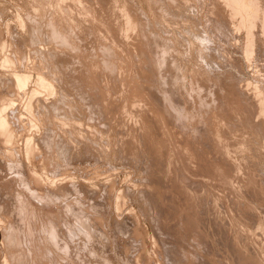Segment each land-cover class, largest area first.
Returning a JSON list of instances; mask_svg holds the SVG:
<instances>
[{
  "label": "rangeland",
  "instance_id": "obj_1",
  "mask_svg": "<svg viewBox=\"0 0 264 264\" xmlns=\"http://www.w3.org/2000/svg\"><path fill=\"white\" fill-rule=\"evenodd\" d=\"M15 1H17V4H16V6H15ZM21 1V2H20ZM36 1V2H35ZM48 1V2H47ZM47 1H45V0H31V2H30V0H7V2L10 4V6L8 5V7H7V5H5V4H8L7 2H6V0H5V2H4V0H1L0 2H1V6H0V12L2 11V9L3 10H5L4 12L2 11L1 13H3V15L5 16V17H3V15L1 16L0 15V20L1 21H3V23L0 21V31L2 32L3 31V33H2V35H0V39H1V43H0V54H1V50H2V54L0 55V68H2V69H0V71H1V75H0V89H2L1 91H0V97H1V95H2V97L0 98V104H1V102H4V101H7L8 99L7 98H13V96L12 95H10V94H13V90L11 91V89L9 88L10 86H9V84H10V81H9V79L7 78L8 76H9V78H10V74L11 73H14V72H17L19 69H22V70H19L18 71V73H26V74H29L31 77H30V80H29V82H28V84H27V87L25 86L24 87V89L25 90H29V86H31V84H32V87L30 88L31 90H32V88H34L35 86H36V88L37 87H41V88H43L44 87V89H41V90H39V91H37V92H35V93H33V96L34 97H32L31 95H32V93H26V94H24L25 92H22L21 94H22V96H20L19 98H18V101H19V103L21 104V105H18L19 103H18V101H17V99H15V101L17 102V104H16V102H15V105H16V108H15V105H14V110H15V118H18V122L20 123L19 124V128L17 129V128H15V125H13L14 123H12V120H11V118H10V116H8L7 117V119L9 120V118H10V122L8 121V125H7V127H5L4 129H6V128H8V126H10V130L12 131V138L10 137V139H14L13 141L12 140H9V139H0V141L2 142L1 144H0V147L1 148H3V147H5V149H1V150H3V153H5L4 155H2L1 154V151H0V163H3L4 162V159H5V163H3V164H0V171L2 170V172L0 173V181L4 184V187H3V184L0 182V202L1 201H3L2 203H0V212L1 211H3V210H5V211H3L2 213L3 214H1L0 215V222H2L1 223V225H6V227H14L15 226V221H17L18 220V218L16 219V215L18 216V209H17V207H24V205H28L29 203H31L32 205H30L31 207L32 206H34L35 207V205H37L38 206V210L35 208H33L32 207V209H34L35 210V213L36 214H30L32 211L34 212V210H32L31 212H30V206H28V207H30V208H27V210H29L28 212H29V214H27L29 217H26L25 216V218H24V220H23V223H22V226L23 227H25V229H24V231H26L27 229L28 230H30L31 232H33V233H35L36 235H38L39 233H40V235H42V236H44L45 234H49V233H47V232H44V231H42L43 230V228L44 229H48L47 228V226L49 227V223H48V221L50 220V219H52V218H60V217H65L66 219H68L69 220V222H72L71 221V219L72 220H77V216L79 215V218H80V215L81 214H83L82 212H79V211H83V210H85L86 208L89 210V211H91V212H89V214L90 213H92L94 210V212H93V214H95V216L93 215V214H90V217L89 216H87L86 218H84L85 217V214L86 215H89L87 212V210H85V211H83L84 212V214L81 216L82 217V219H88V220H85V221H83L82 219V221L83 222H85V223H87V227L89 226V227H91V225L90 224H94V222L97 224H94L91 228H88L89 230L91 229L92 231H90V233H92V236H91V239L90 240H92L94 243H91L92 241H90L89 242V244H90V246L92 247L93 246V244H94V248H93V251H94V254H95V252H96V254H95V257L93 258L92 256H94V255H92V256H90V255H88V254H86L85 256L86 257H84V256H80V258H81V262L82 261H85V259H87L89 256H90V261H92V262H94L93 264H97V262L96 261H98V263L99 264H106V262L107 263H111V264H124L125 263V261H126V264L128 263H130V262H133V263H131V264H145V262H147L148 261V263L147 264H151V263H153V264H156V263H158V264H193V263H196V264H199V262H200V264H228L229 262H227V261H230V263L229 264H240L241 262H243L244 264H246V262H249V260H250V257L251 258H253L254 259V261H253V263L255 264V261L257 262V264L259 263V264H263L264 263V229H263V227H264V205H263V203L262 202H264V196H263V192H264V157H262V156H264L263 154H264V152H263V150H264V129H262V128H264V127H262V126H264L263 124V122H264V106H263V104H264V0H251L252 1V3H253V5H254V3H256L255 5H257V6H255V7H258V8H255V9H257L259 12V14L258 15H256L255 16V14L253 15V17H251V19L250 18H247L246 16H245V14L243 13V12H240L239 13V11L236 9V7H235V5H233L234 3H232V1L231 2H229L228 0H105V1H103V0H100V1H102L103 3L105 2V4H104V6H105V8H107L105 11H104V7L102 6V2H100L99 0L97 1V0H47ZM55 1V2H54ZM70 1V3H68ZM71 1H73V2H71ZM83 1V2H82ZM91 1V2H90ZM94 1H95V4H94ZM11 2V3H10ZM15 2V3H14ZM32 2H34V3H32ZM46 2V3H45ZM53 2H54V4H53ZM62 2V3H61ZM78 2H80V3H78ZM82 2V3H81ZM97 2V3H96ZM106 2H108V3H106ZM4 3V5L2 6V4ZM13 3V4H12ZM20 3H23L22 5L20 4ZM55 3H56V5H58V6H56L55 5ZM75 5V7L73 6V4ZM75 3H77V6H76V4ZM84 3V4H83ZM89 3H91V4H89V6H87ZM101 3V5H100V9L102 8V10H100L99 9V4ZM154 3V4H153ZM36 4H38V5H36ZM47 4V5H46ZM48 4H49V7H48ZM68 4V5H67ZM11 5H14L15 6V8H14V6H11ZM26 5L27 6V8H29V10L30 11H27V10H24L25 8H26V6L24 7V6ZM41 5V6H40ZM79 5L81 6V7H79ZM85 5V6H84ZM18 6V7H17ZM30 6V7H29ZM33 6V7H32ZM54 6V7H53ZM60 6V7H59ZM64 6H66V8L64 7ZM67 6H68V8H67ZM69 6H71V7H69ZM87 6V7H86ZM90 6H92V8L90 7ZM96 6V7H95ZM102 6V7H101ZM155 6V8H153ZM234 6V7H233ZM37 7V8H36ZM42 9H41V8ZM44 7V8H43ZM45 7H47V8H45ZM58 8V10H57V8ZM84 7V8H83ZM98 7V8H97ZM10 9V11L12 10V12H10L9 11V9ZM18 8H20L19 10L20 11H18ZM26 8V9H27ZM33 9V11H32V9ZM80 8H82V9H80ZM89 8H90V10H89ZM235 8V9H234ZM260 8V9H259ZM13 9H15V11L13 10ZM47 9H49V10H47ZM67 10V12H66V10ZM80 9V10H79ZM92 9V10H91ZM95 10V13H94V10ZM110 9V10H109ZM132 11H134V12H132ZM7 10V11H6ZM43 10V11H42ZM46 10H47V12H46ZM52 12H51V11ZM75 10H76V12H75ZM99 10H100V12H99ZM110 12H109V11ZM13 11H14V13H13ZM27 11V12H26ZM40 11V12H39ZM56 11V12H55ZM61 11V12H60ZM73 11V12H72ZM82 11H84V12H82ZM88 11H90V12H88ZM238 13H237V12ZM8 12V13H7ZM10 12V13H9ZM21 12L24 14V15H26V17L24 16V15H22L21 14ZM29 12V13H28ZM30 12H32V13H30ZM37 12L38 13V16H40L39 14H41V16L40 17H38L37 16V21H36V23H38V24H36V23H34L35 22V20H36V18L34 17L33 18V15L32 14H35V13ZM49 12V13H48ZM51 12V13H50ZM54 12V13H53ZM58 12V13H57ZM63 12V13H62ZM69 12V13H68ZM101 12H103V13H101ZM128 12V13H127ZM136 12V13H135ZM137 12H139V14L137 13ZM6 13H7V15L8 16H6ZM16 13H18L17 15H16ZM36 13V14H37ZM61 13V15L63 16V18H65V19H63L65 22H73V23H71V24H73L74 25V27H75V25L77 24H79V26L77 27L76 26V29H75V33L77 34L78 32H79V35L77 34L76 36V38H75V33L72 35V39H74L73 40V46L71 45V46H69V45H66V46H61V45H58V44H55L54 42H53V40H51V34H52V25H51V18L50 17H52V15H53V18H55L58 14H60ZM76 13V14H75ZM98 13H99V15H98ZM105 13H107V14H105ZM127 13V14H126ZM243 13V14H242ZM257 13V12H256ZM15 14V15H14ZM27 14H29L28 16H27ZM42 14H43V16H42ZM45 14V15H44ZM50 14V15H49ZM57 14V15H56ZM88 14H90V17H89V19H87L88 17H85V15L86 16H89ZM92 14L94 15V16H92ZM95 14H97L96 16H95ZM100 14L102 15V17L100 16ZM129 14V15H128ZM141 14V15H140ZM11 15V16H10ZM13 15V16H12ZM30 15H32L31 17H29ZM46 15H48V16H46ZM68 15V16H67ZM73 15H76V16H83L82 18L80 17V19L78 18V17H74ZM103 15L105 16V17H103ZM138 16V18H137V16ZM143 15V16H142ZM241 15H243V17L241 16ZM45 16V17H44ZM50 16V17H49ZM100 16V17H99ZM131 16V17H130ZM132 16H134V17H132ZM139 16H140V18L142 19V20H144V21H142V20H140V18H139ZM244 16H245V18H244ZM255 16V17H254ZM262 16V17H261ZM18 17H20V18H18ZM24 17V18H23ZM41 17H43V18H45V21H44V19L43 18H41ZM66 17H69V18H66ZM74 19H73V18ZM91 17H93V18H91ZM97 17V18H96ZM106 17H108V18H106ZM127 17V18H126ZM130 17V18H129ZM257 17V19H255ZM10 18V19H9ZM25 18H26V21H24L25 20ZM31 20H30V19ZM34 20H33V19ZM40 18V20H38ZM49 18H50V20H49ZM72 18V19H71ZM79 20H78V19ZM91 18V19H90ZM98 18H103V20H104V22H103V20L101 21V19H99L98 20ZM104 18H106L107 20H105ZM254 18V19H253ZM263 18V19H262ZM8 21H7V20ZM14 19H16V20H14ZM24 19V20H23ZM30 20V23L29 24H31L32 23V20L34 21L33 23H34V25H35V27H34V25H33V23L29 26L28 25V21ZM41 19H42V21H41ZM67 19V20H66ZM77 19V20H76ZM84 20V22H85V24L84 25H82L84 22L83 21H81V20ZM131 20V21H129V23H127V21L128 20ZM137 19H138V21H137ZM243 19V20H242ZM246 20V22H245V20ZM248 19L249 20H252V22H248ZM6 20V21H5ZM47 20H49L50 22H48ZM70 20V21H69ZM97 20V21H96ZM110 22H109V21ZM111 20H112V24H113V26H115L114 24H116V27L117 28H114L113 29V26H112V24H111ZM127 20V21H126ZM256 20V21H255ZM14 21V23H15V21L17 22V26H16V24L15 25H12V22ZM80 21V22H79ZM91 21V22H90ZM105 21H107V22H105ZM120 21H122V22H120ZM137 21V22H136ZM140 21H142V23L140 22ZM255 21V22H254ZM27 23L26 25H24L25 23ZM43 25H41L40 23ZM42 22H44V23H42ZM90 24H89V23ZM93 22H94V24H95V26H93L94 24H93ZM95 22H97V25H96V23ZM101 24H100V23ZM114 22V23H113ZM118 22L120 23V24H118ZM139 22H140V25H139ZM143 22H145V23H143ZM244 22V23H243ZM7 23V24H6ZM13 23V24H14ZM18 23H19V25H18ZM20 23H21V25H20ZM45 23H46V25L49 23L50 24V27H48L49 26V24L47 25V27H46V25H45ZM82 23V24H81ZM87 23V24H86ZM92 23V24H91ZM106 23V24H105ZM11 24V25H10ZM89 24V25H88ZM98 24H99V27H101V25L102 26H104L103 28H104V30H103V28H99L98 27ZM117 24H118V26H117ZM127 24H130V25H127ZM135 24V25H134ZM143 24V25H142ZM3 25H4V28H3ZM38 25L39 26H41L42 27V29L40 28V27H38ZM92 25V26H91ZM105 25L108 27V25H110V26H112V29L110 28V26H109V28H108V31L109 32H106L107 31V28L105 27ZM124 25H127L126 27L124 26ZM145 25H147V26H145ZM7 26V27H6ZM14 26L16 27V30H19V32L17 33V32H15L16 30L14 29ZM19 26V27H18ZM37 26V27H36ZM45 26V27H44ZM82 26V27H81ZM85 26H88L89 28H90V30L88 31L87 29H88V27H87V29H84V28H86ZM91 26V27H90ZM123 26V27H122ZM144 26V27H143ZM10 27H11V29H10ZM12 27H13V29H12ZM18 27V28H17ZM27 27V28H26ZM31 29H33L32 31H30V28ZM43 27H44V29H43ZM92 27H94V28H92ZM121 27V28H120ZM125 27V28H124ZM141 27V28H140ZM147 28V30H146V28ZM3 28V29H2ZM8 28V29H7ZM22 28V29H21ZM29 28V31L27 30ZM38 28V29H37ZM39 28H40V31H39ZM45 28H46V31H43V30H45ZM77 28H80L79 29V31H78V29ZM84 29V30H82V29ZM97 28L99 29L98 30V32H97ZM144 28V29H143ZM2 29V30H1ZM21 29V30H20ZM35 29V30H34ZM50 31V35H49V32H48V30ZM105 29H106V31H105ZM120 31V33H119V36L117 35L118 33H117V31L118 30ZM124 29H125V31H124ZM5 30H6V32H5ZM13 32H11V31ZM23 30V31H22ZM37 30V31H36ZM41 30H42V32H41ZM81 30V31H80ZM85 30H87V32L89 33H87ZM117 30V31H116ZM129 30V31H128ZM141 30V31H140ZM77 31V32H76ZM84 31V33H85V36L86 35H90V39L89 40H86V38L88 39L89 38V36H87L86 38H84V36L82 35L83 33H80V32H83ZM92 31V32H91ZM113 31V32H112ZM118 31V32H119ZM133 31V33H131V32ZM145 31V32H144ZM147 31V32H146ZM8 32V33H7ZM11 32V33H10ZM15 32V33H14ZM26 32V33H25ZM28 32H32L31 33V35L28 33ZM35 32V33H34ZM40 33L41 34V37L39 36V35H37L36 33ZM95 32V33H94ZM107 34H110V37H109V35H107ZM112 32V33H111ZM115 32V33H114ZM137 32H139V33H137ZM6 33H7V35H6ZM35 35H34V34ZM44 33H46V34H44ZM91 33V34H90ZM103 33H104V35H103ZM117 33V34H116ZM251 33V34H250ZM10 34V35H9ZM29 34V35H28ZM33 34V35H32ZM45 36H44V35ZM113 34V35H112ZM114 34H116V35H114ZM131 34V35H130ZM5 35V36H4ZM9 35V36H8ZM21 35L23 36V37H21ZM42 35H43V37H42ZM47 35H48V38H47ZM81 35V37H79ZM94 35H96L95 37H92V36H94ZM100 35V36H99ZM130 35V36H129ZM137 35H139L138 37H137ZM1 36H4V38H5V40H4V38L2 37L1 38ZM32 37V38H29V37ZM35 36H36V38H35ZM37 36H39V37H37ZM104 36V37H103ZM117 36V37H116ZM125 36H126V39H125ZM128 36V37H127ZM131 36H132V38H134V40L131 38ZM134 36V37H133ZM11 37V38H10ZM12 37H15L14 39L15 40H13V38ZM17 37V38H16ZM21 37V39H28L27 41L29 42H27V41H23V40H21V39H19ZM27 37V38H26ZM80 39H79V38ZM92 37V38H91ZM96 37H98V38H96ZM101 37V38H100ZM103 37V38H102ZM116 37V38H115ZM119 37H122V38H120L121 39V41H120V39H119V41L120 42H118V39L117 38H119ZM141 37V38H140ZM143 37V38H142ZM9 38H10V40H9ZM35 38V39H34ZM43 38V39H42ZM46 38L48 39V40H46ZM78 38V39H77ZM84 38V39H83ZM7 39V40H6ZM13 40V42H15L16 41V39H17V41H18V43H17V41L13 44V42H12V40ZM34 39V40H33ZM40 39V40H39ZM91 39H92V41H91ZM98 39V40H97ZM100 39H101V42H100ZM107 39V40H106ZM112 39V41H110ZM117 39V40H116ZM122 39H124V40H122ZM140 39V40H139ZM249 39H250V41H251V44L248 46V41H249ZM20 40V41H19ZM33 40V41H32ZM39 40V41H38ZM102 40H103V42H102ZM105 40V41H104ZM108 40L110 41L109 43H111L112 42V44H114V45H118L120 48H121V50L125 53V54H129L130 55V57H133V59L132 60H134L135 59V61H133L132 63L134 64L136 61V63L134 64V66L133 65H131L132 63H129V69H132V71H137L138 70V72H140V79H141V82H142V84L144 85V88H143V92H142V94H140V95H135V94H133L134 92H133V90H131L132 89V84H130V82L129 81H127L126 79V77H124V76H122L123 74H122V71H123V66H122V62H121V59H118L117 57H114V58H112V60H115V62H117V63H115L114 61V63H115V67H116V69L114 70V73L115 74H112L111 75V73L109 72V70L107 71L106 69H103V66H101V64H100V56L102 55L101 54V51H103V47H104V44L103 43H105V42H108ZM139 40V41H138ZM8 41V42H7ZM23 41V42H22ZM30 41H32V42H30ZM42 41H43V44H42ZM79 41V42H78ZM81 41V42H80ZM85 41H86V43H85ZM91 41V42H90ZM93 41H95V44L93 43ZM99 41L100 43L99 44H96L97 42ZM123 41H124V44H123ZM127 41V42H126ZM132 41V42H131ZM250 41H249V43H250ZM37 42H39V44L37 43ZM77 42V43H76ZM88 42V43H87ZM6 43V44H5ZM7 43H8V45H7ZM19 45L20 43H21V45H28V48H30V49H27V47L25 48V46H18L17 44ZM30 43H37V44H31L30 45ZM79 43V44H78ZM83 45H82V44ZM92 44L91 46H90V44ZM136 43H138V45H136ZM10 44V45H9ZM12 44V45H11ZM76 44V45H75ZM88 46H87V45ZM94 44V45H93ZM101 44V45H100ZM129 44V45H128ZM132 44V46H130ZM15 45V46H14ZM17 45V46H16ZM80 45V46H79ZM81 45H82V48H86L85 50H83L82 48H81ZM100 46V48L102 49V50H100V53H99V49L100 48H98L97 46ZM103 45V46H102ZM128 45V46H127ZM5 46V47H4ZM8 46V47H7ZM32 46H33V48L34 47H36V49H38V51H39V53H37V50H36V54H35V50H34V53H33V49L31 50V48H32ZM37 46H39V48H37ZM40 46H42L43 48H40ZM49 46V47H48ZM62 48H61V47ZM78 46L80 47V48H78ZM85 46V47H84ZM94 47L93 48V50H96V53H93V50H92V48H89V47ZM102 46V47H101ZM123 46V47H122ZM124 46H126L125 48H124ZM136 46H138L137 47V49L140 47V46H143L144 48H142V50H143V52H141V54L139 53V55L140 56H138V53L136 52L137 51V49H134V47H136ZM7 47V48H6ZM11 47V49H9ZM18 47H19V49H18ZM75 47V48H74ZM76 47H77V49H76ZM129 47H131V48H129ZM18 49V51H19V54L21 53V55L23 54V56H25V58L24 59H21V58H23L21 55H19L18 54V51L16 50V49ZM22 50H21V49ZM58 49V50H56V49ZM66 48V49H65ZM73 48L74 49H76L75 51H73ZM126 48H129L128 50L126 49ZM6 49V50H5ZM41 49L44 51L45 49H48V50H46L47 51V53H46V51H44V53H45V56H44V54H41ZM51 49H52V51H53V55H54V57H53V55H52V51H51ZM54 49V50H53ZM60 49H61V51L63 50H65V53H61V51H60ZM82 49V50H81ZM132 49H134V50H132ZM4 50H5V53L6 54H4ZM10 51V53H11V56L10 55H7V54H10L9 53V51ZM15 50V51H14ZM26 50V51H25ZM29 50V51H28ZM31 50V51H30ZM50 50V51H49ZM69 50V51H68ZM71 50V51H70ZM88 50V51H87ZM128 51V53H127V51ZM72 51H73V53H72ZM90 51H91V53H90ZM131 51H132V53H131ZM133 51H134V53H133ZM31 53V54H30ZM33 53V54H32ZM50 53V54H49ZM56 53V54H55ZM58 53V54H57ZM71 53H72V55H71ZM93 53V54H92ZM144 55H143V54ZM146 53V54H145ZM18 54V55H17ZM38 54V55H37ZM42 55V56H44V59H43V57L42 58H40V56L39 55ZM81 54V55H80ZM84 54V55H83ZM90 54H91V56H90ZM135 54V56H133ZM137 54V55H136ZM16 55H17V58H19V60L16 58ZM33 55V56H32ZM37 55V56H36ZM51 55H52V58H51ZM59 55H61V57L59 56ZM63 55V56H62ZM68 55H70V56H68ZM86 55V56H85ZM141 55H142V57H141ZM46 56H48V58L46 57ZM56 56H59V58H63L62 60L61 59H59V60H61V61H59L58 60V57H56ZM67 56L69 57L68 58V60L70 59V57L71 56H73L71 59V61H68V62H66V59L64 60V58H67ZM78 56V57H77ZM90 56V57H89ZM97 56V57H96ZM136 56H138V57H136ZM145 56H147L146 58L148 59H146L145 58ZM32 58V59H30V58ZM35 57H38V58H35ZM49 57H50V59H49ZM75 57V58H74ZM135 57V58H134ZM150 57V58H149ZM14 58H16V59H14ZM28 60H27V59ZM57 60H56V59ZM86 58V59H85ZM92 58V59H91ZM137 58V59H136ZM142 58H143V60H145L144 62H143V60H142ZM4 59L6 60L5 62H4ZM23 61V62H25V64L21 61V60ZM26 59V60H25ZM34 59H35V61H34ZM46 59H48V60H50V61H48L47 60V62H46ZM75 59V60H74ZM76 59H77V61H76ZM81 59H83V60H81ZM89 60V63H88V60ZM116 59H118V60H116ZM140 59H141V61H140ZM17 62H16V61ZM33 60V61H32ZM40 60H41V62H40ZM42 60L46 63V65L44 64V62L42 63ZM52 60H53V62H52ZM56 60V61H55ZM80 62H79V61ZM86 60H87V63H86ZM150 60V61H149ZM152 60V61H151ZM157 60V61H156ZM31 61V62H30ZM72 61H75L78 65H79V63L80 64H83V65H81L82 67L83 66H85V70L88 72H86L88 75H87V77H86V75H83V74H86L85 73V70H82L81 69V67H77L78 65H76V63L74 62V65H73V62ZM94 61V62H93ZM147 61H149V62H147ZM20 64H19V63ZM26 62H27V64H26ZM33 62H35L34 64H33ZM39 62V63H38ZM66 62V64H64ZM70 62V63H69ZM72 62V63H71ZM83 62H85L86 63V65H85V63H83ZM143 62V63H142ZM30 63V64H29ZM68 63V64H67ZM90 63H92V64H90ZM142 63V64H141ZM146 63H148V64H146ZM16 64H18V65H16ZM29 64V65H28ZM40 64H42V65H40ZM49 64H50V66H49ZM53 64H56L57 65V67H58V64H59V67H58V69H56L57 67H56V65H54L53 66ZM71 66H70V65ZM90 64V65H89ZM117 64V65H116ZM138 64V65H137ZM151 64V65H150ZM21 65V66H20ZM35 67H34V66ZM39 65H40V67H39ZM46 67H48L49 69L51 68V70H49V69H46L45 68V66ZM67 67H66V66ZM88 65V66H87ZM96 65V66H95ZM99 65V66H98ZM138 67H137V66ZM143 65V66H142ZM146 65V67H144ZM150 65V66H149ZM10 66V67H9ZM20 66V67H19ZM23 66V67H22ZM24 66H25V69H27V70H25L24 69ZM34 67V68H32V67ZM41 66H43L42 68L43 69H45L46 70V72H47V70H48V74L47 73H45V70H44V72H43V74H42V72L41 71H43V69L41 68ZM52 66V67H51ZM62 66H64V69L62 68ZM71 67V69H70V67ZM80 66V65H79ZM89 66H91L90 67V69H89ZM96 68V69H94V67ZM118 66V67H117ZM140 66H141V68H140ZM147 66H149L150 68H148ZM12 67V68H11ZM18 67V68H17ZM31 67V68H30ZM61 67V68H60ZM98 67V68H97ZM135 67V68H134ZM144 69H143V68ZM7 68H10V69H7ZM77 68V69H76ZM137 68V69H136ZM148 68V69H147ZM16 69H18L17 71H15ZM34 70V71H32V70ZM60 69V70H59ZM63 69V70H62ZM67 69H69V72H68V70ZM76 70L78 73L79 72H81L82 73V75H83V77L81 76V74L79 73V75H76L75 74V72L76 71H72V70ZM80 69L82 70V71H80ZM94 69V70H93ZM102 69V70H101ZM140 69H142L143 71L141 72V70ZM146 69V70H145ZM8 70V71H7ZM12 70H14V71H12ZM32 71V72H30V71ZM39 70V71H38ZM66 70H67V74L66 73H64V72H66ZM105 70H106V72H105ZM117 70L119 71V72H117ZM149 70V71H148ZM151 70V71H150ZM39 72V73H37V72ZM54 71V72H53ZM60 71H62L61 72V75H60ZM90 71H91V73H90ZM101 71H104V72H101ZM116 71V72H115ZM6 72V74L5 75H8L9 74V72H10V74L7 76V77H5L3 74ZM56 72H57V74H59V75H56V76H54V74H56ZM72 72H74V74L76 75V76H78V77H82V80L80 79L79 80V78L78 77H75L74 75H71V74H73ZM98 72V73H97ZM179 72V73H178ZM8 73V74H7ZM54 73V74H53ZM102 73V74H101ZM109 73H110V75H109ZM117 73H118V75H117ZM144 73V76L143 75H141V74H143ZM176 73L178 74V76L176 75ZM47 74V75H46ZM51 74V75H50ZM52 74H53V76H52ZM66 74V75H65ZM69 74V75H68ZM90 74H92V75H90ZM96 74V75H95ZM99 74V75H98ZM100 74H101V77H100ZM150 75V76H148V75ZM40 75H42L43 77H44V79H45V83H44V85H42L41 86V83H39V82H41L40 80H39V78L41 77ZM107 75V76H106ZM113 75H117V76H119L118 77V80H117V76H116V79H115V76H113ZM146 75V76H145ZM5 77V79H8V81L6 82H3L5 79H2V77ZM51 76V77H50ZM62 76V77H61ZM63 76H65V78H66V76H67V78L66 79H68V78H70V79H68V80H70V81H68V80H66L65 79V81H67V82H69V83H72V81L74 80L75 82H76V80L74 79V78H77L78 80V82L79 83H83V82H85V83H83V85H81V84H79V83H75V84H79V85H75L74 83H72L71 85H68L67 86V84H69V83H65V81H63L65 84H66V86H64V84L63 83H61L62 82V78H64ZM69 76H72V77H69ZM89 76V77H88ZM104 76V77H103ZM113 76V77H112ZM177 76V77H176ZM54 77H56L57 79H54ZM60 77V78H59ZM91 77V78H90ZM103 77V78H102ZM144 77V78H143ZM146 77V78H145ZM256 77H258V78H256ZM38 78V79H37ZM47 78V79H46ZM72 78H73V80H72ZM86 78H87V80H86ZM97 78L99 79V80H97ZM105 78V79H104ZM107 78V79H106ZM111 78V79H110ZM125 79V81H127V82H125L123 79ZM148 78V79H147ZM48 79H50V80H48ZM52 79H53V81H52ZM59 79H60V81H59ZM62 79V80H61ZM92 79V80H91ZM113 79V80H112ZM122 79V80H121ZM149 79H150V81H149ZM151 79H153L152 81H151ZM169 79V80H168ZM175 80V85H174V80ZM256 79V80H255ZM3 80V81H2ZM34 80V81H33ZM89 80V81H88ZM102 80V81H101ZM104 80V81H103ZM111 80H112V82H111ZM114 80L115 81H117V82H120V83H117V82H114ZM144 80V81H143ZM146 80V81H145ZM250 80H252V81H250ZM38 81V82H37ZM47 81V82H46ZM51 81V82H50ZM81 81V82H80ZM87 81V82H86ZM95 81H97L98 82V84L99 85H97V86H99V91H97V93L95 92V90H94V88L93 87H95V85H94V83H95ZM107 82V84H106V82ZM154 81H155V83H154ZM247 81V82H246ZM249 81V82H248ZM3 82V83H2ZM51 84H50V83ZM92 82V83H91ZM149 82H151V86H153V87H151L152 88V91H151V88H150V85H148L149 84ZM169 82V83H168ZM251 82H252V84H251ZM9 83V84H8ZM33 83H34V86H33ZM48 83V84H47ZM53 83H55L54 85H53ZM116 83V84H115ZM124 83V84H123ZM172 83V84H171ZM191 83H194V84H196V85H194V84H191ZM248 83V84H247ZM5 85L6 86V84L8 85V88L6 89V87H4V86H2V85ZM30 84V85H29ZM40 84V85H39ZM50 84V85H49ZM73 84H74V86H73ZM102 84V85H101ZM104 84V85H103ZM115 84V85H114ZM118 84H120L121 85V87H120V85H118ZM154 84V85H153ZM177 84V85H176ZM243 84V85H242ZM246 84V85H245ZM29 85V86H28ZM37 85H39V86H37ZM47 85V86H46ZM55 85H57L56 87H55ZM92 85H94L92 88V91H94L95 93H93L92 91H91V86ZM118 86V89H117V86ZM158 85V86H157ZM192 85V86H191ZM247 85H249V86H247ZM257 85H258V87H257ZM51 86H52V88H51ZM64 86V87H63ZM70 86V87H69ZM72 86V87H71ZM80 87V89L79 88H76V87ZM82 86V87H81ZM102 86V87H101ZM103 86H105V88L103 87ZM108 87V89H107V87ZM114 86V87H113ZM116 86V87H115ZM147 86V87H146ZM149 86V87H148ZM162 86V87H161ZM169 86H172L171 88H169ZM193 86H195L194 88H193ZM198 86V87H197ZM246 86V87H245ZM2 87H4V89L2 88ZM47 87V88H46ZM66 87V88H65ZM85 87V88H84ZM89 87V88H88ZM120 87V88H119ZM163 87H166V88H168V89H171V91H172V95L174 94H176V96H174V98H176L175 100L176 101H179L180 99V101H179V103H181V104H183L184 105V112H187V114H189V112H191V115H193L194 114V112H193V110L195 111V113L197 114H194L192 117H190L189 118V115H187V118H185V120L186 121H184V123H185V125H183L182 123H179L177 120L175 121V123H173L172 124V122H174V120H171L170 121V118H169V116L167 115V114H165V113H163V115L161 114L162 112L160 111V109H158V107L156 108L155 106L159 103H157V101H160L159 99H161V96L163 95ZM173 87L175 88V89H173ZM250 87V88H249ZM253 87H255V88H253ZM256 87H257V89H256ZM46 88V89H45ZM63 88H65V89H63ZM70 88V89H69ZM75 89V90H72V89ZM85 90H84V89ZM88 88V89H87ZM101 88H103V90L101 89ZM155 88H157V89H159V92H160V90H161V92L160 93H162V94H160V95H158V97H153V96H157L156 95V93L158 92V90H155ZM162 88V89H161ZM191 88V89H190ZM242 88H244V90L242 89ZM252 88V89H251ZM260 88V89H259ZM6 89V92H5V94H3L4 92H2L3 90H5ZM57 89H59V90H57ZM61 89V90H60ZM66 89H68V90H66ZM77 89H79V90H77ZM117 90V92L115 91V90ZM200 89V92L201 93H199V90ZM247 89V90H246ZM38 90V89H37ZM42 90H44L45 92H43ZM48 90V91H47ZM64 90V91H63ZM70 90H72V91H70ZM84 91V92H82V91ZM90 90V91H89ZM112 90H114V91H112ZM119 90H121V92L119 91ZM146 90H148V91H146ZM179 90V91H178ZM195 91L194 93L196 94V96H194L193 97V95H195V94H193L192 93V91ZM251 90V91H250ZM8 91H10V92H12V93H10L9 94V96H8ZM66 93L68 96H66V95H64V93ZM74 91H76V92H74ZM78 91V92H77ZM88 93H87V92ZM112 91V92H111ZM147 93H146V92ZM154 91H157V92H154ZM175 91H177V92H175ZM199 93V95H198V93ZM254 91V92H253ZM260 91V93L258 94V92ZM1 92H2V94H1ZM70 92V94H68ZM72 92H74V93H72ZM90 92V93H89ZM114 92V93H113ZM175 92V93H174ZM180 92H182V93H180ZM189 92V94H191L192 96L191 97H189L190 95H188L187 93ZM246 92H248V93H246ZM6 93H7V95H6ZM42 93L44 94V93H46V94H44V95H42ZM55 93H57V94H55ZM78 93V95L80 96H76L75 97V95ZM91 93H93V94H96V95H94L93 96V94H91ZM112 93V94H111ZM154 93V94H153ZM186 93V94H185ZM30 94V95H29ZM39 94H40V97H43L42 99H43V101H42V99L40 98V97H38L39 96ZM64 95V97L66 96V97H68V100L66 99V97H65V101L64 100H62L64 97H63V95ZM73 94H75V95H73ZM83 94V95H82ZM87 94H89L88 95V97H87ZM111 94V95H110ZM120 94V95H119ZM148 94V95H147ZM153 94V95H152ZM178 94V95H177ZM182 94V95H181ZM184 94V95H183ZM29 97H28V96ZM42 95V96H41ZM46 95V99H44L45 96ZM55 97H54V96ZM71 95L72 96H74V97H71ZM81 95H82V97H83V99H84V101L86 100V98H87V100L84 102L85 103V105L83 104L82 105V101H83V99H82V97H81ZM91 95V96H90ZM101 95V96H100ZM107 95V96H106ZM119 95V96H118ZM122 95H124V96H122ZM129 95V96H128ZM133 95V96H132ZM143 95V96H142ZM147 95V96H146ZM149 95H151L153 98H156V100L155 99H153V98H150L151 96H149ZM187 95V96H186ZM202 97H201V96ZM251 95H253V96H251ZM256 95V96H255ZM24 96V97H23ZM35 96H36V99H35ZM61 96L63 97V98H61ZM70 96V97H69ZM86 96V97H85ZM96 96H97V98H96ZM111 96V97H110ZM179 96H181L183 99L184 98H186V99H184V102H183V100H182V98H180ZM186 96V97H185ZM198 96H200L201 98H199ZM251 96V97H250ZM259 96V97H258ZM26 97H27V99H26ZM50 99H49V98ZM60 97V98H59ZM95 98L94 100H93V98ZM99 97V98H98ZM106 97V98H105ZM122 97V98H121ZM145 97H147V98H145ZM188 97V98H187ZM195 97H196V99H195ZM258 97V98H257ZM262 97V98H261ZM3 98H4V100H3ZM21 98H22V100H21ZM23 98H24V100H23ZM49 100H48V99ZM70 98V99H69ZM72 98H74V100L72 99ZM75 98H78L77 100H75ZM108 98V99H107ZM111 98V99H110ZM123 98H125V99H123ZM132 98V99H131ZM139 98V99H138ZM159 98V99H158ZM179 98V100H177ZM255 98V99H254ZM259 98H261V99H259ZM25 99H26V102H25ZM29 99V100H28ZM41 99V100H40ZM52 99V100H51ZM57 99H59V100H61L60 102H59V100H57ZM82 99V101H80ZM119 99V100H118ZM135 99V100H134ZM190 99H192V100H190ZM203 99H205L206 100V102H204L203 100L201 101V100ZM257 99V100H256ZM40 100V101H39ZM55 100V101H54ZM90 100V101H89ZM98 100H101L102 101V103L100 102V101H98ZM104 100V101H103ZM145 100V101H144ZM147 100V101H146ZM186 100H187V102H186ZM251 100H255V102H253V101H251ZM24 101V102H23ZM48 101H49V103L50 102H52L53 103V105H54V103H55V105L56 104H59V103H61V104H59V106H51L50 104H49V106H48ZM54 101V102H53ZM67 102V103H70V104H67V103H64V102ZM70 101V102H69ZM76 103H75V102ZM78 101H80L79 103H81V104H77L78 103ZM89 101V102H88ZM92 101H93V103H92ZM108 101H110V102H108ZM153 101V102H152ZM154 101H156V102H154ZM249 101H251L250 102V104H249ZM42 102H43V104H42ZM45 102H47V103H45ZM57 102V103H56ZM72 102H74V103H72ZM96 102H98L97 104H95ZM116 102V103H115ZM124 102V103H123ZM161 102V101H160ZM183 102V103H182ZM193 103V105H192V103ZM199 102V103H198ZM202 102V103H201ZM258 102V103H257ZM29 103V104H28ZM89 103H92V105L91 106H89V105H87V109L85 108L86 107V104H89ZM104 103H105V105H104ZM143 103H144V105H143ZM149 103V104H148ZM156 103V104H155ZM190 103H191V105H190ZM203 103H205V104H207V103H209V105L211 106L212 104L211 103H213V107L211 106L210 107V110H214L215 111V107H216V113L214 112V115H213V113L212 112H209L210 110H209V105H204ZM252 103H253V105H252ZM255 103H256V105H255ZM23 104H24V106H23ZM26 104V105H25ZM45 105V106H48L49 107V109H48V107H43V106H41V105ZM73 105V106H71V108H68V106L70 107V105ZM75 104H76V106H75ZM94 104V105H93ZM153 104H154V106H153ZM249 104V105H248ZM28 105V106H27ZM36 105H37V109L38 110H40V111H38L37 109H35V107H36ZM64 105H66V106H64ZM78 105H82L81 107L82 108H84L86 111H88V109L89 108H93V106L94 107H96V109L95 110H93V109H89V111L90 112H86L85 110H81L82 108L81 107H79ZM100 105H103L105 108H106V111H105V108L103 107L102 109H101V107H100ZM112 105V106H111ZM151 105V106H150ZM188 107H187V106ZM199 105H204V106H202L203 107V109L204 108H206L205 110V112H200V111H202V110H199V108H200V106ZM215 105V106H214ZM258 105H260V106H258ZM261 105H262V107H261ZM41 108H40V107ZM84 106V107H83ZM98 106H99V108H100V111L102 112V111H104V112H100L102 115H103V113H104V116L105 117H103L101 114H99L98 115V112L97 111H99V108H98ZM129 106V107H128ZM132 106V107H131ZM144 106V107H143ZM147 106V107H146ZM153 106V107H152ZM192 106H194L193 108H192ZM250 106L252 107V108H250ZM25 107V108H24ZM54 108V111L56 112V113H58L59 111H61L62 112V114H61V112L60 113H58V114H56V115H54L55 114V112L53 111V108ZM60 107H62V108H60ZM66 107V108H65ZM73 107V108H72ZM78 107V108H77ZM114 107V108H113ZM155 107V108H154ZM185 107L187 108L186 109V111H185ZM190 107V108H189ZM201 107V108H202ZM254 107V108H253ZM255 107H256V110H257V112H256V110H255ZM259 107V108H258ZM21 108V109H20ZM26 108H28V109H26ZM31 108V109H30ZM58 108V109H57ZM75 108H77V110H80V111H73L72 109H75ZM80 108V109H79ZM110 108V109H109ZM127 108H128V110H127ZM133 108H134V110H133ZM140 109V111L138 112V110ZM144 108H146V110L148 111V112H146V111H144L143 112V110H144ZM151 108V109H150ZM200 108V109H201ZM246 108L248 109V110H246ZM20 109V110H19ZM48 110V111H45L44 112V110ZM50 109H52V112H54L53 114L51 113V110ZM62 109V110H61ZM63 109H65V110H63ZM67 109H70V111H68ZM122 109V110H121ZM149 109V110H148ZM156 109H158L159 110V112H157V110ZM254 111H253V110ZM22 110L25 112H22ZM27 110V111H26ZM38 111V114L40 115V114H42V111H43V115H40L41 117H42V119L40 120L39 118H37V116L38 117H40L39 115H37V112H36V114H35V111ZM42 110V111H41ZM57 110H58V112H57ZM110 110H112L113 111V113H111V111ZM130 110H131V113H130ZM135 110H137V111H135ZM142 110V111H141ZM188 110V111H187ZM190 110V111H189ZM250 110H251V113H250V115H249V112H250ZM259 110H261V111H259ZM20 111V113H18ZM31 113L32 112V114H30L29 112ZM49 111H50V113L52 114V116H51V114L49 113ZM63 111H68V112H63ZM81 111H83V113L81 112ZM108 111V112H107ZM6 112H8V113H10V111H6ZM17 112V113H16ZM40 112V113H39ZM69 112H71L70 114H69ZM76 113V114H72V113ZM78 112V113H77ZM81 112V113H80ZM85 112V113H84ZM94 112H97L95 115L93 114ZM111 114H110V113ZM115 112V113H114ZM142 113V114H144L143 115V117H141L140 115H139V113ZM152 112V113H151ZM206 112H208V113H211V114H207V115H209L210 117H209V119H208V121L207 120H205V119H207L208 117H207V115L205 114ZM246 112H248V114L246 113ZM23 114V116H22V114ZM45 113H47V114H45ZM48 113H49V115H48ZM66 113H68L67 114V116L69 117V116H71L72 117V119H71V117H69V118H65V116H64V114H66ZM86 113H87V115H89V116H87L86 115ZM107 113H109L110 115H113V116H108L107 118H106V115H107ZM136 113V114H135ZM200 113V114H199ZM202 113V114H201ZM203 113L205 114L204 115V117H207V118H203L202 116H203ZM246 113V114H245ZM256 113V114H255ZM258 113H260V114H258ZM25 114V115H24ZM27 114V115H26ZM45 114V115H44ZM60 114V115H59ZM78 114H81V118L78 116ZM83 114H84V116H83ZM91 114V115H90ZM106 114V115H105ZM131 114V115H130ZM149 114H152V115H149ZM199 114V115H198ZM251 114H253V115H251ZM8 115V114H7ZM20 117H19V116ZM28 115H32L31 117L30 116H28ZM48 115V116H47ZM59 115V116H58ZM73 115V116H72ZM75 115H77L78 117H76ZM94 115V116H93ZM123 115V116H122ZM131 117H130V116ZM148 115V116H147ZM190 115V116H191ZM200 115H202L201 117H200ZM212 115V116H211ZM216 115V116H215ZM247 115H248V117H247ZM28 116V117H27ZM34 116V118H37V119H33L32 117ZM63 116V117H62ZM66 116V117H67ZM87 118H86V117ZM99 116V117H98ZM100 116H102V117H100ZM144 116H145V118L147 119V117H148V119H147V121L150 119L151 120V118H149V117H151V116H153L152 117V120H153V124L152 123H150L149 121L148 122H146V119H143L144 118ZM147 116V117H146ZM156 116V117H155ZM160 116V117H159ZM197 116V117H196ZM215 116V117H214ZM250 116H251V118H250ZM252 116H254V117H252ZM259 116V117H258ZM26 117V118H25ZM40 117V118H41ZM50 117V118H49ZM52 117H53V119H52ZM64 118V119H62V118ZM84 117H85V119H87V120H84ZM93 117V118H92ZM123 117V118H122ZM130 117V118H129ZM198 119L199 118V120H200V122H202V121H207L206 123L208 124V123H210V124H208V127H207V124H204V122L203 123H200L199 122V124H201V125H199L198 123H197V120H196V118ZM28 118H31L30 120L28 119ZM46 118V119H45ZM77 118H80V119H77ZM91 118V119H90ZM100 118V119H99ZM106 118V119H105ZM122 118V119H121ZM125 118H126V120H127V118H129V120H127L128 122H129V125H133V127H131V126H129V125H127L128 124V122L127 121H125ZM139 118V119H138ZM140 118L142 119V120H145V121H142V120H140ZM157 118V120H156V122H155V119ZM161 118V119H160ZM166 118V119H165ZM195 118V120L193 121V119ZM210 118H212V119H210ZM216 118V119H215ZM254 118V119H253ZM259 118V119H258ZM30 121V122H28V120ZM48 119V120H47ZM58 119V120H57ZM66 119V120H65ZM69 119V120H68ZM75 119V120H74ZM88 119H90V120H88ZM96 119H98V125H97V120ZM104 119V120H103ZM117 119V120H116ZM123 119H124V121H123ZM160 119V120H159ZM189 119V120H188ZM190 119H192L191 121H190ZM203 119V120H202ZM213 119H214V121H213ZM249 119L251 120V121H249ZM256 119H257V122H258V120L260 121V119L263 121H260V122H262L263 124H261L260 125V123H256ZM21 120V121H20ZM40 120V121H39ZM43 120H45V121H49V124H44L43 123ZM84 120V121H83ZM95 120H96V122H95ZM142 121L141 123L143 124H141L140 123V121ZM162 120V121H161ZM28 122V123H26V122ZM37 121H39V122H37ZM41 121H42V123H41ZM50 121H52V123L50 122ZM60 121V122H59ZM67 121H69V124H67ZM71 121V122H70ZM81 121V122H80ZM88 121H92V122H88ZM99 121L100 122H102V125H104L106 128H104V126H102L101 125V123H99ZM189 123H188V122ZM195 121H196V123H195ZM210 121V122H209ZM255 121V122H254ZM33 124H32V123ZM47 122H45V123H47ZM56 122H58V123H60V124H57ZM75 122H76V124H75ZM107 122V123H106ZM108 122H110L109 124H108ZM146 122V123H145ZM156 124H155V123ZM161 122H162V124H161ZM167 122V123H166ZM178 122V123H177ZM187 122V123H186ZM191 122V123H190ZM195 123L194 125L192 124V123ZM30 123V124H29ZM84 123V124H83ZM92 123V124H91ZM95 123V124H94ZM106 123V124H105ZM117 123H119L118 125H117ZM10 124V125H9ZM27 124V125H26ZM38 124V125H37ZM52 126H51V125ZM54 124V125H53ZM81 124H83V125H81ZM87 124H90V125H87ZM126 126H125V125ZM141 124V125H140ZM144 124H145V126H144ZM147 124H148V127H150V128H147ZM152 124L153 125V127L152 126H150V125ZM160 124V125H159ZM174 124H175V127H174ZM180 124V125H179ZM182 124V125H181ZM192 124V125H191ZM202 124H204L203 126H202ZM216 124V125H215ZM218 124V125H217ZM257 124V125H256ZM24 125H26V126H24ZM29 125V126H28ZM30 125H32V126H30ZM41 125V126H40ZM47 125H49V126H47V127H50L49 128V130H48V128L46 127ZM57 125H59L60 127H57ZM76 127H75V126ZM78 125V126H77ZM79 125L81 126V127H79ZM93 125V126H92ZM109 125V126H108ZM125 126L124 127V129L126 130V127H127V129H128V127H131V128H129L128 129V131H126L127 133H125V135H123V131H121V130H123V126ZM156 125H157V127H156ZM165 126V127H163V129H165L166 128V130H163L162 129V126ZM172 125V126H171ZM188 125V126H187ZM199 125V126H198ZM210 125V126H209ZM254 125H256L255 127H254ZM13 127V129H11L12 127ZM22 126V127H21ZM36 126V127H35ZM42 126H44V127H46L45 129H44V127H42ZM62 126V127H61ZM67 126H69L68 128H67ZM99 128H98V127ZM122 126V127H121ZM134 126H135V128L136 127H138V130H140L139 132H138V130L137 129H133L134 128ZM141 126V127H140ZM167 126V127H166ZM170 126V127H169ZM178 126V127H177ZM181 126V127H180ZM185 126V127H184ZM189 126H191V127H189ZM193 126V127H192ZM205 126V127H204ZM213 126H215V128L213 127ZM218 126H219V129H217L218 128ZM259 126V127H258ZM26 127V128H25ZM33 128V129H30V128ZM42 127V128H41ZM72 127H73V130H72ZM84 128V131L82 130L83 128ZM105 129L103 132L101 131V129L103 130V128ZM161 127V128H160ZM168 127L170 128V129H168ZM173 127V128H172ZM188 127V128H187ZM196 127H199V129L198 128H196ZM202 127H204V128H202ZM207 127V128H206ZM209 127H211V128H209ZM222 127V128H221ZM260 127H261V130H258V129H260ZM14 128H15V130H14ZM22 128V129H21ZM25 128V129H24ZM29 128V129H28ZM35 128H39L40 130H36ZM57 130V134H55L56 133V130ZM59 129V131H58V129ZM69 128H71V130L72 131H70V129ZM87 128V129H86ZM119 128H120V131H119ZM140 128V129H139ZM145 128V129H144ZM155 128V129H154ZM178 128H179V130H178ZM181 128H182V130H181ZM183 128H184V130H183ZM189 128H194V132L195 133H199V131H200V133L202 134V132H204L205 134H206V131H207V129H208V131L207 132H210L209 134H211V135H205L204 133V135L202 134V136L205 138V140L201 137V136H199V135H201L200 133L197 135V134H193L194 132H193V129H189ZM232 129L231 130V132H230V129ZM43 129V130H42ZM52 129V130H51ZM64 129V130H63ZM68 131H67V130ZM81 130V131H79V130ZM148 129H149V133L147 132L148 131ZM157 130L156 132L154 131V130ZM199 131H198V130ZM203 129L205 130V131H203ZM216 129V130H215ZM229 129V130H228ZM254 129H256L255 131L256 132H258V131H262V132H258V133H255V131H254ZM17 130V131H16ZM19 130H21V131H19ZM26 132H25V131ZM32 130V131H31ZM55 132H54V131ZM77 130L81 133H79V132H77ZM100 131V133H99V131L96 133V131ZM124 130V131H125ZM133 130V131H132ZM136 130H137V132L139 133V138L137 137L138 136V134H137V132H136ZM143 130V131H142ZM145 130H147V131H145ZM160 130V131H159ZM163 130V132L165 131V132H167L168 134L170 133V135L169 136H166V135H168V134H166L165 135V132L164 133H161V131ZM170 130V131H169ZM180 130H181V132H180ZM192 130V131H191ZM196 130H197V132H196ZM221 130H223L224 132L226 131V130H228V132L225 134L223 131V134L226 136H223V134H222V132H221ZM39 131V132H38ZM41 131V132H40ZM43 131H44V133H45V135H42V134H44L43 133ZM48 131V132H47ZM51 131H53L54 133H51ZM62 132V138H61V132ZM69 131H70V133H69ZM74 131V132H73ZM130 131V132H129ZM133 133H132V132ZM142 131V132H141ZM153 132V134L151 133V132ZM171 131H172V133H171ZM179 131V132H178ZM187 131V132H186ZM190 131V132H189ZM213 131V132H212ZM218 133H217V132ZM17 133V135H16V133ZM30 132V133H29ZM71 132H73V133H71ZM122 133V134H120V133ZM140 132L143 134H140ZM149 134V137H148V135L146 134ZM155 132V133H154ZM183 132H184V134H183ZM185 132L186 133H188V134H185ZM193 132V133H192ZM221 132V133H220ZM24 133V134H23ZM28 135H27V134ZM35 133V134H34ZM40 135H39V134ZM51 135H50V134ZM59 133V134H58ZM79 133V134H78ZM93 133L95 134V136L93 135ZM103 133V134H102ZM130 133H131V135L132 136H130ZM134 133H136L137 135L135 136V134ZM181 133H182V135H181ZM213 133V134H212ZM215 133V134H214ZM218 135H217V134ZM229 133H232L231 135L229 134ZM262 133V134H261ZM0 134H1V131H0ZM23 134V135H22ZM29 134H31V136H36L35 138L33 137V139L31 140V136H29ZM46 134H47V136H46ZM50 136H49V135ZM70 134H75L74 135V137H72V136H70ZM97 134V135H96ZM150 134H151V136L152 137H150ZM159 134H160V136H159ZM164 136H163V135ZM172 134V135H171ZM177 134V135H176ZM237 134V135H236ZM261 134V137H259L258 135H260ZM22 135V136H21ZM25 135H27L28 137L26 138V136ZM55 136L57 139L56 140H54L55 139V137H54V139H53V137L51 138V140L53 139V141H51L50 140V137L51 136ZM59 135V136H58ZM77 135H79L78 137H80V138H77ZM121 135H123L122 137H121ZM127 135V136H126ZM135 137H134V136ZM142 135V136H141ZM147 135V136H146ZM153 135H154V137H153ZM155 135H157L156 137H155ZM163 137H165V138H163ZM174 135V136H173ZM183 135H184V137H185V140H184V137H183ZM186 135V136H185ZM195 135H197V138H196V136ZM217 137V139L214 137ZM254 135V136H253ZM1 136V135H0ZM38 136V137H37ZM40 136V137H39ZM42 136L44 137L43 138V140H46V138H49V140H48V142H47V144L45 143V141L43 142V140H42ZM94 139V138H96V139H94V141H93V139L91 138V137ZM125 136V137H124ZM130 136V137H129ZM140 136H141V138H140ZM143 136H145V138L143 137ZM160 137V139H162L163 138V140L162 141H160L159 140V137ZM173 136V138L174 139H176V140H174L173 138V140L171 139L170 140V138ZM206 136V137H205ZM230 136V138H231V141H229V139L230 138H228ZM238 136V137H237ZM241 136V138H244V140L246 141H244L243 139H241V140H243L245 143H244V145H243V141H240V137ZM258 136V137H257ZM16 137V138H15ZM20 137V138H19ZM31 137V138H30ZM60 137V138H59ZM69 138V139H67V138ZM72 139H71V138ZM76 137V139H75V141L77 142H75V141H73V139ZM84 137V138H83ZM88 137H90L89 139H87ZM121 137V138H120ZM124 137V138H123ZM131 138V139H133V140H129L128 138ZM146 137H148V138H146ZM162 137V138H161ZM168 137H170L168 140H167V138ZM187 137V138H186ZM192 137H194V138H192ZM221 137V138H220ZM234 137H236V138H238V140H239V142L241 143V144H239V142H238V140L237 139H235ZM254 137V138H253ZM1 138V137H0ZM22 138V139H21ZM30 138V139H29ZM66 139L67 141H69V142H67L66 140H65V143H67V144H65L64 143V139ZM81 138H82V140H81ZM98 138V139H97ZM122 138H123V140H125V141H123L122 140ZM127 138V139H126ZM135 138V139H134ZM138 138V139H137ZM153 138H156L158 141H156L155 139H153ZM188 138L189 139H192L191 140V142H190V140H188ZM197 139V141H196V139ZM202 140H201V139ZM206 138H208V140L210 141L209 142V144L210 145H213L215 142V139H216V145H213V147L216 149V150H218L219 151V149H218V147H219V145L220 146H224L225 144H226V141L228 142L227 144H229V146L228 145H225V148L224 147H221L222 148V151L224 150L225 152H226V154H225V152H222L221 151V148H220V154H219V152H217L216 150H214L213 149V151L211 152V150L212 149H210V148H212V146H210V145H208V143L206 144V142L204 143V141H207L206 140ZM215 138V139H214ZM232 138H234L233 139V141L235 142V144H234V142L232 143ZM252 138L255 140V144H253V142H254V140H252ZM255 138H257V139H255ZM261 138H262V140H261ZM60 139V140H59ZM84 139V140H83ZM147 141V142H145V140ZM148 139H152V140H148ZM164 139H166V140H164ZM27 140V142H25V141ZM78 140H81L82 142H79ZM85 140H89L88 141V144L86 143V141ZM119 140L121 141L120 142V144H123L122 142H126V140H127V142L128 141H131L133 144H135L136 145V147H135V145H132V146H134L133 148H135L134 150L131 148L132 146L129 144V142H128V145L125 143V145L128 147V146H131V147H128V148H126L124 145V147L121 145V147L119 146L120 144H118L119 143ZM137 140V141H136ZM141 140H143L142 142H141ZM170 140V141H169ZM181 140V141H180ZM188 140V141H187ZM201 140V141H200ZM219 140L221 141V143L219 142ZM237 141V143L238 144H236V141ZM23 141V142H22ZM37 141H40V143H38ZM49 141H51L50 142V144H49ZM71 141V142H70ZM85 141V142H84ZM93 141V142H92ZM136 141V142H135ZM152 141V142H151ZM154 141V142H153ZM165 141V142H164ZM194 141V142H193ZM203 141V142H202ZM259 142V145L257 144L258 142ZM261 141V142H260ZM6 142L8 143V144H6ZM15 142H17V143H15ZM29 142V143H28ZM35 142H37L36 144H33V143H35ZM61 142H63L65 145H67L66 147H67V149H68V146H69V144H71L69 147H70V149H65L66 147H64L65 145L64 144H62ZM75 143L76 145H74V144H72V143ZM78 142H79V144H78ZM86 143V145H83L84 143ZM130 142V143H131ZM138 142H141V144L140 143H138ZM145 142V143H144ZM171 143V145H170V143ZM172 142H173V144H172ZM174 142H176V143H174ZM183 142V143H182ZM195 143V144H193V143ZM202 143V144H206V145H208L207 147H208V149H207V147H205V149H203L204 148V146L202 145V144H199V143ZM217 142H219V144L217 143ZM4 143V145H2ZM14 143V144H13ZM28 145H26V144ZM45 143V144H44ZM81 143H83V144H81ZM90 143H92L91 145H90V147H88V145L90 144ZM138 143V144H137ZM145 145H144V144ZM149 144V146L148 147H150L151 149H153V150H156L157 148V150L156 151H153V153H152V150L150 149V150H148V147H145L146 146V144ZM157 144V146H156V144ZM167 143V146H168V149H166L165 147H166V145L164 146L163 144H166ZM187 143V144H186ZM190 143H191V145H190ZM233 145H232V144ZM250 143V144H249ZM263 143V144H262ZM17 144V146H15ZM31 144H32V146H31ZM39 144V145H38ZM42 146H41V145ZM78 144V145H77ZM161 144V145H160ZM178 144V145H177ZM182 144H184V145H182ZM200 146H199V145ZM249 144V145H248ZM257 145L256 147L254 146V148H251V147H253V145ZM8 145V146H7ZM11 145V146H10ZM21 145V146H20ZM36 145V146H35ZM44 145H48V147H46V146H44ZM50 145V146H49ZM154 145V147H152ZM176 146V147H178V149L176 148V150H178V151H181V152H177L178 153V155H176L175 156V154H177L176 153V151L174 150V149H172L173 147L172 146ZM187 145V146H186ZM205 145V146H206ZM217 145H218V147H217ZM230 145H232V146H230ZM237 145H239V147L237 146ZM241 145V146H240ZM10 146V147H9ZM13 146V147H12ZM20 147V148H17V149H15L16 147ZM26 146V147H25ZM156 146V147H155ZM171 146V147H170ZM195 146H197V147H195ZM228 146V147H227ZM235 148H234V147ZM262 146V147H261ZM11 148L12 147V149H9V148ZM23 147H24V149H23ZM64 149H63V148ZM73 148V150H72V148ZM201 147H203L202 149L205 151L206 149V152H203V150H201L200 148ZM210 147V148H209ZM217 147V148H216ZM228 148V150H225V149H227ZM29 148H30V150H29ZM42 150H41V149ZM46 148H48V149H46ZM50 148H51V150H50ZM123 150H122V149ZM132 150H131V149ZM137 148V149H136ZM156 148V149H155ZM160 148V149H159ZM182 150H181V149ZM194 148H195V150H196V148L198 149V150H194ZM230 148L232 149V148H234L233 150H230ZM258 148V150H256V149ZM259 148H261L262 149V151H261V149L259 150ZM7 149V150H6ZM18 149H19V152H18ZM21 149H23L24 151H25V153L23 152V150L22 151H20ZM26 149H28L29 151H27ZM38 149V150H37ZM86 149V150H85ZM126 149V150H125ZM127 149H128V151H127ZM131 151H130V150ZM161 149L163 150L162 151V154H161ZM164 149H166L165 151H167V153L164 151ZM183 149H184V151H183ZM186 149V150H185ZM188 149H190V150H188ZM252 149H254V150H252ZM38 152H37V151ZM50 150V151H49ZM71 152H70V151ZM94 150V151H93ZM98 150V151H97ZM147 150H148V152H147ZM168 150H169V153H168ZM173 150V151H172ZM18 152V153H16V152ZM49 151V152H48ZM74 151V152H73ZM83 151V152H82ZM144 151L146 152V153H149V155L150 156H152V154H153V156L152 157H149V158H146V157H148V155L147 154H145L144 153ZM159 151H160V154H159ZM210 151V152H209ZM229 151H230V153H229ZM232 151V152H231ZM235 151H237V153L235 152ZM256 151V152H255ZM23 152V153H22ZM27 152H28V154H27ZM36 152V153H35ZM41 152H44V153H41ZM69 152V153H68ZM82 152V153H81ZM137 152V153H136ZM150 152L152 153V154H150ZM155 152V153H154ZM182 152H183V154H182ZM187 154V156H185L186 154ZM198 152V153H197ZM209 152V153H208ZM261 152V153H260ZM263 152V153H262ZM7 153V154H6ZM21 153V154H20ZM66 153V154H65ZM73 153H76V155L78 154V156H76L75 154H73ZM84 153V154H83ZM86 153V154H85ZM95 155H94V154ZM103 153V154H102ZM165 153V154H164ZM175 153V154H174ZM191 153V154H190ZM208 153V154H207ZM212 153V154H211ZM216 153H218L217 155H219V156H217V155H214V154ZM222 153V154H221ZM236 153V154H235ZM9 154V156L10 157H12V158H15V157H17L19 160H20V162H22L23 163V166H22V163H20V166L19 167H23V168H21V170L19 169V167L17 168V171H16V169H13V171L15 172H13L12 170H11V168L7 165V163H6V159L7 158H9L8 160H10V157L9 156H7ZM30 154H31V157H29L30 156ZM68 154V156H66ZM100 155L99 156V158H98V155ZM141 157L142 155V157L140 158V160H139V158H137L138 157V155ZM156 154V155H155ZM158 154V155H157ZM166 154H168V155H170L169 156V158H168V155L166 156ZM174 154V155H173ZM185 154V155H184ZM190 154V155H189ZM199 154V156H196V155H198ZM211 155V156H209V159L210 158H212V159H214L213 161H212V159H208V156L207 155ZM261 154V155H260ZM11 155H13V156H11ZM17 155V156H16ZM22 155V156H21ZM25 155V156H24ZM28 155V156H27ZM33 155V156H32ZM70 155V156H69ZM74 155V156H73ZM103 155H104V157H103ZM166 157L165 159H167V160H164V156ZM180 155V158L179 157H177V156H179ZM184 157V159H182V163L180 162L181 161V158H182V156ZM222 156V159H220L221 158V156ZM224 155H225V157L226 158H223L224 157ZM230 155V156H229ZM3 158H2V157ZM6 156V157H5ZM49 156V157H48ZM97 156V157H96ZM145 156V157H144ZM161 156V157H160ZM205 156V157H204ZM213 156H214V158H213ZM228 156V157H227ZM24 157V158H23ZM27 158V160H26V158ZM29 157V158H28ZM33 157V158H32ZM35 157V158H34ZM51 157V158H50ZM93 157H96V158H98V159H100L99 161H98V159H95V158H93ZM161 159H160V158ZM174 157V158H173ZM175 157H176V159H177V161H176V159H175ZM185 157H189L187 160H186V158ZM231 157H232V159H231ZM234 157V158H233ZM236 157V158H235ZM11 158V159H12ZM20 158H22V159H20ZM31 158V159H30ZM68 158V159H67ZM70 158H72V159H70ZM93 158V159H92ZM143 158V159H142ZM153 158H157L158 160L160 159L161 160V162L162 163H160V160H159V163L157 162V161H155V163H157L156 165L154 164V160L155 159H153ZM171 158V159H170ZM178 158H179V160H178ZM191 158V159H190ZM28 159H29V161H28ZM56 159H57V162H56ZM65 159H67V160H65ZM95 159V160H94ZM163 159V160H162ZM198 159H199V161H198ZM205 159H207L206 161H205ZM215 159H216V161H215ZM220 159V162L218 161V160ZM224 159V160H223ZM232 161V160H234L237 164V166H241L240 167V171L238 172V170H235L236 169V165H235V162L234 163H231V164H233V166L235 167V169L232 167V165H228V167L227 166H224L225 165V163H229L228 161ZM231 159V160H230ZM238 159V160H237ZM2 160V161H1ZM46 160V161H45ZM62 160H64V164H63V161ZM142 160V161H141ZM144 160H146L147 162H149V163H147L146 161H144ZM150 160H152L153 161V164H151V162L152 161H150ZM170 160V161H169ZM183 160H184V162H183ZM193 160V161H192ZM227 161V162H222V161ZM263 160V161H262ZM48 161H51V162H48ZM55 162V165H52V164H54L53 162ZM95 161H97V163L95 162ZM139 161H141L142 162V165L143 164H145L144 162H146V165H148V166H146V168L147 169H144L145 168V166H144V168L143 169H141L142 167L140 166L141 165V162H139ZM169 161V162H168ZM173 161V162H172ZM176 161V162H175ZM179 161V162H178ZM187 161V162H186ZM201 161V162H200ZM204 161V162H203ZM213 162V163H211V162ZM215 161V162H214ZM238 161H239V164H238ZM28 162V163H27ZM60 162V163H59ZM200 162V163H199ZM208 162V163H207ZM216 162H218V163H216ZM26 165H25V164ZM41 165H40V164ZM48 165H47V164ZM163 163H165V165L166 166H168V167H166L165 165H163ZM174 163V164H173ZM175 163H176V165H175ZM180 163H181V165H180ZM187 163H190V164H188L187 165ZM196 163V164H195ZM204 163V164H203ZM224 163V164H223ZM43 164V165H42ZM51 164V165H50ZM59 164H60V166H59ZM62 164V165H61ZM140 164V165H139ZM149 164H151V165H149ZM161 165V167L163 166V168H158L159 167V165ZM185 164V166H191L192 168H189V167H185L186 168V170L185 169H182L183 168V165ZM192 164L194 165V166H192ZM211 164H212V166H211ZM215 164V165H214ZM220 164H222L223 165V167H222V165H219ZM241 164V165H240ZM4 167V168H6V169H4L2 166ZM7 165V166H6ZM28 165V166H27ZM46 165V166H45ZM98 165V166H97ZM174 165H175V167H174ZM202 165V166H201ZM217 165H218V167H217ZM29 166H30V168H29ZM40 166H44L43 168L42 167H40ZM53 166H55L54 168H53ZM151 166H154V167H151ZM164 166H165V169L167 170H165L164 171ZM211 166V167H210ZM243 166L244 167H246V168H243ZM9 168V170H7L8 168ZM26 167H28V168H26ZM46 167H47V169H46ZM153 168V169H149V171L151 170V172H153V173H156L155 175H156V177H155V179H159L158 181L161 183L162 182V180L164 179V178H166V179H164L165 181H169L167 184H164V181L160 184V183H156V182H158V181H156L155 179H154V177H153V175L154 174H152V173H149V171H148V168ZM171 167V168H170ZM203 167H205V168H203ZM219 168L220 167V171H219V169H217V168ZM227 167V168H231L232 167V169H230V170H234L233 171V173L232 172H230V174L232 173V176L233 177H231V178H235L234 179V186H232L233 185V183H232V181H233V179H232V181H231V179H230V183L232 184L231 186H230V190H229V187H227V186H229L228 184H227V182H226V184H227V188L225 187V182H224V179H226V178H224L223 179V177H225L226 175H229V174H227V172L229 173V169H227V170H229V171H225L223 174H221L224 170H225V168ZM2 168V169H1ZM42 168V169H41ZM49 168H51V169H49ZM53 168V169H52ZM91 168V169H90ZM160 169V170H158V169ZM174 168H176L175 170H174ZM179 168V169H178ZM188 168V169H187ZM208 168V169H207ZM209 168H211V169H209ZM215 168V169H214ZM250 170H249V169ZM27 169V170H26ZM28 169H33V170H28ZM108 170V172L106 173V171ZM116 169V170H115ZM161 169H162V175H160V173L159 172H161ZM189 169H192V171L191 170H189ZM198 169V170H197ZM201 169V170H200ZM215 170L214 172H212V173H209V171H213V170ZM223 171H222V170ZM242 169H248L245 173H243V171H242ZM18 170H20L19 172H18ZM22 170H24V171H22ZM46 170V171H45ZM48 170V171H47ZM49 170H51V171H49ZM54 170V171H53ZM58 170V171H57ZM64 170H66V172H64ZM91 170H93V171H91ZM95 170V171H94ZM100 170V171H99ZM109 170H110V173H109ZM117 172V174H119V175H117V174H114V172L115 171ZM127 171V173H126V171ZM128 170H129V173H128ZM145 170V171H144ZM171 170V171H170ZM177 170V171H176ZM178 170H180V171H178ZM196 172H195V171ZM203 170V171H202ZM209 170V171H208ZM31 173H30V172ZM35 171V172H34ZM36 171H37V173H36ZM42 171H44V172H42ZM61 171H63V174L64 173H67V175H68V177H66V176H64L63 174H62V172ZM91 171V172H90ZM103 171V172H102ZM105 171V172H104ZM113 173H112V172ZM164 171V172H163ZM173 171H176L177 172V174H176V172H174L173 173ZM199 171H201V172H199ZM251 171V172H250ZM7 172V173H6ZM11 172V173H10ZM20 172H21V174H20ZM47 172V173H46ZM50 172H51V174H50ZM55 172V173H54ZM88 172V173H87ZM90 172V173H89ZM93 172V173H92ZM100 172H102V173H100ZM139 172V173H138ZM141 172H143V173H141ZM144 172H146V175H145V177L147 176V174H148V176H151V174H152V179L154 180V181H156V182H153V180L152 179H150V177L148 178L149 180H145V177H144ZM170 172V173H169ZM172 172V173H171ZM179 172H181L180 173V175H179ZM216 172H218L217 174H216ZM249 172H250V174H249ZM3 173V174H2ZM6 175H5V174ZM25 173V174H24ZM32 173H34L33 175H32ZM42 173V174H41ZM44 173H45V175H44ZM54 175H53V174ZM103 173H105V174H103ZM166 173H168V174H166ZM184 173H185V175H184ZM189 175H191V176H193V177H191L190 176V178L188 177L187 178V176H188V174ZM226 173V174H225ZM8 174H10V175H8ZM29 174V175H28ZM88 176H87V175ZM91 174H92V176H91ZM94 174H95V176H94ZM109 176H108V175ZM113 174V175H112ZM141 174V175H140ZM142 174H143V176H142ZM166 174V175H165ZM174 174H175V177L176 178H174L173 176H174ZM194 174V175H193ZM197 174V175H196ZM200 174V175H199ZM206 174H212V176H213V178H212V176L211 175H206ZM213 174H215V175H213ZM222 175V176H218V175ZM243 174H244V177H243ZM8 175V176H7ZM32 175V176H31ZM40 175V176H39ZM41 175H43L42 177V179H41ZM46 175H48L47 177H46ZM49 175H50V177H49ZM52 175V176H51ZM58 175H61L60 177L58 176ZM69 175L71 176V177H69ZM73 175V176H72ZM90 175V176H89ZM96 175H98V176H96ZM105 175H107V176H105ZM112 175V176H111ZM171 175H173V176H171ZM176 175H179V176H176ZM203 175H204V177H203ZM207 177H206V176ZM246 175V176H245ZM7 176V177H6ZM18 176V177H17ZM29 176V177H28ZM31 176V177H30ZM56 176H58V179H60V180H58L57 179V177ZM80 176V177H79ZM101 176V177H100ZM113 176H115V179H114V177ZM117 176V177H116ZM163 177L162 179H161V177ZM169 176V177H168ZM184 176H186V180L188 181V182H186L185 181V178H184ZM195 176V177H194ZM210 176V177H209ZM214 176H216V177H214ZM217 176H218V181H220L219 183H217V180L215 179V178H217ZM236 176H237V178H236ZM240 178H239V177ZM3 177V178H2ZM5 177V178H4ZM12 177H14L15 178V180L12 178ZM20 177V178H19ZM35 178V180L37 181V183L39 182L40 183V185L38 186V185H35V183H36V181L35 180H33L34 178ZM64 178V179H62V178ZM66 177V178H65ZM84 177H85V180H86V182H83L80 178H82V179H84ZM87 177V178H86ZM91 177H93V178H95V180L94 179H91ZM99 177V178H98ZM111 177V178H110ZM140 177H142V178H140ZM144 177V178H143ZM157 177H160V178H157ZM171 177V178H170ZM180 177V178H179ZM199 177V178H198ZM206 177V178H205ZM219 177H220V179H219ZM227 177V176H226ZM229 177V176H228ZM3 180H2V179ZM7 178H10V180L12 181V180H14V181H12L11 182V184L9 183L10 182V180L8 179L7 180ZM19 178V179H18ZM23 178V179H22ZM26 178V179H25ZM33 178V179H32ZM47 178H49V179H47ZM56 182V183H52L53 182V180ZM56 178V179H55ZM71 178V179H70ZM72 178H73V180H72ZM104 178V179H103ZM111 179L110 181H109V179ZM126 178V179H125ZM169 178H170V180H169ZM184 178V179H183ZM191 178H195L194 180L196 181L197 179L200 181V182H203L202 184L200 183V184H198L199 182H195L193 179H191ZM197 178V179H196ZM28 179H31V180H28ZM61 179L63 180V182L61 181ZM70 179V180H69ZM76 179V180H75ZM87 179H88V182H87ZM90 179H91V181H90ZM119 181H118V180ZM133 179V180H132ZM143 179H144V181H143ZM146 179H147V177H146ZM174 179V182H172V180ZM178 180V184H180V181L182 182L181 183V185H182V190L180 189V187H179V185H177V180ZM184 180V182H183V180ZM203 179V180H202ZM208 180V182H207V180ZM221 179H223V180H221ZM229 179V178H228ZM7 182L8 181V183H6L5 181ZM21 180V181H20ZM26 180H27V182H26ZM44 180H45V185H41V184H43L44 183ZM47 180H49V181H47ZM68 180L69 181H72V182H70V183H68ZM116 180V181H115ZM126 180V182H123V181H125ZM161 180V181H160ZM175 180H176V182H175ZM194 182H192V181ZM16 181V182H15ZM18 181H20L19 183H18ZM32 183H31V182ZM34 181H35V183H34ZM41 181V182H40ZM47 181V182H46ZM51 181V182H50ZM58 181V182H57ZM79 181V182H78ZM83 182V183H81V182ZM95 181V182H94ZM100 181H102V182H100ZM104 181H106L105 183H104ZM108 181V182H107ZM115 181V182H114ZM145 181H146V183H145ZM148 181H151V182H148ZM211 183H210V182ZM222 181L224 182V183H222ZM225 181H228V183H229V180H225ZM24 182H26V184H24ZM48 182L50 183V184H48ZM59 182H61V183H59ZM65 182H67L70 186H73L72 187V190H71V188H68V187H70V186H66V183ZM74 182V183H73ZM113 182V183H112ZM120 182H122V183H120ZM133 182H134V184H133ZM144 184H143V183ZM152 182L155 184H152ZM212 182H213V184H212ZM5 183H6V185L8 184V186L6 187V185H5ZM29 183V184H28ZM38 183V184H39ZM57 183H59V184H64L65 186H62V187H58V186H60L59 184H57ZM81 183V185H79ZM84 183H86V186L87 185H89V188H90V191L88 190L89 188H87V187H85V186H82V185H84ZM92 183V184H91ZM95 183V184H94ZM112 183V184H111ZM115 183H116V185H115ZM119 183H120V185H119ZM166 183V182H165ZM171 183V184H170ZM188 185H187V184ZM190 183H191V185H192V188H191V185H190ZM2 184V185H1ZM20 184V185H19ZM30 184H32V185H30ZM50 185V187L48 186V185ZM55 185L54 187H55V189L58 187V188H60V190L62 189V188H65L64 189V191H60V190H58V192L60 193H64L65 191H67V188H68V191L70 190L71 192H66V193H64V194H59L58 192V194L56 193V190L55 189H53V190H51L52 188H54V187H52L53 185ZM57 184V185H56ZM67 184V185H68ZM76 184V185H75ZM93 184L95 185L94 186V188H96V189H94L93 188ZM98 184H100V185H102V186H100V187H102V191L100 190L101 188L99 187V186H97ZM103 184H105V186L103 185ZM108 184H110V185H108ZM137 184V185H136ZM141 184H143V185H141ZM152 184V185H151ZM158 184V185H157ZM175 184L178 186H176V188L174 187L175 186ZM183 184H185V185H183ZM193 184H194V186L195 187H193ZM195 184H197V186L198 187H200V188H203L202 190L203 191H201V189H199V188H197L196 187V185ZM218 184H219V186H218ZM221 184V185H220ZM256 184V185H255ZM10 185V186H9ZM24 185V186H23ZM52 185V186H51ZM77 185H79V186H82V187H79V186H77ZM108 185V186H107ZM127 185H130L131 187H126ZM145 185H147V187H144ZM156 186V187H154V186ZM162 185H164V186H162ZM168 186V188L166 187V186ZM190 185V186H189ZM224 185V186H223ZM47 186H48V188H47ZM57 186V187H56ZM90 186H92V189H91V187ZM115 186H116V188H115ZM118 186H120V188L118 187ZM124 186H125V188H126V192H125V189H124ZM132 186H133V188H132ZM150 186H152L151 188L152 189H154L155 190V192H154V190H153V192H152V189L150 188ZM159 186H161V187H159ZM173 186V187H172ZM185 186H187L186 187V189H185ZM189 186V187H188ZM201 186H203V187H201ZM205 186V187H204ZM210 186V187H209ZM221 186V187H220ZM256 186V187H255ZM16 187V188H15ZM21 189H20V188ZM25 187V188H24ZM27 187V188H26ZM28 187H29V189L33 192L34 190L36 191H34L35 193H37V195L33 192H28V194H26L27 192H26V190L28 189ZM35 187V189H33V188ZM41 188V190H43V191H41L40 190V188ZM42 187H44V188H42ZM67 187V188H66ZM85 187V188H84ZM97 187H99L100 189H98ZM111 187V189H109ZM137 187V188H136ZM140 187H141V190H139L140 189ZM142 187H144V189L142 188ZM148 187L150 188V189H148ZM154 187V188H153ZM164 187V188H163ZM171 187H172V190H171ZM232 187V188H231ZM255 187V188H254ZM10 188H11V190H10ZM23 188V189H22ZM81 188H83V189H81ZM86 188H87V190H86ZM106 188V189H105ZM108 188V189H107ZM113 188V189H112ZM119 188V189H118ZM121 188H123L124 190H122ZM132 188L133 190H132V192L130 191V189ZM146 188L148 189V190H146ZM160 188V189H159ZM192 189L193 191L194 190H196V188H197V191H200V192H198V194L199 193H201V194H197V192H193L192 190H189V189ZM194 188V189H193ZM251 188H254L253 190H254V192H255V190H256V188H257V190H256V193H253V190L251 189ZM14 189V190H13ZM15 189H16V191H18V195L16 194V191H15ZM17 189H20V190H17ZM26 189V190H25ZM27 190V191H30V190ZM33 189V190H32ZM37 189H39L40 191L39 192H41V194L40 193H38V191H37ZM78 189H80L81 191H79ZM85 189V190H84ZM134 189H135V191H134ZM166 189V190H165ZM175 189V190H174ZM189 190L190 192V194L188 193V194H183L186 190ZM199 189V190H198ZM209 189V190H208ZM231 189H232V191H231ZM260 189V190H259ZM23 190V191H22ZM25 190V191H24ZM51 190V191H50ZM84 190V191H83ZM101 192V193H99V191ZM105 190V192H103ZM106 190H107V193H106ZM118 190V191H117ZM146 190L147 191V193L149 192V191H151L152 192V194L150 193L149 195L152 197H160L159 199H160V201H158L159 199H155V198H149L148 199V201L146 200V198H148L149 196L147 195V193H145L144 191ZM158 190V191H157ZM167 190H169V191H171V192H167ZM180 190H181V192H180ZM184 190V191H183ZM206 190V191H205ZM229 190V191H228ZM252 190V191H251ZM258 190L260 191V196H257V195H259V192H258ZM49 191V192H48ZM55 193V194H57V195H55L53 192ZM78 192V194L76 193V192ZM91 192V194L89 193V192ZM111 191H113V192H111ZM130 191V192H129ZM139 191H140V194H139ZM160 194V196H159V194L157 193V192ZM159 191H162V193L164 192V196L161 194V192H159ZM173 191H174V193L176 194H174L173 193ZM181 193H179V192ZM208 191V192H207ZM23 192V193H22ZM24 192H25V195H24ZM48 193V194H45V193ZM73 192L76 194H73ZM81 192H85V194H87V195H85L84 193H81ZM87 192V193H86ZM96 192V193H95ZM116 192H117V194H116ZM123 192V193H122ZM135 192V193H134ZM141 192H143V194L146 196L147 195V197L145 198V196L143 195H141ZM177 192V193H176ZM183 192V193H182ZM257 192H258V194H257ZM43 193V194H42ZM81 193V194H80ZM95 194V196L97 195H99L98 197H100V200H98V197L96 198V200H94L95 198L94 197H91V195L92 196H94V194ZM98 193V194H97ZM167 193H170V194H167ZM179 193V194H178ZM185 193H187V191L185 192ZM192 193H193V195H192ZM21 194H23L24 196L22 197V195ZM32 194H34V196L32 195ZM71 194H73V197H74V199H73V197H72V195ZM90 194V195H89ZM104 194V195H103ZM105 194H107V196L105 195ZM110 194H111V196L113 197H111L110 196ZM115 194H116V196H115ZM127 194V195H126ZM140 195V196H137V195ZM156 194H158V195H156ZM171 194H174V196H175V199H173L174 198V196H173V198H169V199H171V200H166V198L168 199V196L169 195H171ZM177 194L180 196V195H184V196H186L185 197V201L182 199L183 198V195H182V197L180 196H177ZM28 195H30V196H28ZM39 195V196H38ZM41 195H42V197H41ZM43 195H44V197H43ZM50 195V196H49ZM66 195H71V196H66ZM79 195V196H78ZM81 195H83V196H81ZM89 195V196H88ZM108 195H109V197H108ZM122 195V196H121ZM125 195V196H124ZM167 195V196H166ZM195 195H197V196H195ZM203 195V196H202ZM207 195V199L204 197V196H206ZM19 196V198L20 199H23V202L25 203V204H22L21 202H20V200H19V198H17ZM21 196V197H20ZM36 196V197H35ZM53 196V197H52ZM76 196H77V198H76ZM101 196H103V197H101ZM106 196V197H105ZM118 196V197H117ZM129 196V197H128ZM135 196V197H134ZM189 196V197H188ZM199 196V197H198ZM202 196V197H201ZM229 196V197H228ZM263 198H262V197ZM16 197V199L18 200V201H16V200H14V198ZM27 197V199H25ZM34 200V199H36V200H34V201H37L38 200V202H34L31 198ZM38 197V198H37ZM41 197V198H40ZM46 197L48 198V197H50V199L52 200V201H50V199L48 198L47 200H46ZM53 199H52V198ZM56 197H58L57 199H56V201H55V198ZM62 197V198H61ZM64 197V198H63ZM79 197V198H78ZM82 197V198H81ZM85 197V198H84ZM88 197V198H87ZM91 199H90V198ZM105 197V198H104ZM108 197V198H107ZM111 197V198H110ZM130 197L131 198H133V199H130ZM165 197V198H164ZM169 197H172V196H169ZM177 197V198H176ZM179 197V198H178ZM197 197V198H196ZM201 197V198H200ZM205 199H204V198ZM222 197V198H221ZM259 199H258V198ZM261 197V198H260ZM12 198H13V200H14V202H15V205L13 204V202L11 201L12 200ZM66 198V199H65ZM70 198H72V200L70 199ZM80 198H81V200H80ZM84 198V199H83ZM94 198V199H93ZM102 198V199H101ZM115 198V199H114ZM122 199V201H123V203L121 202V199ZM127 198V199H126ZM130 200H129V199ZM145 198V199H144ZM189 198H191V199H189ZM198 198H200L201 200H202V202L204 201V200H206V201H204L202 204L201 203H199L200 202V200H199V202H196L197 200H198ZM210 198H211V200H210ZM221 198V199H220ZM223 198H224V200H223ZM225 198H226V200H225ZM227 198H229V199H227ZM231 198V199H230ZM25 199V200H24ZM29 199H31L32 200V202H31V200H29ZM64 200V201H62V200ZM67 199H69V200H67ZM76 199H77V201H78V203L80 202V204H81V207H82V209L80 210L79 209V205L80 204H78V206H77V210H78V212H76L77 210H76V206H74L75 208H72L73 207V205H76ZM87 199V200H86ZM90 199V201H88ZM93 199V200H92ZM104 199V200H103ZM111 201L112 200V202H110L109 200ZM118 199V200H117ZM136 199V200H135ZM140 199H141V201H140ZM152 199V200H151ZM153 199H155L156 201H155V204H152V203H154V200ZM162 199V200H161ZM176 199H177V201H176ZM182 199V200H181ZM188 199H189V201H188ZM192 199H193V202H192ZM194 199L196 200V201H194ZM204 199V200H203ZM253 201H251V200ZM261 199H262V201H261ZM28 202H27V201ZM43 200H45V201H47V202H42ZM59 200V201H58ZM69 202V204L66 202ZM75 200V201H74ZM85 200H86V202L87 203H85V205L87 204L88 206L87 207H85V206H83L84 205V202H85ZM145 200L148 202H145ZM153 201V202H151V201ZM164 200H166L165 202L167 203V204H169V205H165V202L163 203L162 201H164ZM174 200V201H173ZM191 200V201H190ZM224 202H223V201ZM230 200V201H229ZM61 201V202H60ZM96 201H99V204H98V202L96 203ZM144 201V202H143ZM169 201H171V202H169ZM174 202V205H173V202ZM175 201H176V203H175ZM182 201V202H181ZM251 201V203H254V204H252V205H254V206H251V204L249 203ZM19 202V203H18ZM52 202H54L55 204H53ZM70 202H71V205H72V207L70 206ZM72 202H75L74 204L72 203ZM101 202H104L102 205H101ZM109 204H108V203ZM116 202V203H115ZM118 202V203H117ZM159 202V206H160V204L162 203V205H161V207H159L158 209H156L157 208V203ZM177 202H179V204H181V205H179ZM194 202H196L195 204H194ZM221 202H222V205H221ZM227 202V203H226ZM26 203H28V204H26ZM39 203V204H38ZM41 203H43L42 205H40ZM52 203V204H51ZM57 203H61V205L60 206H58L57 205ZM68 205H67V204ZM88 203H90V204H88ZM93 203V204H92ZM94 203H96V205L94 204ZM147 203V204H146ZM149 203H151L152 205V207L150 206V204ZM184 203H186L187 204V206L184 204ZM206 203H208V204H206ZM216 203H218V204H216ZM22 204V205H21ZM34 204V205H33ZM50 205V206H48V205ZM64 204H66L65 206H63ZM105 204V205H104ZM126 205L125 207H124V205ZM139 204V205H138ZM143 204H145V205H143ZM149 204V205H148ZM176 204H178L179 205V207H178V205H176ZM192 204V205H191ZM200 204V206L199 207H201V209L198 207L197 208V206ZM207 205V207L209 206V204H210V206L207 208L206 207V205ZM226 204V205H225ZM55 205V206H54ZM115 205H116V207H115ZM118 205V206H117ZM140 205H142L141 207H140ZM148 205V206H147ZM156 205V206H155ZM170 205H172V206H170ZM195 205H197V206H195ZM212 205V206H211ZM216 205H218V206H220V208L217 206V209H219V210H217L216 209ZM11 206H12V208H11ZM14 206V207H13ZM39 206H42V209H40L41 207H39ZM51 206H53L55 209H61L60 211L62 212H59V210H55V209H53V207L52 208H50ZM58 206V207H57ZM62 206L65 208H63L62 209ZM91 206V207H90ZM93 206V207H92ZM98 206V207H97ZM102 206V207H101ZM113 206V207H112ZM156 207L155 208V210H154V207ZM165 206V207H164ZM167 206V207H166ZM169 206H170V210H169ZM175 206H177V208L175 209ZM186 206V207H185ZM213 206H214V209H215V211L214 212H216V213H214L213 212ZM225 206H227L228 207V209H227V207H225ZM2 207V208H1ZM5 207V208H4ZM45 207H47V208H45ZM50 209H52V210H50L49 211V208ZM60 207V208H59ZM85 209H84V208ZM89 207V208H88ZM102 208L103 210H104V215H103V213H101V211H103L102 209L100 210V209H98V208ZM116 209H115V208ZM118 207V208H117ZM143 207V211L144 212H147V213H144L143 211H142V208ZM145 207V208H144ZM151 207V208H150ZM171 207H173V209L171 208ZM182 207H184V208H186V210L184 209V208H182ZM208 209H206V208ZM211 207V208H210ZM254 207V208H253ZM15 208V209H14ZM45 208V209H44ZM66 208H68V209H66ZM73 210V212L71 211V209ZM107 208V209H106ZM114 208V209H113ZM123 208V209H122ZM133 208V209H132ZM139 208V209H138ZM163 208V209H162ZM196 208H197V210H199V211H197L196 212ZM210 208V209H209ZM241 208V209H240ZM2 209V210H1ZM46 210V211H44V210ZM74 209L76 210V211H74ZM91 209V210H90ZM92 209H93V211H92ZM108 209H110V210H108ZM127 209H129V213H128V211H127ZM132 209V210H131ZM149 209L150 210H152V212L153 211H155V215H152V214H150V212L151 211H149ZM159 209H160V213H159ZM172 209V210H171ZM195 209V210H194ZM205 209V210H204ZM253 209V210H252ZM255 209L257 210L256 212H257V215H256V213H255ZM8 212H7V211ZM37 210V211H36ZM39 210H42V211H39ZM53 210H54V212H55V215L57 214H59L58 215V217L57 216H52L51 217V214L53 215ZM62 210H64V214H63V211ZM96 210H98V211H96ZM107 210V211H106ZM134 210V212H132ZM157 210H158V212H157ZM163 210H165V211H163ZM175 210H176V212H175ZM182 210V211H181ZM184 210L186 211V213L184 212ZM192 210V211H191ZM211 210V211H210ZM224 210H225V212L227 211V212H229V213H225L224 212ZM250 210H252V213L254 212L255 213V215H254V213H253V215H252V213H251V211ZM258 210H260L259 211V214H258ZM11 211V212H10ZM16 211H17V213H16ZM47 211H49V213L48 214H50V212H51V214L48 216V214H47ZM56 211H58L57 213H56ZM65 211L67 212V215L69 216H71V219H69L70 218V216H69V218H68V216L66 215V213H65ZM70 211V212H69ZM87 211V212H86ZM100 211V212H99ZM113 211V212H112ZM122 211V212H121ZM140 212V213H138V212ZM148 211H149V213H148ZM161 211L162 212H164V213H161ZM168 211V212H167ZM171 211H173L172 212V214H171ZM179 211V212H178ZM187 211H188V213H187ZM192 212V213H190V212ZM203 211L204 212H206L205 214L203 213ZM220 211H222V213H220ZM236 211H237V214H236ZM241 211V212H240ZM242 211H243V213H245V215L242 213ZM247 211H248V213H247ZM7 212V214H5V213ZM41 212V213H40ZM46 212V213H45ZM75 212H76V214H75ZM95 212H97V213H95ZM98 212H99V214H98ZM106 212V213H105ZM110 212H112L111 214L114 216V214H115V212H116V216H118V218L116 219V217L114 216H112L111 214H109ZM119 212V213H118ZM124 212H127V215L125 214V215H123L124 214ZM151 212V213H152ZM169 214L168 215V217H164V216H167V214ZM170 212V213H169ZM181 212V213H180ZM194 212V213H193ZM196 212V213H195ZM200 212H202L201 214H200ZM208 212V213H207ZM211 212H212V214L214 213V215L217 217V219H215L216 217H214V215L212 216V214H211ZM238 212H240V213H238ZM13 214V216H12V214ZM73 213V214H72ZM81 213V214H80ZM101 213V214H100ZM159 215V216H161V214H163L161 217H159V216H157V214ZM242 213V215H244L243 217H241L240 215H238V214H241ZM62 214V215H61ZM97 214V215H96ZM106 214H108V215H106ZM122 215V218H119V216L120 215ZM135 216H134V215ZM141 214V215H140ZM147 214H148V216H147ZM153 214H154V212H153ZM166 214V215H165ZM170 214L173 216V218H172V216H170ZM173 214H176L175 216L177 217H174V215ZM198 214V215H197ZM211 214V216H212V218H211V216H209ZM220 214V215H219ZM251 214V216H252V218L250 217L249 219H246V217H248L249 215ZM35 215V216H34ZM102 215V216H101ZM139 215V216H138ZM153 216L152 218L150 217V216ZM185 215H190L189 217H187V219L188 220H191V222L190 223H188V221H186L184 218H186V216ZM200 216V218H198L197 216ZM201 215H203L204 216V218L205 217H207L208 219H201V217H203V216H201ZM206 215V216H205ZM236 215H238L240 218L238 219L237 217L238 216H236ZM247 215V216H246ZM259 215V216H258ZM15 216V217H14ZM31 216V217H30ZM47 216V219L49 218V220L48 221H46L47 219H44L45 217ZM60 216V217H59ZM73 216V217H72ZM94 216V217H93ZM108 216V217H107ZM125 216V217H124ZM128 217V219H127V217ZM169 216L171 217V221H168L169 223H167V221H165V223H167V225L168 226H166V224L164 223V220H162V219H164V218H169ZM183 216H185L184 218H183ZM193 216H196L197 217V219H198V222H200V223H196L198 226H203L202 228L204 229V230H206L207 229V231H204L203 230V232H202V228L200 227H197L196 225H195V223L194 222H196V220L194 221L193 219H191V218H195V217H193ZM209 216V217H208ZM229 216V217H228ZM246 216V217H245ZM261 216V217H260ZM4 217H5V219H4ZM7 217V218H6ZM10 217L12 218V219H14V221H12L11 219H10ZM75 217V218H74ZM93 217V218H92ZM101 217H103V219H101ZM107 217V218H106ZM111 217V218H110ZM121 217V216H120ZM132 217V218H131ZM133 217H134V219H133ZM140 217V218H139ZM142 217V218H141ZM157 217H158V221L157 220H155L154 221V219L156 218L157 219ZM162 217H164V218H162ZM191 217V218H190ZM218 217H220V218H218ZM236 217V218H235ZM255 217V218H254ZM258 219H257V218ZM74 218V219H73ZM89 218H91V220L89 219ZM109 218V219H108ZM112 218L113 219H115V221L113 220V221H111L112 222V225H111V223H109L110 222V220H112ZM159 218H161V221H159L160 219ZM179 218H180V221L178 222V220H179ZM190 218V219H189ZM241 218H243V220L244 219H246V220H244L245 221V224H243V221H241L240 219ZM255 220H254V219ZM94 219V220H93ZM97 219V220H96ZM109 221H107V220ZM119 219H121L122 221H120ZM151 219V220H150ZM153 219V220H152ZM165 219V220H166ZM170 219V218H169ZM175 221H174V220ZM178 219V220H177ZM184 219V220H183ZM201 219V220H200ZM215 221V220H217V221H215L216 222V224L217 225H215V229H214V224H213V220ZM221 219V222L219 221ZM228 220V222H227V220ZM230 219H231V222H230ZM238 219V220H237ZM254 220V222H253V220ZM5 220V221H4ZM9 220V221H8ZM10 220L12 221V222H10ZM89 220L90 221H92L93 223H90L89 222ZM100 220V221H99ZM116 220H118V222L116 221ZM131 220V221H130ZM193 220V221H192ZM203 220H204V222H203ZM223 220V221H222ZM237 220V221H236ZM251 222L250 220H252V222L249 224V222ZM257 220V221H256ZM96 221H98V223L96 222ZM101 221H102V223H101ZM108 223H107V222ZM153 222V224H155V226H158V224L156 225V222L157 223H159V222H161V223H159L160 224V226H162L161 228L159 227H155V229H157L156 230V232H154L155 231V229L153 228L154 227V225L152 224V222ZM174 221V222H173ZM208 221V222H207ZM219 221V222H218ZM225 221H226V223H225ZM247 221V222H246ZM256 221V222H255ZM114 222V223H113ZM115 222H117L116 224L117 225H119V226H117L116 224H115ZM119 222L120 223H123L122 225L121 224H119ZM170 222H172L171 224H170ZM214 222V223H215ZM230 222V223H229ZM239 222H241V223H239ZM88 223H90V224H88ZM108 224V226H109V224H110V226H109V228H111V229H109V231L111 230V232H109V234H108V226H106V225H104V224ZM173 223H175V224H173ZM197 227V228H194L195 226H193V224ZM218 223H219V225L222 227L223 225V227H226V228H223L222 227V229H221V227L219 228V226H218ZM225 223V224H224ZM228 223V224H227ZM248 223V224H247ZM9 224H10V226H9ZM99 224V225H98ZM103 224V225H102ZM165 224V225H164ZM182 224V225H181ZM187 224V226H188V228L187 227H185V225ZM212 224H213V226H212ZM254 224V225H253ZM14 225V226H13ZM175 225V226H174ZM180 225V226H179ZM189 225H191V227L189 228ZM208 225V226H207ZM210 225V226H209ZM226 225V226H225ZM251 225V226H250ZM257 225V226H256ZM258 225H259V227H258ZM101 226V227H100ZM102 226H103V229L102 230H104V233H102L101 231V228H102ZM120 226H123V227H120ZM135 226V227H134ZM179 226V227H178ZM212 226V227H211ZM216 226H217V228H219L218 230H220V231H218L217 230V228H216ZM233 226V227H232ZM253 226V227H252ZM256 226V227H255ZM94 227V228H93ZM97 227V228H96ZM100 227V228H99ZM105 227V228H104ZM119 229H118V228ZM166 227V228H165ZM170 227V228H169ZM175 227L177 228V229H179L180 227V230H178L180 233H178V231H175L176 229H175ZM207 227V228H206ZM209 227V228H208ZM239 227H241V228H239ZM242 227H243V229H242ZM247 227V228H246ZM252 227V228H251ZM64 228H66V227H64ZM121 228H123V230H124V228L126 229V230H128L127 231V233L125 232V234L123 235V233H124V231L122 230L121 231ZM134 228H135V230H134ZM184 228V229H183ZM213 230H212V229ZM231 228H232V230H231ZM237 228V229H236ZM254 228V229H253ZM259 228V229H258ZM99 229V230H98ZM116 229H118L117 231H116ZM129 229H132V232H129L130 230ZM138 229V230H137ZM153 229H154V231H153ZM159 229H161V230H159ZM167 229V231L169 232H167V231H165ZM175 229V230H174ZM190 231V230H192V231H188V230ZM230 229V230H229ZM234 229H236L235 231L237 232H235L234 231ZM241 229L244 231H241ZM246 229V230H245ZM248 229V230H247ZM51 230V229H50ZM88 230V231H89ZM94 230H98V232L100 231L101 232V235H98V234H100V233H98L97 231H94ZM115 230V231H114ZM125 230V231H126ZM134 230V231H133ZM138 231V233L140 232V230H141V232L146 236V238H145V236L143 235L142 236V233L140 232L139 234H137L136 232ZM170 230H171V233L173 232L172 230H174L175 232H173V234H171L170 233ZM181 230H183V231H181ZM185 230V231H184ZM212 230V231H211ZM228 230V231H227ZM257 232H256V231ZM261 230V231H260ZM64 231H65V229H64ZM106 231H107V234L110 236H108L107 234H106ZM113 231V232H112ZM153 231V232H152ZM199 231V232H198ZM215 231V232H214ZM217 231V232H216ZM226 232V233H224V232ZM233 231V233H231V232ZM245 231H246V233H245ZM261 233H260V232ZM16 231L14 230V231H12V233H11V236L14 238V235L15 234H13V233H15ZM20 232V231H19ZM94 232V233H93ZM114 232H116L115 233V236H114ZM129 232V233H128ZM159 232H163V234H164V232H167V233H165V236L161 233H159ZM178 233V235H179V237L181 236V238H177V233ZM183 232V233H182ZM189 234V235H187V233ZM192 232V233H191ZM204 232H206V234L208 235H204L205 233ZM210 232V233H209ZM212 232V233H211ZM214 232V233H213ZM219 232V234H217ZM221 232V233H220ZM230 232V233H229ZM235 232V233H234ZM249 232L251 233V236L249 235ZM259 232V233H258ZM95 233H97L96 234V236L94 235ZM110 233H111V235H112V238H111V235H110ZM113 233V234H112ZM118 233V234H117ZM153 233H155V234H157V233H159L160 234V236L161 237H159V234L158 235H156L158 238H159V240H158V238L155 236V234L153 235ZM174 233H175V237H173V235H174ZM185 234L186 233V235H184V237H183V235L182 234ZM197 233V234H196ZM203 233V234H202ZM224 233V234H223ZM247 234V237L249 238V239H246V242L248 243L250 240V247L251 246H253V244L252 243H255V246H254V248L253 247H251L252 248V251H254V252H252L253 254H251V253H249V251L251 252V249H250V247H248V244H246L245 243V238H246V235L245 234ZM117 234V235H116ZM120 234V235H119ZM121 234H122V236H121ZM135 234V236H133ZM152 234V236L150 237V235ZM167 234V235H166ZM202 235V236H199V235ZM211 234V235H210ZM221 234V235H220ZM238 234H240V235H242V236H240V235H238ZM21 235V234H20ZM72 234H71V232H70V236H71ZM93 235H94V237H96V240H95V238L93 237ZM103 235L105 236V237H103ZM121 236V237H123L124 236V240H122L123 238H120L119 236ZM137 235H139V237L137 236ZM141 235V236H140ZM162 235L164 236V239H165V237L166 236H169V235H171V238L173 237V239H177V240H175L176 242H172L173 241V239H170V237H166V238H169V240L168 239H165L166 241H169V242H166L165 240H163V239H160V238H162ZM193 235V236H192ZM213 235H215V237L213 236ZM217 235V236H216ZM230 235V236H229ZM231 235H234V236H232V238L234 237V239H232L231 238ZM237 235V236H236ZM253 235H255V236H253ZM82 236V235H81ZM113 236L115 237V238H113ZM117 236V237H116ZM129 236H131V237H129ZM138 237V238H135V237ZM198 236V237H197ZM209 236H210V238H209ZM211 236H213V237H211ZM221 236V237H220ZM223 236H226V237H223ZM245 236V238H243ZM250 236V237H249ZM253 236V237H252ZM93 237V238H92ZM98 237H100V238H98ZM101 237H103L104 239H105V241H103L104 239L103 238H101ZM119 237V238H118ZM142 237H144V239H146V242L148 243V242H150V244H149V247H148V244L144 241V239L142 238ZM186 237H188V238H186ZM200 237H202V239H203V237H204V239L205 240H199L198 238H200ZM205 237H207V238H205ZM218 237V238H217ZM228 237H229V241H228ZM235 237L237 238V239H235ZM240 237H242V239H244L243 241H242V239L240 238ZM257 237H259V238H261L262 237V239H259V238H256ZM111 238V239H110ZM127 238V239H126ZM151 238V239H150ZM188 239V240H186V239ZM214 238V239H213ZM217 238V239H216ZM220 238V239H219ZM230 238L232 239V242H231V240H230ZM239 238L241 239V240H239ZM16 239H18V237H16ZM97 239H99V240H97ZM110 239V240H109ZM114 239V241L111 243V241ZM118 239V240H117ZM125 239H126V241H127V243L125 244L124 242H125ZM128 239H130V240H128ZM133 239V240H132ZM137 239V240H136ZM138 239H140V240H138ZM149 239V240H148ZM181 239V240H180ZM208 239V240H207ZM227 239V240H226ZM254 239V241H252ZM256 239V240H255ZM100 240H102V245H101V243H100ZM108 240H109V242H108ZM116 240V241H115ZM151 240V241H150ZM153 240V241H152ZM179 240L181 241V242H179ZM183 240V241H182ZM211 244V247H210V249H209V247H208V245L210 246V244H208V242ZM216 240H218V241H216ZM233 240H235V241H233ZM237 240H239L238 241V244L241 246V248H239L238 247V244H236L237 243ZM261 242L260 244H259V242ZM13 241V240H12ZM81 241H82V239H81ZM96 241H98V242H96ZM124 241V242H123ZM130 242V244H129V242ZM137 241V242H136ZM141 241L143 242V245H142V243H141ZM162 241V242H161ZM164 241V242H163ZM185 241H186V243H185ZM196 241V242H195ZM204 241H206V242H204ZM216 241V242H215ZM242 241V242H241ZM7 241H4L3 243H0L1 245V248H0V250H3L4 248H6V249H4L3 251L5 252L4 254L5 255H3L2 253V251H0V254L1 255H3V256H1L0 257V261H1V263L0 264H4L3 263V261L5 262V264H12V263H10V262H16L17 264H23V263H21V259L19 258V253H20V251H22V249H21V247H24V244H21L22 246L20 247V245H19V249H20V251H19V249H18V243H16V242H13V245H16V247L14 248V246L13 245H11L12 244V242L11 241H9V243H6ZM97 244H96V243ZM114 242H116L117 244H115ZM120 242V243H119ZM145 242V243H144ZM154 242H155V244H154ZM160 242V243H159ZM166 242V243H165ZM183 242V243H182ZM226 242V243H225ZM228 242V243H227ZM11 243V244H10ZM14 243H16V244H14ZM82 243H83V241H82ZM112 245H111V244ZM133 243L135 244V245H133ZM163 243H165L166 245H168V247H171L170 248V250H169V248L165 245V244H163ZM168 243V244H167ZM191 243V244H190ZM194 243V244H193ZM201 243V244H200ZM205 243H206V246H205ZM236 245H235V244ZM3 244V245H2ZM9 244V247L8 246H6V245H8ZM105 246H104V245ZM109 244H110V246H112L111 248L112 249H110V247H109ZM113 244H115V246L113 245ZM132 244V245H131ZM140 244H141V246L142 247H144V248H142V249H144V252H145V250L146 249H148V250H146V253L144 254V252H143V250H141V246H140ZM144 244H147V247L144 245ZM155 246H154V245ZM169 244L170 245H173V246H169ZM174 244H176V245H174ZM179 244H183V245H179ZM184 244H186V246H184ZM202 244H203V246H202ZM228 244H230V245H228ZM243 244H246L247 245V247H245V245H243ZM257 244V245H256ZM262 244V245H261ZM25 245L27 246V244L25 243ZM118 245V246H117ZM127 245V247L129 248H127V247H125ZM131 245V246H130ZM139 245V247H136V246H138ZM158 245V246H157ZM236 246L237 247V249H236V247H232V246ZM259 245V246H258ZM2 246H3V248H2ZM6 246V247H5ZM11 246H13V248L16 250V251H14L13 250V248H12V250H11ZM96 246V247H95ZM98 246V247H97ZM107 246L109 247V248H107ZM136 248H135V247ZM152 246H154V247H157L158 249H159V251H158V249L157 248H154V247H152ZM161 246H162V248L163 249H160L161 248ZM164 246V247H163ZM166 246V247H165ZM179 246V247H178ZM182 246V247H181ZM191 246H193L194 248H195V250L196 249H198V250H196L198 253H200V254H197V252L194 250V248L193 247H191ZM229 246H231V247H229ZM244 246V247H243ZM257 246H258V248H260L259 250H261V253L259 254L258 252H259V250L257 249ZM101 247H103V249L101 248ZM177 247V248H176ZM204 247H205V249H204ZM222 247H223V249H222ZM224 247H226V248H224ZM244 249H243V248ZM256 247V248H255ZM263 247V248H262ZM104 248H105V251H107V253H105V251H104ZM107 248V249H106ZM126 248V249H125ZM152 248V249H151ZM169 250V252H170V254L168 253V251H167V253L165 252L166 250ZM172 248H175L176 250H178V251H176V253L174 252V250L172 249ZM192 248H193V250H192ZM249 250H248V249ZM10 249V250H9ZM113 249H115V251H116V253H115V251L113 250ZM127 249H128V251H127ZM135 249H137V250H135ZM151 249V250H150ZM180 249H181V252L179 253V251H180ZM183 249V250H182ZM231 249V250H230ZM235 250V252H234V250ZM240 249V250H239ZM255 249V250H254ZM111 250H113V251H111ZM129 250H131V251H129ZM135 250V252H133ZM139 250V251H138ZM164 252H163V251ZM173 250V251H172ZM226 252H225V251ZM244 250H245V252L247 253V255H245V252H244ZM11 251V253H8V252H10ZM14 251V252H13ZM111 253H110V252ZM118 251H119V253H118ZM143 253H142V252ZM187 251V252H186ZM194 251V254L192 253L191 254V252H193ZM206 251H207V253H206ZM219 253H221L220 255H221V257L219 256V254H218V252ZM223 251V252H222ZM228 251V252H227ZM233 253H232V252ZM238 251H242L243 253H242V256L240 255V253L238 252ZM16 252H18L17 254H18V256H17V254H15ZM138 252V253H137ZM151 252V253H150ZM171 252H172V254H171ZM210 252H212V253H210ZM99 253V254H98ZM100 253L104 256L105 255V257H103V256H101L100 257ZM104 253V254H103ZM114 255H113V254ZM133 253H136V254H133ZM142 253V254H141ZM202 253H204V254H202ZM209 253V254H208ZM230 253V254H229ZM8 254H9V256H8ZM11 254V255H10ZM13 254V255H12ZM99 256H98V255ZM106 254H109V255H106ZM117 254V255H116ZM128 255V258H127V256H126V258L125 259H123V257H125V255ZM133 254V256H137V254H140L141 255V257H140V255H138L137 257H136V259L138 260H136L135 259V257H133V256H131ZM146 255V257L145 258H143V256L144 255ZM150 254H152V255H150ZM175 254V255H174ZM178 254H180V255H178ZM183 254V256L182 257H184V259H185V261H184V259L182 258H180L181 257V255ZM186 254V255H185ZM197 254V255H196ZM210 254H214L213 256L212 255H210ZM235 254H237V256L238 257H236V256H234ZM251 256H250V255ZM263 254V255H262ZM16 255V256H15ZM120 255V256H119ZM143 255V256H142ZM149 255V256H148ZM168 255L169 256H174L173 257V259H174V261H170L172 258H168ZM210 255V256H209ZM217 255V256H216ZM226 255V256H225ZM259 255V256H258ZM260 255H261V258H260ZM12 256V257H11ZM98 256V257H97ZM106 256H108L107 258L108 259H110V257H111V259L110 260H108L107 258H106ZM130 256V257H129ZM152 256L154 257L153 258V261H152ZM176 256V257H175ZM177 256H179L178 258H177ZM242 257V258H240V257ZM246 256H248V257H246ZM257 256L261 259H259L258 260V258H257ZM9 257V258H8ZM14 257V258H13ZM75 258H76V256H74ZM84 257V258H83ZM103 257V258H102ZM115 257V258H114ZM149 257H151L150 259H149ZM195 257V258H194ZM202 257H204V258H202ZM208 258V260H207V258ZM219 257V258H218ZM223 257V258H222ZM230 257V258H229ZM243 257H246V260H245V262H244V259L245 258H243ZM18 259L19 258V260H20V263L18 262L19 260H15L14 261V259ZM95 258H97V260H95V261H93V259H95ZM101 258H102V260H101ZM120 258H122V261L124 260V263H120V262H122V261H120L121 259ZM140 258H143V259H140ZM199 260H198V259ZM200 258H201V260H200ZM220 258H222V260L220 259ZM226 258H227V260H226ZM228 258H229V260H228ZM240 258V259H239ZM248 258V259H247ZM2 259H4V260H2ZM10 259H12L11 261H9ZM70 259H72V258H70ZM83 259V260H82ZM100 259V260H99ZM131 259V260H130ZM140 259V260H139ZM145 259H147V260H145ZM172 259V260H173ZM181 259V260H180ZM206 259V260H205ZM237 259V260H236ZM253 259H251V261L249 262L250 264H253V263H251L252 262V260ZM7 262H6V261ZM75 261H73L72 260V263H74V262H76V264H77V261L76 260H78L77 258L76 259H74ZM106 260V261H105ZM119 261V263H116V262H118ZM149 260H150V262H149ZM176 260V261H175ZM179 260V261H178ZM204 260V261H203ZM239 260V261H238ZM259 262H258V261ZM262 260H263V262H262ZM79 261V260H78ZM87 261V260H86ZM109 261V262H108ZM111 261V262H110ZM115 261V262H114ZM130 261V262H129ZM136 261V262H135ZM144 261V263H142V262ZM152 261V262H151ZM156 261H158V262H156ZM182 261V262H181ZM183 261H184V263H183ZM197 261V262H196ZM238 261V262H237ZM101 262V263H100ZM104 262V263H103ZM113 262V263H112ZM137 262H139V263H137ZM174 262H176V263H174ZM225 262V263H224ZM248 263V264H249ZM13 264H15V263H13ZM26 264V263H25Z\"/></svg>",
  "mask_w": 264,
  "mask_h": 264
},
{
  "label": "bare ground",
  "instance_id": "obj_2",
  "mask_svg": "<svg viewBox=\"0 0 264 264\" xmlns=\"http://www.w3.org/2000/svg\"><path fill=\"white\" fill-rule=\"evenodd\" d=\"M0 1H1V0H0ZM13 1H14V0H13ZM37 1H38V0H37ZM40 1H41V0H40ZM42 1H43V0H42ZM45 1H47V0H45ZM91 1H92V0H91ZM91 1H90V2H91ZM97 1H98V0H97ZM99 1H100V0H99ZM103 1H105V0H103ZM107 1H108V0H107ZM228 1H229V0H228ZM231 1H232V3H234L233 5H235V7H236V9L239 11V13H240V12H243L247 18H250V19H251V17H253L254 14H255V16L259 14V13H258L259 11H258L257 9H255V8H258V7H255V6H257V5H255L256 3H254V5H255V6H254L251 0H230L229 2H231ZM4 2H5V0H4ZM6 2H7V0H6ZM6 2H5V3H6ZM15 2H16V3H15ZM15 2H14V3H15V6H16L17 1H15ZM20 2H21V1H20ZM30 2H31V0H30ZM35 2H36V1H35ZM47 2H48V1H47ZM54 2H55V1H54ZM54 2H53V4H54ZM71 2H73V1H71ZM82 2H83V1H82ZM82 2H81V3H82ZM92 2H93V1H92ZM100 2H102V1H100ZM7 3H8V2H7ZM10 3H11V2H10ZM32 3H34V2H32ZM45 3H46V2H45ZM61 3H62V2H61ZM68 3H70V1H69ZM73 3H74V2H73ZM73 3H72V4H73ZM78 3H80V2H78ZM96 3H97V2H96ZM106 3H108V2H106ZM12 4H13V3H12ZM20 4L22 5L23 3H20ZM75 4H76V6H77V3H75ZM83 4H84V3H83ZM87 4H88V3H87ZM89 4H91V3H89ZM89 4H88L87 6H89ZM94 4H95V1H94ZM104 4H105V2H104V3L102 2V6L105 8L106 5L104 6ZM153 4H154V3H153ZM3 5H4V3L2 4V6H3ZM5 5H7V7H8V5L10 6L9 3H8V4H5ZM5 5H4V6H5ZM36 5H38V4H36ZM46 5H47V4H46ZM55 5H56V3H55ZM67 5H68V4H67ZM95 5H96V4H95ZM100 5H101V3L99 4V9H100ZM0 6H1V2H0ZM11 6H14V5H11ZM15 6H14V8H15ZM23 6H24V5H23ZM25 6H26V5H25ZM25 6H24V7H25ZM40 6H41V5H40ZM56 6H58V5H56ZM73 6L75 7L74 4H73ZM84 6H85V5H84ZM87 6H86V7H87ZM102 6H101V7H102ZM17 7H18V6H17ZM29 7H30V6H29ZM32 7H33V6H32ZM48 7H49V4H48ZM53 7H54V6H53ZM59 7H60V6H59ZM64 7L66 8V6H64ZM69 7H71V6H69ZM79 7H81V6L79 5ZM90 7L92 8V6H90ZM95 7H96V6H95ZM103 7H102V8H103ZM233 7H234V6H233ZM26 8H27V6H26ZM26 8H25L24 10L30 11L29 8H27V9H26ZM36 8H37V7H36ZM40 8H41V7H40ZM43 8H44V7H43ZM45 8H47V7H45ZM56 8H57V7H56ZM67 8H68V6H67ZM83 8H84V7H83ZM97 8H98V7H97ZM102 8H101L100 10H102ZM153 8H155V6H154ZM8 9H9V8H8ZM19 9H20V8H18V11H20ZM31 9H32V8H31ZM41 9H42V8H41ZM80 9H82V8H80ZM80 9H79V10H80ZM106 9H107V8H105L104 11H105ZM234 9H235V8H234ZM259 9H260V8H259ZM0 10H1V9H0ZM13 10L15 11V9H13ZM47 10H49V9H47ZM47 10H46V12H47ZM57 10H58V8H57ZM65 10H66V9H65ZM82 10H83V9H82ZM89 10H90V8H89ZM91 10H92V9H91ZM93 10H94V9H93ZM100 10H99V12H100ZM109 10H110V9H109ZM109 10H108V11H109ZM130 10H131V9H130ZM2 11L4 12L5 10L2 9ZM2 11H1V12H2ZM6 11H7V10H6ZM9 11H10V9H9ZM14 11H13V13H14ZM27 11H26V12H27ZM32 11H33V9H32ZM42 11H43V10H42ZM50 11H51V10H50ZM131 11H132V10H131ZM1 12H0V13H1ZM10 12H12V10H11ZM10 12H9V13H10ZM39 12H40V11H39ZM51 12H52V11H51ZM51 12H50V13H51ZM55 12H56V11H55ZM60 12H61V11H60ZM66 12H67V10H66ZM72 12H73V11H72ZM75 12H76V10H75ZM82 12H84V11H82ZM88 12H90V11H88ZM109 12H110V11H109ZM132 12H134V11H132ZM236 12H237V11H236ZM256 12H257V13H256ZM7 13H8V12H7ZM7 13H6V16H8ZM28 13H29V12H28ZM30 13H32V12H30ZM34 13H35V12H34ZM36 13H37V12H36ZM36 13H35V14H32V15H33V18H34V17L36 18L35 22L33 21L34 19L32 18V19H33V20H32V23H33V22L36 23V21H37L38 13H37V14H36ZM48 13H49V12H48ZM53 13H54V12H53ZM57 13H58V12H57ZM62 13H63V12H62ZM68 13H69V12H68ZM94 13H95V10H94ZM101 13H103V12H101ZM127 13H128V12H127ZM127 13H126V14H127ZM135 13H136V12H135ZM137 13L139 14V12H137ZM237 13H238V12H237ZM243 13H242V14H243ZM263 13H264V12H263ZM1 14L3 15V13H1ZM1 14H0V15H1ZM17 14H18V13H16V15H17ZM21 14L24 15L25 13L23 14V13L21 12ZM75 14H76V13H75ZM103 14H104V13H103ZM105 14H107V13H105ZM2 15H1V16H2ZM4 15H5V14H4ZM4 15H3V17H5ZM14 15H15V14H14ZM18 15H19V14H18ZM28 15H29V14H27V16H28ZM32 15H30L29 17H31ZM39 15L41 16V14H39ZM44 15H45V14H44ZM49 15H50V14H49ZM53 15H54V14H53ZM53 15H52V17L49 16V17L51 18V20H50V18H49V20L51 21V25H52V28H51L52 31L50 30V31L52 32V34H51L50 31L47 29L48 32H49V35L51 34V35H50V36H51V40H53V42H54L55 44H58V45H61V46H66V45L71 46V45L73 44V40H74V39H72V38H73L72 35L75 33L76 26L78 27L79 24H78V25L76 24L75 27H74V25L71 24V23H73V22H65V21L63 20V19H65V18H63V16L61 15V13L58 14V15L56 14L57 16H56L55 18H53ZM88 15H89V16H86V15H85V17H88L87 19H89V17H90V14H88ZM96 15H97V14H95V16H96ZM98 15H99V13H98ZM128 15H129V14H128ZM140 15H141V14H140ZM10 16H11V15H10ZM12 16H13V15H12ZM24 16L26 17V15H24ZM40 16H38V17H40ZM42 16H43V14H42ZM46 16H48V15H46ZM67 16H68V15H67ZM73 16L75 17L76 15H73ZM92 16H94V15L92 14ZM100 16L102 17L101 14H100ZM100 16H99V17H100ZM105 16H106V15H105ZM105 16L103 15V17H105ZM136 16H137V15H136ZM142 16H143V15H142ZM241 16L243 17V15H241ZM245 16H244V18H245ZM255 16H254V17H255ZM44 17H45V16H44ZM76 17H78V18L80 19L81 16H80V17H79V16H76ZM82 17H83V16H82ZM82 17H81V18H82ZM130 17H131V16H130ZM130 17H129V18H130ZM132 17H134V16H132ZM261 17H262V16H261ZM18 18H20V17H18ZM23 18H24V17H23ZM41 18H43V17H41ZM66 18H69V17H66ZM72 18H73V17H72ZM72 18H71V19H72ZM78 18H77V19H78ZM91 18H93V17H91ZM91 18H90V19H91ZM96 18H97V17H96ZM106 18H108V17H106ZM106 18H104V19L107 20ZM126 18H127V17H126ZM137 18H138V16H137ZM139 18H140V16H139ZM0 19H1V18H0ZM9 19H10V18H9ZM29 19H30V18H29ZM29 19H28V20H29ZM43 19H44V21H45V18H43ZM73 19H74V18H73ZM77 19H76V20H77ZM79 19H78V20H79ZM99 19H101V21L103 20V18H98V20H99ZM253 19H254V18H253ZM255 19H257V17H256ZM262 19H263V18H262ZM6 20H7V19H6ZM6 20H5V21H6ZM14 20H16V19H14ZM23 20H24V19H23ZM30 20H31V19H30ZM30 20L28 21V25H29V26L32 24V23L29 24V23H30ZM38 20H40V18H39ZM49 20H47V21L50 22ZM66 20H67V19H66ZM127 20H128V19H127ZM127 20H126V21H127ZM140 20H142V19L140 18ZM242 20H243V19H242ZM244 20H245V19H244ZM0 21H1V20H0ZM3 21H4V20H3ZM3 21H1V22L3 23ZM7 21H8V20H7ZM16 21H17V20H16ZM16 21H15V23H14V21H13V22L11 21V22H12V25H15V24H16V26H17V22H16ZM24 21H26V18H25ZM41 21H42V19H41ZM69 21H70V20H69ZM81 21L84 22L83 19H82ZM96 21H97V20H96ZM108 21H109V20H108ZM129 21H131V20H128L127 23H129ZM137 21H138V19H137ZM137 21H136V22H137ZM142 21H144V20H142ZM142 21H140V22L142 23ZM255 21H256V20H255ZM255 21H254V22H255ZM26 22H27V21H26ZM45 22H46V21H45ZM79 22H80V21H79ZM90 22H91V21H90ZM103 22H104V20H103ZM105 22H107V21H105ZM109 22H110V21H109ZM120 22H122V21H120ZM140 22H139V25H140ZM245 22H246V20H245ZM248 22H252V20H249V19H248ZM13 23H14V24H13ZM24 23H25V22H24ZM34 23H33V25H34ZM39 23H40V22H39ZM42 23H44V22H42ZM88 23H89V22H88ZM95 23H96V25H97V22H95ZM99 23H100V22H99ZM107 23H108V22H107ZM113 23H114V22H113ZM143 23H145V22H143ZM243 23H244V22H243ZM6 24H7V23H6ZM26 24H27V23H25L24 25H26ZM36 24H38V23H36ZM40 24H41V23H40ZM48 24H49V23H48ZM48 24H47V25H48ZM81 24H82V23H81ZM84 24H85V22H84L82 25H84ZM86 24H87V23H86ZM89 24H90V23H89ZM89 24H88V25H89ZM91 24H92V23H91ZM93 24H94V22H93ZM100 24H101V23H100ZM105 24H106V23H105ZM111 24H112V20H111ZM118 24H120V23L118 22ZM118 24H117V26H118ZM145 24H146V23H145ZM10 25H11V24H10ZM18 25H19V23H18ZM20 25H21V23H20ZM41 25H42V24H41ZM43 25H44V24H43ZM43 25H42V26H43ZM45 25H46V23H45ZM47 25H46V27H47ZM114 25H115V26H113V24H112L113 29H114V28H117V27H116V24H114ZM127 25H130V24H127ZM127 25H124V26L126 27ZM134 25H135V24H134ZM142 25H143V24H142ZM31 26H32V25H31ZM91 26H92V25H91ZM91 26H90V27H91ZM93 26H95V24H94ZM109 26H110V25H108V27H107V26L105 25V27L107 28V31H106V29H105L106 32H109V31H110V30L108 31ZM112 26H110L111 29H112ZM145 26H147V25H145ZM6 27H7V26H6ZM18 27H19V26H18ZM18 27H17V28H18ZM34 27H35V25H34ZM36 27H37V26H36ZM38 27H40V28L42 29L41 26L38 25ZM44 27H45V26H44ZM44 27H43V29H44ZM48 27H50V24H49ZM79 27H80V26H79ZM81 27H82V26H81ZM85 27H86V28H84V29H87L88 26H85ZM95 27H96V26H95ZM98 27H99V24H98ZM103 27H104V26L101 25V27H99V28H103ZM122 27H123V26H122ZM125 27H124V28H125ZM143 27H144V26H143ZM147 27H148V26H147ZM3 28H4V25H3ZM3 28H2V29H3ZM26 28H27V27H26ZM29 28H30V27H29ZM29 28L27 29L28 31H29ZM40 28H39V31H40ZM92 28H94V27H92ZM110 28H109V29H110ZM120 28H121V27H120ZM140 28H141V27H140ZM145 28H146V27H145ZM2 29H1V30H2ZM7 29H8V28H7ZM10 29H11V27H10ZM12 29H13V27H12ZM14 29L16 30V27H15V26H14ZM21 29H22V28H21ZM21 29H20V30H21ZM37 29H38V28H37ZM77 29H78V31H79L80 28H77ZM81 29H82V28H81ZM84 29H82V30H84ZM94 29H95V28H94ZM113 29H112V30H113ZM143 29H144V28H143ZM32 30H33V29L30 28V31H32ZM34 30H35V29H34ZM87 30L89 31L90 28L88 27ZM87 30H85V31L87 32ZM98 30H99V29L97 28V32H98ZM103 30H104V28H103ZM114 30H115V29H114ZM117 30H118V29H117ZM117 30H116V31H117ZM146 30H147V28H146ZM10 31H11V30H10ZM17 31L19 32V30H16L15 32H17ZM22 31H23V30H22ZM36 31H37V30H36ZM43 31H46V28H45V30H43ZM80 31H81V30H80ZM118 31H119V30H118ZM118 31H117L118 34H117V33H116V34L119 36L120 31H119V32H118ZM124 31H125V29H124ZM128 31H129V30H128ZM140 31H141V30H140ZM5 32H6V30H5ZM11 32H12V31H11ZM11 32H10V33H11ZM15 32H14V33H15ZM18 32H17V33H18ZM32 32H33V31H32ZM32 32H31V33H32ZM41 32H42V30H41ZM41 32H40V33H41ZM76 32H77V31H76ZM91 32H92V31H91ZM106 32H105V33H106ZM112 32H113V31H112ZM112 32H111V33H112ZM122 32H123V31H122ZM122 32H121V33H122ZM130 32H131V31H130ZM144 32H145V31H144ZM146 32H147V31H146ZM2 33H3V31H2V32L0 31V35H2ZM7 33H8V32H7ZM7 33H6V35H7ZM12 33H13V32H12ZM25 33H26V32H25ZM28 33L31 35L30 32H28ZM34 33H35V32H34ZM34 33H33V34H34ZM40 33L37 32L36 34L39 35V36L41 37V34H42V33H41V34H40ZM80 33H83L82 35L84 36V38H86L87 36H89V38H88V39L86 38V40H89V39H90V35H86V36H85L84 31H83V32H80ZM87 33H88V32H87ZM94 33H95V32H94ZM114 33H115V32H114ZM121 33H120V34H121ZM131 33H133V31H132ZM137 33H139V32H137ZM29 34H28V35H29ZM33 34H32V35H33ZM44 34H46V33H44ZM44 34H43V35H44ZM77 34L79 35V32H78ZM77 34L75 33V35H74L75 38L77 37V36H76ZM88 34H89V33H88ZM90 34H91V33H90ZM106 34H107V33H106ZM116 34H114V35H116ZM250 34H251V33H250ZM9 35H10V34H9ZM9 35H8V36H9ZM34 35H35V34H34ZM43 35H42V37H43ZM103 35H104V33H103ZM107 35H109V37H110V34H107ZM112 35H113V34H112ZM130 35H131V34H130ZM130 35H129V36H130ZM4 36H5V35H4ZM4 36H1V38H2V37L4 38ZM23 36H24V35H23ZM23 36L21 35V37H23ZM39 36H37V37H39ZM44 36H45V35H44ZM95 36H96V35H94V36H92V37H95ZM99 36H100V35H99ZM138 36H139V35H137V37H138ZM21 37H20L19 39H21ZM40 37H39V38H40ZM79 37H81V35H80ZM79 37H78V38H79ZM92 37H91V38H92ZM103 37H104V36H103ZM103 37H102V38H103ZM116 37H117V36H116ZM116 37H115V38H116ZM127 37H128V36H127ZM133 37H134V36H133ZM10 38H11V37H10ZM10 38H9V40H10ZM12 38H13V40H15V39H14L15 37H12ZM16 38H17V37H16ZM26 38H27V37H26ZM29 38H32V37L30 36ZM35 38H36V36H35ZM35 38H34V39H35ZM47 38H48V35H47ZM47 38H46V40H48ZM78 38H77V39H78ZM81 38H82V37H81ZM84 38H83V39H84ZM96 38H98V37H96ZM100 38H101V37H100ZM120 38H122V37L117 38V39H118V42L121 41ZM131 38H132V36H131ZM140 38H141V37H140ZM142 38H143V37H142ZM34 39H33V40H34ZM42 39H43V38H42ZM79 39H80V38H79ZM117 39H116V40H117ZM119 39H120V41H119ZM125 39H126V36H125ZM132 39L134 40V38H132ZM4 40H5V38H4ZM6 40H7V39H6ZM11 40H12V39H11ZM13 40H12V42H13ZM21 40H23V41H24V40L27 41L28 39H27V40H26V39H21ZM33 40H32V41H33ZM39 40H40V39H39ZM39 40H38V41H39ZM97 40H98V39H97ZM106 40H107V39H106ZM122 40H124V39H122ZM126 40H127V39H126ZM139 40H140V39H139ZM139 40H138V41H139ZM0 41H1V39H0ZM16 41H17V39H16ZM16 41H15V42H16ZM19 41H20V40H19ZM23 41H22V42H23ZM32 41H30V42H32ZM91 41H92V39H91ZM91 41H90V42H91ZM104 41H105V40H104ZM110 41H112V39H111ZM110 41L108 40V42L103 43V44H104V47H103V51H101V54H102V55L100 56L101 59H100V61H99L100 64H101V66H103V69H106L107 71L109 70V72L111 73V75H112V74H115V73H114V70L116 69V67H115V63H117V62H115V60H112V58L117 57L118 59H121L122 66H123V67H122V68H123V71H122V74H123V75H122V76L126 77V78H127L126 80L129 81L130 84H132V89H131V90H133V92H134L133 94H135V95H140V94H142V92H143V88H144V85H143L142 82H141V79H142V78L140 79V75H139L140 72H138V70H137V71H135V70L132 71V69H129V63H132L133 61H135V59L132 60L133 57H130V55H129L130 53H129V54H125V53L121 50V48H120L118 45H114V44H112V42L109 43ZM249 41H250V39H249ZM249 41L247 42V43H248V46L251 44V41H252V40L250 41V43H249ZM7 42H8V41H7ZM15 42H13V44H14ZM27 42H28V41H27ZM78 42H79V41H78ZM80 42H81V41H80ZM96 42H97V41H96ZM100 42H101V39H100ZM100 42L98 41L96 44H99ZM102 42H103V40H102ZM126 42H127V41H126ZM131 42H132V41H131ZM0 43H1V42H0ZM17 43H18V41H17ZM17 43H16V44H17ZM28 43H29V42H28ZM37 43L39 44V42H37ZM37 43H35V44H37ZM76 43H77V42H76ZM85 43H86V41H85ZM87 43H88V42H87ZM93 43L95 44V41H93ZM5 44H6V43H5ZM31 44H34V43H30V45H31ZM35 44H34V45H35ZM42 44H43V41H42ZM78 44H79V43H78ZM81 44H82V43H81ZM83 44H84V43H83ZM83 44H82V45H83ZM89 44H90V43H89ZM94 44H93V45H94ZM123 44H124V41H123ZM7 45H8V43H7ZM9 45H10V44H9ZM11 45H12V44H11ZM17 45H18V44H17ZM17 45H16V46H17ZM20 45H21V43H20L18 46H20ZM28 45H29V44H28ZM28 45H21V46H25V48L27 47V49H30V48H28ZM75 45H76V44H75ZM82 45H81V48H82ZM86 45H87V44H86ZM91 45H92V44H90V46H91ZM100 45H101V44H100ZM128 45H129V44H128ZM128 45H127V46H128ZM136 45H138V43H136ZM14 46H15V45H14ZM61 46H60V47H61ZM72 46H73V45H72ZM79 46H80V45H79ZM79 46H78V48H80ZM87 46H88V45H87ZM96 46H97V45H96ZM102 46H103V45H102ZM102 46H101V47H102ZM130 46H132V44H131ZM4 47H5V46H4ZM7 47H8V46H7ZM7 47H6V48H7ZM48 47H49V46H48ZM84 47H85V46H84ZM97 47L100 48V46H97ZM122 47H123V46H122ZM125 47H126V46H124V48H125ZM137 47H138V46L134 47V49H137ZM34 48L36 49V47H34ZM34 48H33V46H32V48H31V50L33 49V53H34V50H35ZM37 48H39V46H37ZM40 48H43V47L40 46ZM61 48H62V47H61ZM74 48H75V47H74ZM74 48H73V51H75V50L77 49V47H76V49H74ZM89 48H92V50H93L94 47L92 46V47H89ZM129 48H131V47H129ZM129 48H126V49L128 50ZM142 48H144V47H143V46H140V47L137 49L136 52L138 53V56H140L139 53L141 54V52H143ZM9 49H11V47H10ZM15 49H16V48H15ZM18 49H19V47H18ZM18 49H16V50L18 51ZM20 49H21V48H20ZM43 49H44V48H43ZM55 49H56V48H55ZM65 49H66V48H65ZM82 49L85 50L86 48H82ZM82 49H81V50H82ZM94 49H95V48H94ZM134 49H132V50H134ZM5 50H6V49H5ZM5 50H4V54H6V53H5ZM11 50H12V49H11ZM21 50H22V49H21ZM31 50H30V51H31ZM36 50H37V53H39L40 50H39V51H38V49H36ZM36 50H35V54H36ZM46 50H48V49H45L44 51H46ZM53 50H54V49H53ZM56 50H58V49H56ZM100 50H102V49H101V48L99 49V53H100ZM127 50H126V51H127ZM8 51H9V50H8ZM14 51H15V50H14ZM25 51H26V50H25ZM28 51H29V50H28ZM44 51L41 49V54H44V56H45ZM49 51H50V50H49ZM51 51H52V49H51ZM60 51H61V49H60ZM68 51H69V50H68ZM70 51H71V50H70ZM73 51H72V53H73ZM87 51H88V50H87ZM9 53H10V51H9ZM33 53H32V54H33ZM46 53H47V51H46ZM61 53H65V50H64V51L62 50ZM72 53H71V55H72ZM90 53H91V51H90ZM93 53H96V50H93ZM93 53H92V54H93ZM127 53H128V51H127ZM131 53H132V51H131ZM133 53H134V51H133ZM1 54H2V50H1ZM1 54H0V55H1ZM18 54H19V51H18ZM18 54H17V55H18ZM30 54H31V53H30ZM41 54L39 55L40 58L43 57V59H44V56H42ZM49 54H50V53H49ZM53 54H54V53H53V51H52V55H53ZM55 54H56V53H55ZM57 54H58V53H57ZM142 54H143V53H142ZM145 54H146V53H145ZM7 55H10V56H11V53H10V54H7ZM17 55H16V58H17ZM19 55H21V53H20ZM37 55H38V54H37ZM37 55H36V56H37ZM52 55H51V58H52ZM80 55H81V54H80ZM83 55H84V54H83ZM136 55H137V54H136ZM143 55H144V54H143ZM21 56L23 57V58H21V59H24V58H25V56H23V54H22ZM32 56H33V55H32ZM41 56H42V57H41ZM59 56L61 57V55H59ZM59 56H56V57H58V60H59V59L62 60L63 58H59ZM62 56H63V55H62ZM68 56H70V55H68ZM68 56H67V58H64V60L66 59V62L71 61V60H72L71 58L73 57V56H71L70 59L68 60V58H69ZM85 56H86V55H85ZM90 56H91V54H90ZM90 56H89V57H90ZM133 56H135V54H134ZM138 56H136V57H138ZM46 57L48 58V56H46ZM53 57H54V55H53ZM77 57H78V56H77ZM91 57H92V56H91ZM96 57H97V56H96ZM141 57H142V55H141ZM146 57H147V56H145V58H146ZM16 58H14V59H16ZM29 58H30V57H29ZM35 58H38V57H35ZM74 58H75V57H74ZM134 58H135V57H134ZM149 58H150V57H149ZM17 59L19 60V58H17ZM21 59H20V60H21ZM26 59H27V58H26ZM26 59H25V60H26ZM30 59H32V58H30ZM49 59H50V57H49ZM55 59H56V58H55ZM85 59H86V58H85ZM91 59H92V58H91ZM118 59H116V60H118ZM136 59H137V58H136ZM146 59H147V58H146ZM27 60H28V59H27ZM47 60H48V59H46V62H47ZM56 60H57V59H56ZM56 60H55V61H56ZM61 60H59V61H61ZM67 60H68V61H67ZM74 60H75V59H74ZM81 60H83V59H81ZM87 60H88V59H87ZM87 60H86V63H87ZM142 60H143V58H142ZM147 60H148V59H147ZM5 61H6V60L4 59V62H5ZM15 61H16V60H15ZM21 61H22V60H21ZM23 61H24V60H23ZM23 61H22V62H23ZM32 61H33V60H32ZM34 61H35V59H34ZM48 61H50V60H48ZM76 61H77V59H76ZM78 61H79V60H78ZM113 61H114L115 63H114ZM140 61H141V59H140ZM144 61H145V60H143V62H144ZM149 61H150V60H149ZM149 61H147V62H149ZM151 61H152V60H151ZM156 61H157V60H156ZM0 62H1V61H0ZM16 62H17V61H16ZM30 62H31V61H30ZM40 62H41V60H40ZM43 62H44V61L42 60V63H43ZM52 62H53V60H52ZM66 62H65L64 64H66ZM72 62H73V65H74V62H75V61H72ZM72 62H71V63H72ZM79 62H80V61H79ZM93 62H94V61H93ZM136 62H137V61H136ZM136 62H135V63H136ZM143 62H142V63H143ZM18 63H19V62H18ZM23 63L25 64V62H23ZM34 63H35V62H33V64H34ZM38 63H39V62H38ZM69 63H70V62H69ZM75 63H76V62H75ZM83 63H85V62H83ZM86 63H85V65H86ZM88 63H89V60H88ZM135 63H134V64H135ZM142 63H141V64H142ZM19 64H20V63H19ZM26 64H27V62H26ZM29 64H30V63H29ZM29 64H28V65H29ZM44 64L46 65L45 62H44ZM67 64H68V63H67ZM90 64H92V63H90ZM90 64H89V65H90ZM134 64L132 63L131 65L134 66ZM146 64H148V63H146ZM16 65H18V64H16ZM40 65H42V64H40ZM40 65H39V67H40ZM45 65H44V66H45ZM54 65H56V64H53V66H54ZM69 65H70V64H69ZM76 65H78V64L76 63ZM79 65H80V66H79ZM79 65H78L77 67H81L82 70H85V69H84L85 66H83V67L81 66V65H83V64H80V63H79ZM116 65H117V64H116ZM137 65H138V64H137ZM137 65H136V66H137ZM150 65H151V64H150ZM150 65H149V66H150ZM20 66H21V65H20ZM20 66H19V67H20ZM33 66H34V65H33ZM49 66H50V64H49ZM49 66H48V67H49ZM65 66H66V65H65ZM67 66H68V65H67ZM67 66H66V67H67ZM70 66H71V65H70ZM70 66H69V67H70ZM87 66H88V65H87ZM95 66H96V65H95ZM98 66H99V65H98ZM142 66H143V65H142ZM149 66H147V67L150 68ZM9 67H10V66H9ZM22 67H23V66H22ZM31 67H32V66H31ZM31 67H30V68H31ZM34 67H35V66H34ZM34 67H32V68H34ZM42 67H43V66H41V68H42ZM48 67L45 66L46 69H49ZM51 67H52V66H51ZM54 67H55V66H54ZM56 67H57V65H56ZM58 67H59V64H58ZM58 67H57L56 69H58ZM90 67H91V66H89V69H90ZM93 67H94V66H93ZM117 67H118V66H117ZM137 67H138V66H137ZM144 67H146V65H145ZM11 68H12V67H11ZM17 68H18V67H17ZM43 68H44V67H43ZM43 68H42V69H43ZM60 68H61V67H60ZM62 68L64 69V66H62ZM97 68H98V67H97ZM134 68H135V67H134ZM140 68H141V66H140ZM142 68H143V67H142ZM148 68H147V69H148ZM0 69H2V68H0ZM7 69H10V68H7ZM24 69H25V66H24ZM63 69H62V70H63ZM70 69H71V67H70ZM76 69H77V68H76ZM81 69H80V71H82ZM94 69H96V68L94 67ZM94 69H93V70H94ZM136 69H137V68H136ZM143 69H144V68H143ZM150 69H151V68H150ZM2 70H3V69H2ZM2 70H1V71H2ZM17 70H18V69H16L15 71H17ZM19 70H22V69H19ZM19 70H18V71H19ZM25 70H27V69H25ZM31 70H32V69H31ZM44 70H45V69H43V71H41L42 74H43ZM49 70H51V68H50ZM59 70H60V69H59ZM67 70H68V72H69V69H67ZM67 70H66V72H64V73L67 74V73H68ZM101 70H102V69H101ZM106 70H105V72H106ZM140 70H141V72L143 71L142 69H140ZM145 70H146V69H145ZM1 71H0V75L2 74ZM7 71H8V70H7ZM12 71H14V70H12ZM18 71H17V72H14V73H11V74H10V72H9V74H10V78H9V76H8V75H9L8 73H7L8 75H5L6 72L3 74L5 77L8 76L7 78H8L9 81H10V84L8 83L9 86H10L9 88L11 89V91L13 90V94H10V93H12V92L8 91V96H9V94H10V95L13 96V98H10V99L7 98V99H8L7 101L1 102V104H0V131H1V134H0V135H1L0 137H1V138H0V139H3V140H4V139H6V140H7V139L12 140V139H10V137H11L12 134H13V133H12L13 130H12V131L10 130V126H8V128H6V129H4L5 127H7V125H8V121L10 120V118H11V120H12V123H14L13 125H15V128H17V127L19 126V124L21 123V122H20V123L18 122V121H19L18 118H15V117H14V116H15V110H14V109L16 108V105H15V102H16V101H15V99H17V101H18V98H19L20 96H22V94H21L22 92H25L24 94H26V93H32L31 96L34 97V96H33V93H35V92H37V91H39V90H41V89H44V87H43V88H41V87H37V88H36V86H35V87L32 88V90H31L30 88L32 87V84H31V86H29V85H30V84H29V85H28V86L30 87L29 90H25L24 87H25V86L27 87V84H28V82H29V80H30V77H31V76L29 75L30 73H29V74H26V73L23 74V73H18ZM29 71H30V70H29ZM32 71H34V70H32ZM32 71H30V72H32ZM38 71H39V70H38ZM51 71H52V70H51ZM72 71H76V70L73 69ZM87 71H88V70H87ZM87 71L85 70V73H86ZM148 71H149V70H148ZM150 71H151V70H150ZM34 72H35V71H34ZM36 72H37V71H36ZM47 72H48V70H47ZM47 72H46V70H45V73H47ZM53 72H54V71H53ZM61 72H62V71L59 72L60 75H61ZM88 72H89V71H88ZM88 72H87V73H88ZM101 72H104V71H101ZM115 72H116V71H115ZM117 72H119V71L117 70ZM37 73H39V72H37ZM72 73H73V74H71V75H74L75 77H78V76H76V75H79V73L81 74L82 77H83V75H86V77H87V75H88L87 73L82 75L81 72L78 73L77 71L75 72L76 75L74 74V72H72ZM90 73H91V71H90ZM97 73H98V72H97ZM110 73H109V75H110ZM178 73H179V72H178ZM47 74H48V73H47ZM47 74H46V75H47ZM53 74H54V73H53ZM53 74H52V76H53ZM66 74H65V75H66ZM101 74H102V73H101ZM101 74H100V77H101ZM43 75H44V74H43ZM50 75H51V74H50ZM56 75H59V74H57V72H56V74H54V76H56ZM60 75H59V76H60ZM68 75H69V74H68ZM90 75H92V74H90ZM95 75H96V74H95ZM98 75H99V74H98ZM117 75H118V73H117ZM117 75H116V76H117ZM141 75L144 76V73L141 74ZM147 75H148V74H147ZM176 75L178 76L177 73H176ZM4 76L2 77V79H5ZM40 76H41V77L39 78V80H40L41 82H39V83H41V86H42V85H44V83H45V79H44V77H43L42 75H40ZM79 76H80V75H79ZM106 76H107V75H106ZM113 76H115V75H113ZM113 76H112V77H113ZM116 76H115V79H116ZM145 76H146V75H145ZM148 76H150V75H148ZM177 76H176V77H177ZM50 77H51V76H50ZM61 77H62V76H61ZM63 77H64V78H62L63 80L61 79V80H62L61 83H63L64 86H66L65 83H69V82L65 81V79L67 78V76H66V78H65V76H63ZM69 77H72V76H69ZM82 77H81V78L78 77L79 80H80V79L82 80ZM88 77H89V76H88ZM103 77H104V76H103ZM103 77H102V78H103ZM118 77H119V76H117V80H118ZM0 78H1V77H0ZM59 78H60V77H59ZM90 78H91V77H90ZM143 78H144V77H143ZM145 78H146V77H145ZM256 78H258V77H256ZM8 79H5L4 81L2 80V81H3V82H5V81L7 82ZM37 79H38V78H37ZM46 79H47V78H46ZM54 79H57V78L54 77ZM68 79H70V78H68ZM68 79H66V80H68ZM74 79L76 80L77 83H79V82L77 81V80H78L77 78H74ZM104 79H105V78H104ZM106 79H107V78H106ZM110 79H111V78H110ZM122 79H123V78H122ZM122 79H121V80H122ZM147 79H148V78H147ZM48 80H50V79H48ZM57 80H58V79H57ZM72 80H73V78H72ZM86 80H87V78H86ZM91 80H92V79H91ZM97 80H99V79L97 78ZM112 80H113V79H112ZM112 80H111V82H112ZM119 80H120V79H119ZM119 80H118V81H119ZM123 80L125 81V79H123ZM152 80H153V79H151V81H152ZM168 80H169V79H168ZM173 80H174V79H173ZM255 80H256V79H255ZM0 81H1V80H0ZM9 81H8V82H9ZM33 81H34V80H33ZM52 81H53V79H52ZM59 81H60V79H59ZM63 81H65V83H64ZM68 81H70V80H68ZM88 81H89V80H88ZM101 81H102V80H101ZM103 81H104V80H103ZM127 81H125V82H127ZM143 81H144V80H143ZM145 81H146V80H145ZM149 81H150V79H149ZM250 81H252V80H250ZM3 82H2V83H3ZM37 82H38V81H37ZM46 82H47V81H46ZM50 82H51V81H50ZM50 82H49V83H50ZM76 82H75L74 80L72 81V83H74V84H75ZM80 82H81V81H80ZM86 82H87V81H86ZM105 82H106V81H105ZM114 82H117V81L114 80ZM246 82H247V81H246ZM248 82H249V81H248ZM29 83H30V82H29ZM72 83L67 84V86H68V85H71ZM83 83H85V82H83ZM83 83H79V84L83 85ZM91 83H92V82H91ZM112 83H113V82H112ZM117 83H120V82H117ZM154 83H155V81H154ZM168 83H169V82H168ZM47 84H48V83H47ZM50 84H51V83H50ZM50 84H49V85H50ZM54 84H55V83H53V85H54ZM74 84H73V86H74ZM79 84H75V85H79ZM85 84H86V83H85ZM95 84H96V85H95ZM106 84H107V82H106ZM115 84H116V83H115ZM115 84H114V85H115ZM123 84H124V83H123ZM150 84H151V82H149L148 85H150ZM171 84H172V83H171ZM191 84H194V83H191ZM247 84H248V83H247ZM251 84H252V82H251ZM39 85H40V84H39ZM39 85H37V86H39ZM94 85H95V87H93ZM94 85H92V86L90 85V86H91V87H90V88H91V91H92V89L94 88L95 92L97 93V91H99V89H100L99 86H97V85H99V84H98L97 81H95ZM101 85H102V84H101ZM103 85H104V84H103ZM118 85H120V84H118ZM153 85H154V84H153ZM174 85H175V80H174ZM176 85H177V84H176ZM194 85H196V84H194ZM242 85H243V84H242ZM245 85H246V84H245ZM2 86H4V87L7 86L6 89L8 88V85H7V84H6V86H5L4 84H3ZM33 86H34V83H33ZM46 86H47V85H46ZM56 86H57V85H55V87H56ZM64 86H63V87H64ZM79 86H80V85H79ZM79 86L76 87V88H79V89H80ZM116 86H117V85H116ZM116 86H115V87H116ZM157 86H158V85H157ZM191 86H192V85H191ZM247 86H249V85H247ZM4 87H2V88L4 89ZM57 87H58V86H57ZM69 87H70V86H69ZM71 87H72V86H71ZM81 87H82V86H81ZM92 87H93V88H92ZM101 87H102V86H101ZM103 87L105 88V86H103ZM106 87H107V86H106ZM113 87H114V86H113ZM120 87H121V85H120ZM120 87H119V88H120ZM146 87H147V86H146ZM148 87H149V86H148ZM151 87H153V86L150 85V88H151ZM161 87H162V86H161ZM171 87H172V86H169V88H171ZM194 87H195V86H193V88H194ZM197 87H198V86H197ZM245 87H246V86H245ZM257 87H258V85H257ZM257 87H256V89H257ZM27 88H28V87H27ZM46 88H47V87H46ZM46 88H45V89H46ZM51 88H52V86H51ZM65 88H66V87H65ZM65 88H63V89H65ZM76 88H75V89H76ZM84 88H85V87H84ZM84 88H83V89H84ZM88 88H89V87H88ZM88 88H87V89H88ZM249 88H250V87H249ZM253 88H255V87H253ZM6 89L3 90L2 92H4V91L6 92ZM37 89H38V90H37ZM69 89H70V88H69ZM71 89H72V88H71ZM75 89H72V90H75ZM79 89H77V90H79ZM101 89L103 90V88H101ZM107 89H108V87H107ZM117 89H118V86H117ZM161 89H162V88H161ZM173 89H175V88L173 87ZM190 89H191V88H190ZM242 89L244 90V88H242ZM251 89H252V88H251ZM259 89H260V88H259ZM1 90H2V89H0V91H1ZM57 90H59V89H57ZM60 90H61V89H60ZM66 90H68V89H66ZM72 90H70V91H72ZM84 90H85V89H84ZM114 90H115V89H114ZM114 90H112V91H114ZM155 90H158V92H157V91H154V92H157L156 95H157L158 93H159L158 95H160V94L163 93V95L161 96V99L158 98L161 102H160V101H157V103H158V102H159V103H158L155 107H156V108L158 107V109H160V111H161V110L163 111V112L161 111V112H162V113H161L162 115H163V113L167 114V115L169 116V118H170V121H171V120H174V122H172V124L175 123L176 120H177L179 123H182V124H183L184 121H186L185 118H187V115H189V114L191 115V112H189V114H187V112H184V110H183V109H184V108H183L184 105L181 104V103H179V101H180L181 99L179 100V98H178L177 100H179V101H176V100H175L176 98H174V96H176V94H175V95L173 94V95H174V96H173V95H172V91H171V89H168V88H166V87H163V90H162L163 92H162V93H160L161 90H160V92H159V89H157V88H155ZM246 90H247V89H246ZM42 91L45 92L44 90H42ZM47 91H48V90H47ZM63 91H64V90H63ZM63 91H62V92H63ZM68 91H69V90H68ZM81 91H82V90H81ZM89 91H90V90H89ZM112 91H111V92H112ZM115 91L117 92V90H115ZM115 91H114V92H115ZM119 91L121 92V90H119ZM146 91H148V90H146ZM146 91H145V92H146ZM151 91H152V88H151ZM178 91H179V90H178ZM198 91H199V93H201V92H200V89H199ZM250 91H251V90H250ZM2 92H1V94H2ZM5 92H4L3 94H5ZM9 92H10V93H9ZM74 92H76V91H74ZM74 92H72V93H74ZM77 92H78V91H77ZM82 92H84V91H82ZM86 92H87V91H86ZM92 92L95 93L94 91H92ZM114 92H113V93H114ZM122 92H123V91H122ZM122 92H121V93H122ZM152 92H153V91H152ZM175 92H177V91H175ZM175 92H174V93H175ZM194 92H195V91L193 90L192 93L195 94ZM196 92H197V91H196ZM253 92H254V91H253ZM63 93H64V92H63ZM84 93H85V92H84ZM87 93H88V92H87ZM89 93H90V92H89ZM93 93H91V94H93ZM123 93H124V92H123ZM146 93H147V92H146ZM177 93H178V92H177ZM180 93H182V92H180ZM197 93H198V92H197ZM199 93H198V95H199ZM246 93H248V92H246ZM259 93H260V91L258 92V94H259ZM44 94H46V93H44ZM44 94L42 93V95H44ZM55 94H57V93H55ZM68 94H70V92H69ZM111 94H112V93H111ZM111 94H110V95H111ZM153 94H154V93H153ZM153 94H152V95H153ZM185 94H186V93H185ZM187 94L190 95L189 97L192 96L191 94H189V92H188ZM6 95H7V93H6ZM29 95H30V94H29ZM42 95H41V96H42ZM62 95H63V94H62ZM64 95L68 96L66 93H64ZM64 95H63V97H64ZM73 95H75V94H73ZM79 95H80V94H79ZM79 95H78V93H77V94L75 95V97H76V96L78 97ZM82 95H83V94H82ZM82 95H81V97H82ZM88 95H89V94H87V97H88ZM94 95H96V94H93V96H94ZM119 95H120V94H119ZM119 95H118V96H119ZM147 95H148V94H147ZM147 95H146V96H147ZM158 95H157V96H153V97H158ZM177 95H178V94H177ZM181 95H182V94H181ZM183 95H184V94H183ZM27 96H28V95H27ZM53 96H54V95H53ZM66 96H65V97H66ZM90 96H91V95H90ZM100 96H101V95H100ZM106 96H107V95H106ZM122 96H124V95H122ZM128 96H129V95H128ZM132 96H133V95H132ZM142 96H143V95H142ZM149 96H151V95H149ZM186 96H187V95H186ZM186 96H185V97H186ZM194 96H196V94L193 95V97H194ZM200 96H201V95H200ZM200 96H198V97L201 98L202 96H201V97H200ZM251 96H253V95H251ZM251 96H250V97H251ZM255 96H256V95H255ZM1 97H2V95H1ZM1 97H0V98H1ZM23 97H24V96H23ZM28 97H29V96H28ZM38 97H40V94H39ZM44 97H45L44 99H46V95H45ZM54 97H55V96H54ZM63 97L61 96V98H63ZM65 97H64L62 100H64ZM69 97H70V96H69ZM71 97H74V96L71 95ZM79 97H80V96H79ZM79 97H78V98H79ZM83 97H84V96H83ZM83 97H82V99H83ZM85 97H86V96H85ZM110 97H111V96H110ZM153 97L151 96L150 98H153ZM179 97L182 98L181 96H179ZM258 97H259V96H258ZM258 97H257V98H258ZM40 98L42 99L43 97H40ZM48 98H49V97H48ZM48 98H47V99H48ZM59 98H60V97H59ZM78 98H75V100H77ZM92 98H93V97H92ZM96 98H97V96H96ZM98 98H99V97H98ZM105 98H106V97H105ZM121 98H122V97H121ZM145 98H147V97H145ZM187 98H188V97H187ZM261 98H262V97H261ZM261 98H259V99H261ZM26 99H27V97H26ZM26 99H25V102H26ZM35 99H36V96H35ZM41 99H40V100H41ZM49 99H50V98H49ZM49 99H48V100H49ZM66 99L68 100V97H66ZM69 99H70V98H69ZM72 99L74 100V98H72ZM79 99H80V98H79ZM79 99H78V100H79ZM82 99H81L80 101H82ZM84 99H85V98H84ZM84 99H83V101H82V105H83V104L85 105L84 102L87 100V98H86L85 101H84ZM94 99H95V98H93V100H94ZM107 99H108V98H107ZM110 99H111V98H110ZM123 99H125V98H123ZM131 99H132V98H131ZM138 99H139V98H138ZM153 99L156 100V98H153ZM184 99H186V98H184ZM184 99L182 98L183 102H184ZM195 99H196V97H195ZM254 99H255V98H254ZM3 100H4V98H3ZM21 100H22V98H21ZM23 100H24V98H23ZM28 100H29V99H28ZM40 100H39V101H40ZM51 100H52V99H51ZM57 100H59V99H57ZM118 100H119V99H118ZM134 100H135V99H134ZM190 100H192V99H190ZM200 100H201V99H200ZM202 100H203V99H202ZM202 100H201V101H202ZM204 100H205V99H204ZM204 100H203V101H204ZM256 100H257V99H256ZM0 101H1V100H0ZM42 101H43V99H42ZM54 101H55V100H54ZM54 101H53V102H54ZM60 101H61V100H59V102H60ZM64 101H65V100H64ZM64 101H63V102H64ZM80 101H78L77 104H81V103H79ZM89 101H90V100H89ZM89 101H88V102H89ZM98 101H100V102L102 103L101 100H98ZM103 101H104V100H103ZM144 101H145V100H144ZM146 101H147V100H146ZM251 101H253V100H251ZM251 101H249V104H250ZM263 101H264V100H263ZM23 102H24V101H23ZM69 102H70V101H69ZM74 102H75V101H74ZM74 102H72V103H74ZM108 102H110V101H108ZM152 102H153V101H152ZM154 102H156V101H154ZM180 102H181V101H180ZM183 102H182V103H183ZM186 102H187V100H186ZM204 102H206V100H205ZM253 102H255V100H254ZM18 103H19V101H18ZM45 103H47V102H45ZM50 103H51L52 105H51ZM50 103H49V101H48V103H47L48 106H49V104H50L51 106H54V105H55V103H54V105H53L52 102H50ZM56 103H57V102H56ZM64 103H67V102H64ZM70 103H71V102H70ZM70 103H67V104H70ZM75 103H76V102H75ZM92 103H93V101H92ZM92 103L86 104V107H85V108L87 109V105L91 106ZM94 103H95V102H94ZM97 103H98V102H96L95 104H97ZM115 103H116V102H115ZM123 103H124V102H123ZM191 103H192V102H191ZM191 103H190V105H191ZM198 103H199V102H198ZM201 103H202V102H201ZM257 103H258V102H257ZM16 104H17V102H16ZM28 104H29V103H28ZM42 104H43V102H42ZM59 104H61V103H59ZM59 104H56L55 106H59ZM90 104H91V105H90ZM98 104H99V103H98ZM98 104H97V105H98ZM148 104H149V103H148ZM155 104H156V103H155ZM203 104H204L205 106H206V105H209V103H207V104L203 103ZM211 104L213 105V103H211ZM249 104H248V105H249ZM14 105H15V108H14ZM18 105H21V104L19 103ZM25 105H26V104H25ZM40 105H41V104H40ZM82 105H78V106L81 107ZM93 105H94V104H93ZM104 105H105V103H104ZM143 105H144V103H143ZM192 105H193V103H192ZM204 105H202V106H204ZM212 105H211V106H212ZM252 105H253V103H252ZM255 105H256V103H255ZM23 106H24V104H23ZM27 106H28V105H27ZM41 106H43V105H41ZM48 106H45V105H44L43 107H48ZM64 106H66V105H64ZM71 106H73V105L71 104L70 107L68 106V108H71ZM75 106H76V104H75ZM101 106H102V107H101ZM111 106H112V105H111ZM150 106H151V105H150ZM153 106H154V104H153ZM153 106H152V107H153ZM186 106H187V105H186ZM199 106H200V108L202 107L201 105H199ZM211 106H210V105L208 106V107H209V110H210V107H211ZM214 106H215V105H214ZM253 106H254V105H253ZM256 106H257V105H256ZM258 106H260V105H258ZM263 106H264V104H263ZM39 107H40V106H39ZM73 107H74V106H73ZM73 107H72V108H73ZM83 107H84V106H83ZM96 107H97V106H96ZM96 107L93 106L94 109H93L92 107L89 108V109H93V110H95ZM100 107H101V109H102L104 106H103V105H100ZM105 107H106V106H105ZM105 107H104V108H105ZM128 107H129V106H128ZM131 107H132V106H131ZM143 107H144V106H143ZM146 107H147V106H146ZM155 107H154V108H155ZM187 107H188V106H187ZM193 107H194V106H192V108H193ZM206 107H207V106H206ZM212 107H213V106H212ZM261 107H262V105H261ZM24 108H25V107H24ZM40 108H41V107H40ZM52 108H53V107H52ZM60 108H62V107H60ZM65 108H66V107H65ZM77 108H78V107H77ZM77 108L72 109V110H73V111H75V110H76V111H80V110H77ZM81 108H82V107H81ZM98 108H99V106H98ZM113 108H114V107H113ZM189 108H190V107H189ZM200 108H199V110H202V111H200V112H205V111H206V110H205L206 108H204V109H203V107H202L201 109H200ZM250 108H252V107L250 106ZM253 108H254V107H253ZM258 108H259V107H258ZM20 109H21V108H20ZM20 109H19V110H20ZM26 109H28V108H26ZM30 109H31V108H30ZM35 109H37V105H36ZM48 109H49V107H48ZM57 109H58V108H57ZM79 109H80V108H79ZM89 109H88V111H86L84 108H82L81 110H85L86 112H90ZM109 109H110V108H109ZM138 109H139V108H138ZM150 109H151V108H150ZM158 109H156L157 112H159ZM186 109H187V108L185 107V111H186ZM193 109H194V108H193ZM28 110H29V109H28ZM37 110H38V109H37ZM37 110L35 111V114H36V112H37V115H39V114H38V111H40V110H38V111H37ZM43 110H44V109H43ZM50 110H51V113H52V114L55 112V111H54V108H53V111H54V112H52V109H50ZM61 110H62V109H61ZM63 110H65V109H63ZM67 110L70 111V109H67ZM102 110H103V109H102ZM121 110H122V109H121ZM127 110H128V108H127ZM133 110H134V108H133ZM148 110H149V109H148ZM246 110H248V109L246 108ZM252 110H253V109H252ZM255 110H256V107H255ZM263 110H264V109H263ZM6 111H10V113H8V112H6ZM26 111H27V110H26ZM41 111H42V110H41ZM45 111H48V110H44V112H45ZM68 111H63V112H68ZM76 111H75V112H76ZM105 111H106V108H105ZM110 111H111V113H113L112 110H110ZM135 111H137V110H135ZM139 111H140V109L138 110V112H139ZM141 111H142V110H141ZM144 111L148 112V111L146 110V108H144L143 112H144ZM187 111H188V110H187ZM189 111H190V110H189ZM195 111H196V110H195ZM195 111L193 110L194 114H196ZM216 111H217V110H216V107H215V111L212 109V110H210L209 112H212L213 115H214V112L216 113ZM253 111H254V110H253ZM259 111H261V110H259ZM22 112H24V111L22 110ZM28 112H29V111H28ZM57 112H58V110H57ZM60 112H61V111H59L58 113H60ZM75 112L72 113V114H73V115L76 114ZM81 112L83 113V111H81ZM81 112H80V113H81ZM97 112H98V115H99V114H101V113L104 112V111L101 112V111H100V108H99V111H97ZM97 112H94L93 114L95 115ZM100 112H101V113H100ZM107 112H108V111H107ZM143 112H142V113H143ZM256 112H257V110H256ZM16 113H17V112H16ZM18 113H20V111H19ZM24 113H25V112H24ZM29 113H30V112H29ZM39 113H40V112H39ZM49 113H50V111H49ZM49 113H48V115H49ZM51 113H50V114H51ZM58 113L55 112L54 115H56V114H58ZM70 113H71V112H69V114H70ZM77 113H78V112H77ZM84 113H85V112H84ZM104 113H105V112H104ZM104 113H103V115L101 114L103 117H105V116H104ZM109 113H110V112H109ZM109 113H107V115L105 114V115H106V118L111 114V113H110V114H109ZM114 113H115V112H114ZM130 113H131V110H130ZM142 113H141V112L139 113L140 116L142 115L141 117H143V115H144V114H142ZM144 113H145V112H144ZM151 113H152V112H151ZM159 113H160V112H159ZM246 113L248 114V112H246ZM246 113H245V114H246ZM250 113H251V110H250V112H249V115H250ZM7 114H8V115H7ZM21 114H22V113H21ZM30 114H32V112H31ZM45 114H47V113H45ZM45 114H44V115H45ZM52 114H51V116H52ZM61 114H62V112H61ZM67 114H68V113L64 114L65 118H69V117H71V116L68 117ZM135 114H136V113H135ZM194 114H193V115H194ZM199 114H200V113H199ZM199 114H198V115H199ZM201 114H202V113H201ZM205 114L207 115V114H211V113L206 112ZM205 114L203 113V116L200 115V117H201V116H202L203 118H207V117H208L207 119H205V120L208 121V119H209L210 116L207 115V117H204ZM216 114H217V113H216ZM255 114H256V113H255ZM258 114H260V113H258ZM24 115H25V114H24ZM26 115H27V114H26ZM40 115H43V111H42V114H40ZM40 115H39V116H40ZM48 115H47V116H48ZM59 115H60V114H59ZM59 115H58V116H59ZM73 115H72V116H73ZM86 115H87V113H86ZM90 115H91V114H90ZM94 115H93V116H94ZM130 115H131V114H130ZM130 115H129V116H130ZM149 115H152V114H149ZM190 115H189V118L193 116V115H191V116H190ZM196 115H197V114H196ZM251 115H253V114H251ZM260 115H261V114H260ZM8 116H10L9 120L7 119ZM18 116H19V115H18ZM22 116H23V114H22ZM28 116L31 117L32 115H28ZM28 116H27V117H28ZM66 116H67V117H66ZM75 116H76V117H78V116L80 117L81 114H78V116H77V115H75ZM83 116H84V114H83ZM87 116H89V115H87ZM102 116H100V117H102ZM110 116H113V115H110ZM122 116H123V115H122ZM147 116H148V115H147ZM147 116H146V117H147ZM211 116H212V115H211ZM215 116H216V115H215ZM215 116H214V117H215ZM19 117H20V116H19ZM40 117H41V116H40ZM40 117L37 116V118H39V119L41 120L42 117H41V118H40ZM62 117H63V116H62ZM62 117H61V118H62ZM81 117H82V116H81ZM81 117H80V118H81ZM85 117H86V116H85ZM85 117H84V120H87V119H85ZM89 117H90V116H89ZM98 117H99V116H98ZM103 117H102V118H103ZM130 117H131V116H130ZM130 117H129V118H130ZM152 117H153V116L149 117V118H151V120H150V119L148 120L149 122L151 121L150 123L153 122ZM155 117H156V116H155ZM159 117H160V116H159ZM193 117H194V116H193ZM196 117H197V116H196ZM196 117H195V118H196ZM202 117H201V118H202ZM247 117H248V115H247ZM252 117H254V116H252ZM258 117H259V116H258ZM25 118H26V117H25ZM32 118H33V119H37V118H34V116H33ZM49 118H50V117H49ZM80 118H77V119H80ZM86 118H87V117H86ZM92 118H93V117H92ZM106 118H105V119H106ZM122 118H123V117H122ZM122 118H121V119H122ZM129 118H127V120H129ZM195 118H194V119L192 118L193 121L195 120ZM250 118H251V116H250ZM28 119L30 120L31 118H28ZM28 119H27V120H28ZM45 119H46V118H45ZM52 119H53V117H52ZM54 119H55V118H54ZM54 119H53V120H54ZM62 119H64V118H62ZM71 119H72V117H71ZM81 119H82V118H81ZM90 119H91V118H90ZM90 119H88V120H90ZM99 119H100V118H99ZM138 119H139V118H138ZM143 119H146L145 116H144ZM147 119H148V117H147ZM147 119H146V122H148ZM160 119H161V118H160ZM160 119H159V120H160ZM165 119H166V118H165ZM192 119H190V121H191ZM210 119H212V118H210ZM215 119H216V118H215ZM253 119H254V118H253ZM258 119H259V118H258ZM29 120H28V122H30ZM40 120H39V121H40ZM47 120H48V119H47ZM55 120H56V119H55ZM57 120H58V119H57ZM65 120H66V119H65ZM68 120H69V119H68ZM74 120H75V119H74ZM84 120H83V121H84ZM96 120H97V122H96ZM96 120H95V122H96L97 125H98V119H96ZM103 120H104V119H103ZM116 120H117V119H116ZM127 120H126V118H125V121H127ZM140 120H142V119L140 118ZM140 120H139V121H140ZM156 120H157V118L155 119V122H156ZM188 120H189V119H188ZM196 120H197V123L199 124V122H200L201 119L199 120V118H198V119L196 118ZM202 120H203V119H202ZM251 120H252V119H251ZM251 120L249 119V121H251ZM20 121H21V120H20ZM39 121H37V122H39ZM123 121H124V119H123ZM125 121H124V122H125ZM142 121H145V120H142ZM142 121H140V123H141ZM161 121H162V120H161ZM207 121H205V122L202 121V122H200V123H203V122H204V124H207V123H206ZM213 121H214V119H213ZM260 121H262V120L260 119ZM260 121L258 120V122H257V119H256V123H257V124L260 123V125H261V124L264 123L263 121H262L263 123L260 122ZM9 122H10V121H9ZM25 122H26V121H25ZM28 122H26V123H28ZM45 122H47V121L43 120V123H44V124H49V121H48L47 123H45ZM50 122L52 123V121H50ZM59 122H60V121H59ZM70 122H71V121H70ZM80 122H81V121H80ZM88 122H92V121H88ZM127 122H128V121H127ZM146 122H145V123H146ZM155 122H154V123H155ZM178 122H177V123H178ZM187 122H188V121H187ZM187 122H186V123H187ZM191 122H192V121H191ZM191 122H190V123H191ZM209 122H210V121H209ZM254 122H255V121H254ZM31 123H32V122H31ZM39 123H40V122H39ZM41 123H42V121H41ZM43 123H42V124H43ZM56 123H57V124H60V123H58V122H56ZM99 123H101V125H102V122L99 121ZM106 123H107V122H106ZM106 123H105V124H106ZM109 123H110V122H108V124H109ZM166 123H167V122H166ZM188 123H189V122H188ZM195 123H196V121H195ZM195 123L193 122L192 124L194 125ZM197 123H196V124H197ZM210 123H211V122H210ZM210 123H208V124H210ZM29 124H30V123H29ZM32 124H33V123H32ZM67 124H69V121H67ZM75 124H76V122H75ZM83 124H84V123H83ZM83 124H81V125H83ZM91 124H92V123H91ZM94 124H95V123H94ZM118 124H119V123H117V125H118ZM141 124H142V123H141ZM141 124H140V125H141ZM152 124H153V123H152ZM152 124H151V125L149 124V125L153 127L154 124H153V125H152ZM155 124H156V123H155ZM161 124H162V122H161ZM182 124H181V125H182ZM192 124H191V125H192ZM204 124H202V126H203ZM208 124H207V127H208ZM211 124H212V123H211ZM257 124H256V125H257ZM9 125H10V124H9ZM26 125H27V124H26ZM26 125H24V126H26ZM37 125H38V124H37ZM50 125H51V124H50ZM53 125H54V124H53ZM69 125H70V124H69ZM87 125H90V124H87ZM124 125H125V124H124ZM127 125H129V122H128ZM142 125H143V124H142ZM159 125H160V124H159ZM179 125H180V124H179ZM183 125H185V123H184ZM199 125H201V124H199ZM199 125H198V126H199ZM215 125H216V124H215ZM217 125H218V124H217ZM256 125H254V127H255ZM263 125H264V124H263ZM28 126H29V125H28ZM30 126H32V125H30ZM40 126H41V125H40ZM45 126H46V125H45ZM47 126H49V125H47ZM47 126H46V127H47ZM51 126H52V125H51ZM74 126H75V125H74ZM77 126H78V125H77ZM92 126H93V125H92ZM98 126H99V125H98ZM98 126H97V127H98ZM102 126H104V125H102ZM108 126H109V125H108ZM122 126H123V125H122ZM122 126H121V127H122ZM125 126H126V125H125ZM125 126H123V130H121V131H123V132H122L123 135H125V133H127L126 131H128L129 128L133 127V125H132V126L129 125V126H131V127H128V129H127V127H126V130H125V129H124ZM144 126H145V124H144ZM171 126H172V125H171ZM187 126H188V125H187ZM194 126H195V125H194ZM209 126H210V125H209ZM11 127H12V126H11ZM13 127H14V126H13ZM13 127H12L11 129H13ZM21 127H22V126H21ZM26 127H27V126H26ZM26 127H25V128H26ZM35 127H36V126H35ZM42 127H44V126H42ZM42 127H41V128H42ZM46 127H44V129H45ZM57 127H60V126L57 125ZM61 127H62V126H61ZM68 127H69V126H67V128H68ZM75 127H76V126H75ZM79 127H81V126L79 125ZM140 127H141V126H140ZM156 127H157V125H156ZM163 127H165V126L163 125V126H162V129H163ZM166 127H167V126H166ZM169 127H170V126H169ZM169 127H168V129H170ZM174 127H175V124H174ZM177 127H178V126H177ZM180 127H181V126H180ZM184 127H185V126H184ZM189 127H191V126H189ZM192 127H193V126H192ZM204 127H205V126H204ZM204 127H202V128H204ZM207 127H206V128H207ZM213 127L215 128V126H213ZM258 127H259V126H258ZM262 127H264V126H262ZM15 128H14V130H15ZM18 128H19V127H18ZM18 128H17V129H18ZM25 128H24V129H25ZM29 128H30V127H29ZM29 128H28V129H29ZM47 128H48V130H49L50 127H47ZM82 128H83V127H82ZM98 128H99V127H98ZM102 128H103V127H102ZM104 128H106V127L104 126ZM104 128H103V130L101 129L102 132L105 130ZM147 128H150V127H148V124H147ZM160 128H161V127H160ZM172 128H173V127H172ZM187 128H188V127H187ZM196 128L199 129V127H196ZM209 128H211V127H209ZM209 128H208V129H209ZM221 128H222V127H221ZM255 128H256V127H255ZM21 129H22V128H21ZM30 129H33V128H30ZM35 129H36V130H40L39 128H38V129L35 128ZM54 129H55V128H54ZM57 129H58V128H57ZM59 129H60V128H59ZM59 129H58V131H59ZM69 129H70V131H72V130H73V127H72V130H71V128H69ZM69 129H68V130H69ZM86 129H87V128H86ZM133 129H134V130H135V129L138 130V127L135 128V126H134ZM139 129H140V128H139ZM144 129H145V128H144ZM150 129H151V128H150ZM154 129H155V128H154ZM154 129H153V130H154ZM189 129H193V132H194V128H189ZM198 129H197V130H198ZM208 129H207V131H208ZM217 129H219V126H218ZM229 129H230V128H229ZM229 129H228V130H229ZM262 129H264V128H262ZM42 130H43V129H42ZM51 130H52V129H51ZM55 130H56V129H55ZM63 130H64V129H63ZM66 130H67V129H66ZM68 130H67V131H68ZM78 130H79V129H78ZM78 130H77V132L81 131V130H79V131H78ZM82 130L84 131V128H83ZM124 130H125V131H124ZM129 130H130V129H129ZM137 130H136V132H137ZM163 130H166V128L163 129ZM163 130L161 131V133H164V132H165V131L163 132ZM178 130H179V128H178ZM181 130H182V128H181ZM181 130H180V132H181ZM183 130H184V128H183ZM197 130H196V132H197ZM199 130H200V129H199ZM199 130H198V131H199ZM205 130H206V129H205ZM205 130L203 129V131H205ZM215 130H216V129H215ZM228 130H226V131L228 132ZM231 130H232V129H230V132H231ZM255 130H256V129H254V131H255ZM258 130H261V127H260V129H258ZM16 131H17V130H16ZM19 131H21V130H19ZM24 131H25V130H24ZM26 131H27V130H26ZM26 131H25V132H26ZM31 131H32V130H31ZM53 131H54V130H53ZM53 131H51V133H54V132H55V131H54V132H53ZM70 131H69V133H70ZM95 131H96V130H95ZM98 131H99V130H98ZM98 131H96V133H97ZM119 131H120V128H119ZM132 131H133V130H132ZM132 131H131V132H132ZM139 131H140V130H138V132H139ZM142 131H143V130H142ZM142 131H141V132H142ZM145 131H147V130H145ZM154 131L156 132L157 130H154ZM159 131H160V130H159ZM169 131H170V130H169ZM191 131H192V130H191ZM207 131H206V134L208 133V134H207L208 136L211 135V134H209L210 132H207ZM222 131H223V130H221V132H222ZM226 131H225V132L223 131V132L226 134V133H227ZM27 132H28V131H27ZM38 132H39V131H38ZM40 132H41V131H40ZM47 132H48V131H47ZM60 132H61V131H60ZM73 132H74V131H73ZM73 132H71V133H73ZM104 132H105V131H104ZM129 132H130V131H129ZM138 132H137V134H138L137 137L139 138V133H138ZM141 132H140V134H142ZM147 132L149 133V129H148ZM150 132H151V131H150ZM155 132H154V133H155ZM178 132H179V131H178ZM186 132H187V131H186ZM186 132H185V134H188V133H186ZM189 132H190V131H189ZM193 132H192V133H193ZM212 132H213V131H212ZM216 132H217V131H216ZM221 132H220V133H221ZM223 132H222V134H223ZM258 132L260 133V132H262V131H258ZM258 132L255 131V133H258ZM15 133H16V132H15ZM29 133H30V132H29ZM43 133H44V131H43ZM79 133H80V132H79ZM79 133H78V134H79ZM99 133H100V131H99ZM119 133H120V132H119ZM122 133H120V134H122ZM132 133H133V132H132ZM145 133H146V132H145ZM151 133L153 134V132H151ZM171 133H172V131H171ZM199 133H200V131H199ZM199 133H198V134H199ZM203 133H204V132H202V134H203ZM217 133H218V132H217ZM217 133H216V134H217ZM259 133H258V134H259ZM23 134H24V133H23ZM23 134H22V135H23ZM26 134H27V133H26ZM34 134H35V133H34ZM38 134H39V133H38ZM40 134H41V133H40ZM40 134H39V135H40ZM49 134H50V133H49ZM49 134H48V135H49ZM55 134H57V130H56V133H55ZM58 134H59V133H58ZM63 134H64V133H63ZM63 134H62V132H61V134H60V135H61V138H62V135H63ZM80 134H81V133H80ZM102 134H103V133H102ZM134 134H135V136L137 135L136 133H134ZM146 134H147V133H146ZM166 134H168V133L165 132V135H166ZM183 134H184V132H183ZM193 134H197V133L194 132ZM198 134H197V135H198ZM200 134H201V133H200ZM202 134L199 135V136H201V137L205 140V138L202 136ZM204 134H205V133H204ZM204 134H203V135H204ZM206 134H205V135H206ZM212 134H213V133H212ZM214 134H215V133H214ZM229 134L231 135L232 133H229ZM261 134H262V133H261ZM261 134L258 135V136L261 137ZM263 134H264V133H263ZM16 135H17V133H16ZM22 135H21V136H22ZM27 135H28V134H27ZM27 135H25L26 138L28 137ZM42 135H45V133L42 134ZM50 135H51V134H50ZM50 135H49V136H50ZM74 135H75V134H73V135L70 134V136H72V137H74ZM93 135L95 136L94 133H93ZM96 135H97V134H96ZM123 135H121V137H122ZM142 135H143V134H142ZM142 135H141V136H142ZM147 135H148V137H149V134H147ZM147 135H146V136H147ZM162 135H163V134H162ZM162 135H161V136H162ZM169 135H170V133H169L168 135H166V136H169ZM171 135H172V134H171ZM176 135H177V134H176ZM181 135H182V133H181ZM197 135H195L196 138H197ZM217 135H218V134H217ZM236 135H237V134H236ZM17 136H18V135H17ZM29 136H31V134H29ZM46 136H47V134H46ZM58 136H59V135H58ZM78 136H79V135H77V138H80V137H78ZM126 136H127V135H126ZM130 136H132L131 133H130ZM130 136H129V137H130ZM133 136H134V135H133ZM135 136H134V137H135ZM141 136H140V138H141ZM156 136H157V135H155V137H156ZM159 136H160V134H159ZM159 136H158V137H159ZM163 136H164V135H163ZM163 136H162V137H163ZM166 136H165V137H166ZM173 136H174V135H173ZM173 136H172L171 138L168 137L167 140H168L169 138H170V140H171V139L173 138ZM185 136H186V135H185ZM213 136H214V135H213ZM223 136H225V135L223 134ZM253 136H254V135H253ZM258 136H257V137H258ZM31 137H32V138H31ZM31 137H30V138H31V140H32L34 136H31ZM35 137H36V136H35ZM35 137H34V138H35ZM37 137H38V136H37ZM39 137H40V136H39ZM44 137H45V136H44ZM44 137L42 136V140H43ZM52 137H53V139H54L55 136H54V135L51 136V137H50V140H51ZM90 137H91V136H90ZM90 137H88L87 139H89ZM121 137H120V138H121ZM124 137H125V136H124ZM124 137H123V138H124ZM143 137L145 138V136H143ZM148 137H146V138H148ZM150 137H152L151 134H150ZM153 137H154V135H153ZM162 137H161V138H162ZM165 137H163V138H165ZM183 137H184V135H183ZM205 137H206V136H205ZM214 137H215V136H214ZM225 137H226V136H225ZM237 137H238V136H237ZM11 138H12V137H11ZM15 138H16V137H15ZM19 138H20V137H19ZM30 138H29V139H30ZM57 138H58V137H57ZM57 138L55 137L54 140H56ZM59 138H60V137H59ZM66 138H67V137H66ZM70 138H71V137H70ZM83 138H84V137H83ZM91 138H92V137H91ZM123 138H122V140H123ZM127 138H128V137H127ZM127 138H126V139H127ZM138 138H137V139H138ZM163 138L160 139V137H159V140L162 141ZM186 138H187V137H186ZM192 138H194V137H192ZM196 138H195V139H196ZM198 138H199V137H198ZM198 138H197V139H198ZM215 138L217 139V137H215ZM215 138H214V139H215ZM220 138H221V137H220ZM228 138H230V136H229ZM234 138L238 140V138H236V137H234ZM234 138H232V143L234 142V141H233ZM239 138H240V141H243V140H244V138H241V136H240ZM253 138H254V137H253ZM253 138H252V140H254ZM263 138H264V137H263ZM21 139H22V138H21ZM47 139L49 140V138H46V140H43V142L45 141L46 144H47V142H48ZM53 139H52L51 141H53ZM63 139H64V138H63ZM67 139H69V138H67ZM71 139H72V138H71ZM75 139H76V137L73 139V141H75ZM92 139H93V138H92ZM94 139H96V138H94ZM94 139H93V141H94ZM97 139H98V138H97ZM128 139H129V140H133V139H131V138H128ZM134 139H135V138H134ZM153 139H155L156 141H158L156 138H153ZM173 139H174V138H173ZM173 139H172V140H173ZM197 139H196V141H197ZM200 139H201V138H200ZM216 139H215V141H214L215 143H214L213 145H216ZM241 139H243V140H241ZM255 139H257V138H255ZM13 140H14V139H13ZM13 140H12V141H13ZM59 140H60V139H59ZM65 140H66V139L63 140L64 143H65ZM81 140H82V138H81ZM81 140H78V141H79V142H82ZM83 140H84V139H83ZM122 140H121V141H122ZM144 140H145V139H144ZM148 140H152V139H148ZM164 140H166V139H164ZM170 140H169V141H170ZM174 140H176V139H174ZM184 140H185V137H184ZM188 140H190V142H191L192 139H189V138H188ZM188 140H187V141H188ZM201 140H202V139H201ZM201 140H200V141H201ZM206 140H207V141H204V143L206 142V144L208 143V145H210V144H209L210 141L208 140V138H206ZM217 140H218V139H217ZM261 140H262V138H261ZM24 141H25V140H24ZM51 141H49V144H50ZM66 141H67V140H66ZM76 141H77V140H76ZM76 141H75V142H76ZM85 141H86V143L88 144V141H89V140H85ZM85 141H84V142H85ZM93 141H92V142H93ZM121 141L119 140V143H118V144H120ZM123 141H125V140H123ZM136 141H137V140H136ZM136 141H135V142H136ZM142 141H143V140H141V142H142ZM180 141H181V140H180ZM229 141H231V138L229 139ZM235 141H236V140H235ZM244 141H245V140H244ZM244 141L242 142L243 145H244V143L246 142V141H245V142H244ZM22 142H23V141H22ZM25 142H27V140H26ZM37 142L40 143V141H37ZM37 142H35V143H33V144H36ZM67 142H69V141H67ZM70 142H71V141H70ZM79 142H78V144H79ZM84 142H83V143H84ZM94 142H95V141H94ZM126 142H127V140H126ZM126 142H125V143H126ZM128 142H129L130 145H131V144H132V145H135V144H136V143L133 144L131 141H128ZM128 142L126 143L127 145H128ZM130 142H131V143H130ZM141 142H138V143L141 144ZM145 142H147V141L145 140ZM145 142H144V143H145ZM151 142H152V141H151ZM153 142H154V141H153ZM164 142H165V141H164ZM193 142H194V141H193ZM193 142H192V143H193ZM202 142H203V141H202ZM219 142L221 143L220 140H219ZM219 142H217V143L219 144ZM238 142H239V140H238ZM257 142H258V141H257ZM260 142H261V141H260ZM1 143H2V142L0 141V144H1ZM15 143H17V142H15ZM28 143H29V142H28ZM45 143H44V144H45ZM61 143L64 144L63 142H61ZM76 143H77V142H76ZM83 143H81V144H83ZM86 143H84L83 145H86ZM122 143H123V144H120V145H119L120 147H121V145H122V146L124 145L126 148L132 146V145H131V146H128V147H127V146L125 145L124 142H122ZM138 143H137V144H138ZM144 143H143V144H144ZM169 143H170V142H169ZM174 143H176V142H174ZM182 143H183V142H182ZM195 143H196V142H195ZM195 143H193V144H195ZM198 143H199V142H198ZM227 143H228V142L226 141V144H225V145H228V146H229V144H227ZM232 143H231V144H232ZM255 143H256V142H255V140H254L253 144H255ZM263 143H264V142H263ZM263 143H262V144H263ZM6 144H8V143L6 142ZM13 144H14V143H13ZM25 144H26V143H25ZM51 144H52V143H51ZM51 144H50V145H51ZM65 144H67V143H65ZM65 144H64V145H65ZM72 144L76 145L74 142H73ZM78 144H77V145H78ZM91 144H92V143H90V144L88 145V147H90ZM155 144H156V143H155ZM172 144H173V142H172ZM186 144H187V143H186ZM199 144H202V143H199ZM199 144H198V145H199ZM206 144H205V145H206ZM234 144H235V142H234ZM236 144H238L237 141H236ZM239 144H241V143L239 142ZM249 144H250V143H249ZM249 144H248V145H249ZM253 144H252V145H253ZM257 144L259 145V142H258ZM2 145H4V143H3ZM26 145H27V144H26ZM28 145H29V144H28ZM28 145H27V146H28ZM36 145H37V144H36ZM36 145H35V146H36ZM38 145H39V144H38ZM40 145H41V144H40ZM50 145H49V146H50ZM70 145H71V144H69V146H70ZM144 145H145V144H144ZM160 145H161V144H160ZM163 145H164V146L166 145L165 148L168 149V146H169V145L167 146V143H166V144H163ZM170 145H171V143H170ZM177 145H178V144H177ZM177 145H176V146H177ZM182 145H184V144H182ZM190 145H191V143H190ZM195 145H196V144H195ZM202 145L204 146V148L201 147V148H200L201 150L205 149V147L208 146V145L205 146L204 144H202ZM213 145H210V146H212V148L209 147L210 149H212L211 152L213 151V149L216 150V149L214 148L215 146L213 147ZM225 145H224V146H223V145H222V146L219 145V147H220V148H221V147H224V148H225ZM232 145H233V144H232ZM232 145H230V146H232ZM7 146H8V145H7ZM10 146H11V145H10ZM10 146H9V147H10ZM15 146H17V144H16ZM20 146H21V145H20ZM31 146H32V144H31ZM41 146H42V145H41ZM44 146H46V145H44ZM66 146H67V145H65L64 147H66ZM69 146H68V149H70ZM71 146H72V145H71ZM124 146H123V147H124ZM148 146H149V144L147 143L145 147H148ZM156 146H157V144H156ZM156 146H155V147H156ZM176 146H175V145L172 146V147H173L172 149H174ZM186 146H187V145H186ZM199 146H200V145H199ZM228 146H227V147H228ZM237 146L239 147V145H237ZM240 146H241V145H240ZM244 146H245V145H244ZM254 146H255V145H253V147H251V148H254ZM256 146H257V145H256ZM256 146H255V147H256ZM5 147H6V146H5ZM5 147H3V148L0 147L1 154L3 153V150H1V149H5ZM9 147H8V148H9ZM12 147H13V146H12ZM12 147L9 148V149H12ZM25 147H26V146H25ZM46 147H48V145H47ZM72 147H73V146H72ZM72 147H71V148H72ZM125 147H124V148H125ZM133 147H134V146H132L131 148L134 150L135 148H133ZM135 147H136V145H135ZM152 147H154V145H153ZM170 147H171V146H170ZM195 147H197V146H195ZM217 147H218V145H217ZM217 147H216V148H217ZM219 147H218L219 151H218V150H216V151L219 152V154H220V152L222 151V148H221V151H220V148H219ZM227 147H226V148H227ZM233 147H234V146H233ZM257 147H258V146H257ZM261 147H262V146H261ZM17 148H20V147L18 146V147H16L15 149H17ZM48 148H49V147H48ZM48 148H46V149H48ZM62 148H63V147H62ZM73 148H74V147H73ZM73 148H72V150H73ZM124 148H123V149H124ZM131 148H130V149H131ZM149 148H150V147H148V150L151 149V148H150V149H149ZM176 148L178 149V147H176ZM176 148L174 149V150L176 151V153H177V152H178V153L181 152V151H178L179 149L176 150ZM202 148H203V149H202ZM234 148H235V147H234ZM234 148H232V149L230 148V150H233ZM23 149H24V147H23ZM23 149H21L20 151H22ZM40 149H41V148H40ZM63 149H64V148H63ZM65 149H67V147H66ZM68 149H67V150H68ZM121 149H122V148H121ZM123 149H122V150H123ZM130 149H129V150H130ZM132 149H131V150H132ZM136 149H137V148H136ZM155 149H156V148H155ZM157 149H158V148H157ZM157 149H156V150H157ZM159 149H160V148H159ZM166 149H164V151H165ZM180 149H181V148H180ZM207 149H208V147H207ZM207 149H206V150H207ZM255 149H256V148H255ZM260 149H261V148H259V150H260ZM6 150H7V149H6ZM26 150L29 151L30 148H29V150H28V149H26ZM37 150H38V149H37ZM37 150H36V151H37ZM41 150H42V149H41ZM50 150H51V148H50ZM50 150H49V151H50ZM70 150H71V149H70ZM70 150H69V151H70ZM85 150H86V149H85ZM125 150H126V149H125ZM131 150H130V151H131ZM148 150H147V152H148ZM151 150H152V153H153V151H156V150H153V149H151ZM181 150H182V149H181ZM185 150H186V149H185ZM188 150H190V149H188ZM194 150H195V148H194ZM196 150H198V149L196 148ZM196 150H195V151H196ZM206 150H205V151L203 150V152H206ZM225 150H228V148L225 149ZM252 150H254V149H252ZM256 150H258V148H257ZM49 151H48V152H49ZM93 151H94V150H93ZM97 151H98V150H97ZM127 151H128V149H127ZM162 151H163V150L161 149V154H162ZM172 151H173V150H172ZM183 151H184V149H183ZM261 151H262V149H261ZM15 152H16V151H15ZM18 152H19V149H18ZM18 152H16V153H18ZM23 152L25 153L24 150H23ZM23 152H22V153H23ZM37 152H38V151H37ZM70 152H71V151H70ZM73 152H74V151H73ZM82 152H83V151H82ZM82 152H81V153H82ZM165 152L167 153V151H165ZM209 152H210V151H209ZM209 152H208V153H209ZM222 152H225V151L223 150ZM231 152H232V151H231ZM235 152L237 153V151H235ZM255 152H256V151H255ZM263 152H264V150H263ZM263 152H262V153H263ZM35 153H36V152H35ZM41 153H44V152H41ZM68 153H69V152H68ZM136 153H137V152H136ZM144 153L148 155V157H146V158H149V157H152V156H153V154H152L151 152H150V154H152V156H150L149 153H146L145 151H144ZM154 153H155V152H154ZM168 153H169V150H168ZM178 153H177V154L174 153L175 156L178 155ZM184 153H185V152H184ZM197 153H198V152H197ZM208 153H207V154H208ZM229 153H230V151H229ZM236 153H235V154H236ZM260 153H261V152H260ZM4 154H5V153H3L2 155H4ZM6 154H7V153H6ZM20 154H21V153H20ZM27 154H28V152H27ZM65 154H66V153H65ZM73 154L76 155V153H73ZM83 154H84V153H83ZM85 154H86V153H85ZM93 154H94V153H93ZM95 154H96V153H95ZM95 154H94V155H95ZM102 154H103V153H102ZM159 154H160V151H159ZM164 154H165V153H164ZM174 154H173V155H174ZM182 154H183V152H182ZM185 154H186V153H185ZM185 154H184V155H185ZM190 154H191V153H190ZM190 154H189V155H190ZM207 154H206V155H207ZM211 154H212V153H211ZM213 154H214V153H213ZM217 154H218V153H217ZM217 154L215 153L214 155H217ZM221 154H222V153H221ZM225 154H226V152H225ZM97 155H98V154H97ZM137 155H138V154H137ZM139 155H140V154H139ZM139 155H138L137 158L140 157ZM155 155H156V154H155ZM157 155H158V154H157ZM167 155H168V154H166V156H167ZM260 155H261V154H260ZM263 155H264V154H263ZM7 156H9V154H8ZM11 156H13V155H11ZM16 156H17V155H16ZM21 156H22V155H21ZM24 156H25V155H24ZM27 156H28V155H27ZM32 156H33V155H32ZM66 156H68V154H67ZM69 156H70V155H69ZM73 156H74V155H73ZM76 156H78V154H77ZM99 156H100V155H98V158H99ZM142 156H143V155H142ZM142 156H141V157H142ZM163 156H164V155H163ZM169 156H170V155H168V158H169ZM181 156H182V155H181ZM185 156H187V154H186ZM196 156H199V154L196 155ZM207 156H208V159H209V156H211V155H207ZM217 156H219V155H217ZM220 156H221V155H220ZM229 156H230V155H229ZM1 157H2V156H1ZM5 157H6V156H5ZM9 157H10V156H9ZM17 157H18V156H17ZM17 157H15V158L10 157V160H8L9 158L6 159V160H7L6 163H7V165L11 168L12 171H13V169H16V171H17V168L20 166V163H22V162H20V160L18 159L20 156H19L18 158H17ZM29 157H31V154H30ZM29 157H28V158H29ZM48 157H49V156H48ZM96 157H97V156H96ZM96 157H93V158L98 159V158H96ZM103 157H104V155H103ZM141 157H140V158H141ZM144 157H145V156H144ZM160 157H161V156H160ZM160 157H159V158H160ZM177 157L180 158V155L177 156ZM204 157H205V156H204ZM211 157H212V156H211ZM227 157H228V156H227ZM262 157H264V156H262ZM2 158H3V157H2ZM11 158H12V159H11ZM23 158H24V157H23ZM25 158H26V157H25ZM32 158H33V157H32ZM34 158H35V157H34ZM50 158H51V157H50ZM93 158H92V159H93ZM140 158H139V160H140ZM165 158H166V157L164 156V160H167V159H165ZM173 158H174V157H173ZM179 158H178V160H179ZM185 158H186V160H187L189 157H188V158L185 157ZM213 158H214V156H213ZM223 158H226L225 155H224ZM233 158H234V157H233ZM235 158H236V157H235ZM20 159H22V158H20ZM30 159H31V158H30ZM67 159H68V158H67ZM67 159H65V160H67ZM70 159H72V158H70ZM95 159H94V160H95ZM142 159H143V158H142ZM149 159H150V158H149ZM153 159H155V158H153ZM160 159H161V158H160ZM160 159H159V160H160ZM170 159H171V158H170ZM175 159H176V157H175ZM182 159H184L183 156H182L181 161H180L181 163H182ZM190 159H191V158H190ZM210 159H212V158H210ZM210 159H209V160H210ZM220 159H222V156H221ZM220 159H219V160L217 159V160L220 162ZM231 159H232V157H231ZM231 159H230V160H231ZM26 160H27V158H26ZM99 160H100V159H98V161H99ZM159 160L156 158V159L154 160V164H155V165L157 164V163H155V161H157V162L159 163ZM162 160H163V159H162ZM184 160H185V159H184ZM184 160H183V162H184ZM188 160H189V159H188ZM206 160H207V159H205V161H206ZM213 160H214V159H212V161H213ZM223 160H224V159H223ZM226 160H227V159H226ZM234 160H235V159H234ZM234 160H232V161H228V160H227L229 163H228V164L225 163L224 166H227V167H228V165L230 164V165H232V167L235 169V167L237 166V165H236V164H237V163H236L237 161L235 162ZM237 160H238V159H237ZM263 160H264V159H263ZM263 160H262V161H263ZM1 161H2V160H1ZM28 161H29V159H28ZM45 161H46V160H45ZM62 161H63V164H64V160H62ZM141 161H142V160H141ZM141 161H139V162H141ZM144 161H146V160H144ZM150 161H152V160H150ZM169 161H170V160H169ZM169 161H168V162H169ZM176 161H177V159H176ZM176 161H175V162H176ZM192 161H193V160H192ZM198 161H199V159H198ZM215 161H216V159H215ZM215 161H214V162H215ZM221 161H222V160H221ZM227 161H222V162H227ZM29 162H30V161H29ZM48 162H51V161H48ZM52 162H53V161H52ZM56 162H57V159H56ZM95 162L97 163V161H95ZM146 162H147V161H146ZM146 162H144L145 164H143V165H142V162H141V165L139 164L141 167L143 166L141 169H143L144 166H145L144 169H147L146 166H148V165H146ZM172 162H173V161H172ZM178 162H179V161H178ZM186 162H187V161H186ZM200 162H201V161H200ZM200 162H199V163H200ZM203 162H204V161H203ZM210 162H211V161H210ZM234 162H235V165H236V166L234 165L235 167L233 166V164H231V163H234ZM3 163H5V159H4V162H3ZM3 163H0V164H3ZM27 163H28V162H27ZM53 163H54V164H52V165H55V162H53ZM57 163H58V162H57ZM59 163H60V162H59ZM147 163H149V162H147ZM160 163H162L161 160H160ZM181 163H180V165H181ZM207 163H208V162H207ZM211 163H213V162H211ZM216 163H218V162H216ZM24 164H25V163H24ZM39 164H40V163H39ZM46 164H47V163H46ZM151 164H153V161L151 162ZM151 164H149V165H151ZM173 164H174V163H173ZM188 164H190V163H187V165H188ZM195 164H196V163H195ZM203 164H204V163H203ZM223 164H224V163H223ZM238 164H239V161H238ZM263 164H264V163H263ZM3 165H4V164H3ZM7 165H6V166H7ZM25 165H26V164H25ZM40 165H41V164H40ZM42 165H43V164H42ZM47 165H48V164H47ZM50 165H51V164H50ZM61 165H62V164H61ZM158 165H159V164H158ZM163 165H165V163H163ZM166 165H167V164H166ZM166 165H165V166H166ZM175 165H176V163H175ZM175 165H174V167H175ZM214 165H215V164H214ZM218 165H219V164H218ZM218 165H217V167H218ZM220 165H222V164H220ZM220 165H219V166H220ZM230 165H229V166H230ZM240 165H241V164H240ZM1 166H2V165H1ZM22 166H23V163H22ZM22 166L19 167L20 170H21V168H23ZM27 166H28V165H27ZM45 166H46V165H45ZM59 166H60V164H59ZM97 166H98V165H97ZM156 166H157V165H156ZM165 166H164V171L167 169V168L165 169ZM184 166H185V164L183 165V168H182V169H185V170H186L185 167H189L190 165H189V166H185V167H184ZM192 166H194V165L192 164ZM201 166H202V165H201ZM211 166H212V164H211ZM211 166H210V167H211ZM241 166H242V165H241ZM241 166H237L235 170H238V172H239V171H240L239 169H240ZM2 167H3V166H2ZM40 167H42V166H40ZM43 167H44V166H43ZM43 167H42V168H43ZM54 167H55V166H53V168H54ZM148 167H149V166H148ZM151 167H154V166H151ZM151 167L148 168V171H149V169H153V168H151ZM160 167H161V165H159L158 168H160ZM166 167H168V166H166ZM217 167H216V168H217ZM222 167H223V165H222ZM227 167H226V168H227ZM232 167H231V168L229 167V168H227V169L230 170V169H232ZM3 168H4V167H3ZM7 168H8V167H7ZM26 168H28V167H26ZM29 168H30V166H29ZM42 168H41V169H42ZM53 168H52V169H53ZM154 168H155V167H154ZM158 168H157V169H158ZM161 168H163V166H162ZM170 168H171V167H170ZM189 168H192V167L190 166ZM203 168H205V167H203ZM224 168H225V167H224ZM226 168H225L224 171L221 169V170L223 171L221 174H223L225 171H226V172L229 171V170H227ZM241 168H242V167H241ZM243 168H246V167L243 166ZM1 169H2V168H1ZM4 169H6V168H4ZM46 169H47V167H46ZM49 169H51V168H49ZM90 169H91V168H90ZM175 169H176V168H174V170H175ZM178 169H179V168H178ZM187 169H188V168H187ZM207 169H208V168H207ZM209 169H211V168H209ZM214 169H215V168H214ZM217 169H219V171H220V167L217 168ZM248 169H249V168H248ZM248 169H247V170H248ZM2 170H3V169H2ZM2 170L0 171V173L2 172ZM7 170H9V168H8ZM20 170H18V172H19ZM26 170H27V169H26ZM28 170H33V169H28ZM106 170H107V169H106ZM115 170H116V169H115ZM115 170H114V171H115ZM153 170H154V169H153ZM158 170H160V169H158ZM189 170L192 171V169H189ZM197 170H198V169H197ZM200 170H201V169H200ZM212 170H213V169H212ZM243 170H244V171H243ZM245 170H246V169H242L243 173H245V172L247 171V170H246V171H245ZM249 170H250V169H249ZM22 171H24V170H22ZM45 171H46V170H45ZM47 171H48V170H47ZM49 171H51V170H49ZM53 171H54V170H53ZM57 171H58V170H57ZM91 171H93V170H91ZM91 171H90V172H91ZM94 171H95V170H94ZM99 171H100V170H99ZM125 171H126V170H125ZM144 171H145V170H144ZM164 171H163V172H164ZM166 171H167V170H166ZM166 171H165V172H166ZM170 171H171V170H170ZM176 171H177V170H176ZM176 171H173V173L176 172ZM178 171H180V170H178ZM194 171H195V170H194ZM202 171H203V170H202ZM208 171H209V170H208ZM214 171H215V170H213V171H209V173H212V172H214ZM233 171H234V170H233ZM233 171L230 170L229 173L227 172V174H229V175H226L227 177H226V176L223 177V179L226 178L227 180H229V183H228V181H225L226 179H224L225 187L227 186V184H228V185L230 184L229 186H227V187H229V190H230V186L232 185L230 182H231L232 179H233V178H231V177H233V176H232ZM13 172H14V171H13ZM24 172H25V171H24ZM29 172H30V171H29ZM34 172H35V171H34ZM42 172H44V171H42ZM61 172H62V174H63V171H61ZM64 172H66V170H64ZM90 172H89V173H90ZM102 172H103V171H102ZM102 172H100V173H102ZM104 172H105V171H104ZM107 172H108V170L106 171V173H107ZM111 172H112V171H111ZM153 172H154V171H153ZM153 172H151V170L149 171V173L154 174L153 177H154V176L156 177L155 174H156L157 172H156V173H153ZM195 172H196V171H195ZM199 172H201V171H199ZM230 172H232V173L230 174ZM234 172H235V171H234ZM250 172H251V171H250ZM250 172H249V174H250ZM6 173H7V172H6ZM10 173H11V172H10ZM14 173H15V172H14ZM30 173H31V172H30ZM36 173H37V171H36ZM46 173H47V172H46ZM54 173H55V172H54ZM87 173H88V172H87ZM92 173H93V172H92ZM109 173H110V170H109ZM112 173H113V172H112ZM126 173H127V171H126ZM128 173H129V170H128ZM138 173H139V172H138ZM141 173H143V172H141ZM149 173H148V174H149ZM159 173H160V175H162V174H161V173H162V169H161V172H159ZM169 173H170V172H169ZM171 173H172V172H171ZM180 173H181V172H179V175H180ZM217 173H218V172H216V174H217ZM2 174H3V173H2ZM4 174H5V173H4ZM20 174H21V172H20ZM24 174H25V173H24ZM33 174H34V173H32V175H33ZM41 174H42V173H41ZM50 174H51V172H50ZM52 174H53V173H52ZM103 174H105V173H103ZM110 174H111V173H110ZM114 174H117V172L115 171ZM129 174H130V173H129ZM148 174H147V176H146V177H147V179H146V177H145L146 172H144V177H145V180H146V181L149 180V179H148L149 177H150V179H152V177H151L152 174H151V176H148ZM157 174H158V173H157ZM166 174H168V173H166ZM166 174H165V175H166ZM176 174H177V172H176ZM187 174H188V173H187ZM221 174L218 175V176H222ZM225 174H226V173H225ZM5 175H6V174H5ZM8 175H10V174H8ZM8 175H7V176H8ZM28 175H29V174H28ZM32 175H31V176H32ZM44 175H45V173H44ZM53 175H54V174H53ZM63 175L66 176V177H68L67 173H64ZM86 175H87V174H86ZM107 175H108V174H107ZM107 175H105V176H107ZM112 175H113V174H112ZM112 175H111V176H112ZM117 175H119V174H117ZM140 175H141V174H140ZM158 175H159V174H158ZM179 175H176V176H179ZM184 175H185V173H184ZM193 175H194V174H193ZM196 175H197V174H196ZM199 175H200V174H199ZM206 175H211V176H212V174H206ZM206 175H205V176H206ZM213 175H215V174H213ZM223 175H224V174H223ZM0 176H1V175H0ZM7 176H6V177H7ZM31 176H30V177H31ZM33 176H34V175H33ZM39 176H40V175H39ZM42 176H43V175H41V179L44 177V176H43V177H42ZM47 176H48V175H46V177H47ZM51 176H52V175H51ZM58 176L60 177L61 175H58ZM58 176H56L57 179H58ZM72 176H73V175H72ZM87 176H88V175H87ZM89 176H90V175H89ZM91 176H92V174H91ZM94 176H95V174H94ZM96 176H98V175H96ZM108 176H109V175H108ZM108 176H107V177H108ZM142 176H143V174H142ZM162 176H163V175H162ZM171 176H173V175H171ZM190 176H191V175L188 174L187 178H188V177L190 178ZM218 176H217V178H215L216 180L218 179ZM228 176H229V177H228ZM245 176H246V175H245ZM17 177H18V176H17ZM28 177H29V176H28ZM49 177H50V175H49ZM66 177H65V178H66ZM69 177H71V176L69 175ZM79 177H80V176H79ZM100 177H101V176H100ZM113 177H114V179H115V176H113ZM116 177H117V176H116ZM144 177H143V178H144ZM155 177H154V179H155ZM160 177H161V176H160ZM160 177H157V178H160ZM168 177H169V176H168ZM173 177L176 178V177H175V174H174ZM191 177H193V176H191ZM194 177H195V176H194ZM203 177H204V175H203ZM206 177H207V176H206ZM206 177H205V178H206ZM209 177H210V176H209ZM214 177H216V176H214ZM238 177H239V176H238ZM243 177H244V174H243ZM2 178H3V177H2ZM2 178H1V179H2ZM4 178H5V177H4ZM12 178L15 180L14 177H12ZM19 178H20V177H19ZM19 178H18V179H19ZM33 178H34V177H33ZM33 178H32V179H33ZM61 178H62V177H61ZM86 178H87V177H86ZM95 178H96V177H95ZM95 178L91 177V179H94V180H95ZM98 178H99V177H98ZM110 178H111V177H110ZM140 178H142V177H140ZM162 178H163V177H161V179H162ZM170 178H171V177H170ZM170 178H169V180H170ZM179 178H180V177H179ZM184 178H185V181H186V182L189 181V180H188V181L186 180V179H187L186 176H184ZM184 178H183V179H184ZM198 178H199V177H198ZM212 178H213V176H212ZM228 178H229V179H228ZM236 178H237V176H236ZM239 178H240V177H239ZM8 179L10 180V178H7V180H8ZM22 179H23V178H22ZM25 179H26V178H25ZM47 179H49V178H47ZM51 179H52V178H51ZM55 179H56V178H55ZM62 179H64V178H62ZM62 179H61V181L63 182ZM70 179H71V178H70ZM70 179H69V180H70ZM80 179H81L83 182H86L85 177H84V179H82V178H80ZM91 179H90V181H91ZM96 179H97V178H96ZM103 179H104V178H103ZM108 179H109V178H108ZM125 179H126V178H125ZM164 179H166V178H164ZM164 179L162 180V182L164 181V184H167L169 181L167 182V181H165ZM183 179H182V180H183ZM191 179H193V178H191ZM194 179H195V178H194ZM194 179H193V180H194ZM196 179H197V178H196ZM213 179H214V178H213ZM219 179H220V177H219ZM223 179H221V180H223ZM230 179H231V181H230ZM234 179H235V178H234ZM234 179H233L232 183L234 182ZM2 180H3V179H2ZM14 180H12V181H14ZM28 180H31V179H28ZM33 180H35V178H34ZM49 180H50V179H49ZM49 180H47V181H49ZM52 180H53V179H52ZM58 180H60V179H58ZM64 180H65V179H64ZM69 180H68V183L72 182V181H69ZM72 180H73V178H72ZM75 180H76V179H75ZM110 180H111V179H109V181H110ZM117 180H118V179H117ZM132 180H133V179H132ZM152 180H153V179H152ZM155 180L158 181L159 179H155ZM171 180H172V179H171ZM176 180H177V179H176ZM176 180H175V182H176ZM178 180H179V179H178ZM178 180H177V182H176L177 185H179V187H180V186L182 187V185H181L182 182L180 181V184H178V183H179ZM197 180H198V179H197ZM197 180H196V181H197ZM202 180H203V179H202ZM206 180H207V179H206ZM208 180H209V179H208ZM208 180H207V182H208ZM235 180H236V179H235ZM4 181H5V180H4ZM12 181L10 180L9 183L11 184ZM20 181H21V180H20ZM20 181H18V183H19ZM35 181H36V180H35ZM35 181H34V183H35ZM47 181H46V182H47ZM92 181H93V180H92ZM92 181H91V182H92ZM115 181H116V180H115ZM115 181H114V182H115ZM118 181H119V180H118ZM143 181H144V179H143ZM146 181H145V183H146ZM156 181L153 180V182H156ZM160 181H161V180H160ZM191 181H192V180H191ZM194 181H195V180H194ZM196 181H195V182H196ZM200 181H201V180H200ZM200 181H199V180L197 181V182H199L198 184H200V183L202 184V183H203V182H200ZM0 182H1V181H0ZM5 182H6V181H5ZM15 182H16V181H15ZM26 182H27V180H26ZM26 182H24V184H26ZM30 182H31V181H30ZM40 182H41V181H40ZM50 182H51V181H50ZM57 182H58V181H57ZM78 182H79V181H78ZM80 182H81V181H80ZM83 182H81V183H83ZM87 182H88V179H87ZM94 182H95V181H94ZM100 182H102V181H100ZM105 182H106V181H104V183H105ZM107 182H108V181H107ZM123 182H126V180L123 181ZM148 182H151V181H148ZM153 182H152V184H154ZM162 182H161V183H162ZM165 182H166V183H165ZM172 182H174V179L172 180ZM183 182H184V180H183ZM192 182H193V181H192ZM209 182H210V181H209ZM219 182H220V181L217 180V183H219ZM224 182L222 181V183H224ZM226 182H227V184H226ZM1 183H2V182H1ZM3 183H4V182H3ZM3 183H2V184H3ZM6 183H8V181H7ZM6 183H5V185H6ZM20 183H21V182H20ZM31 183H32V182H31ZM38 183H39V182H38ZM38 183H37V181H36L35 185H38V186H39L40 183H39V184H38ZM52 183H56V182L53 180ZM59 183H61V182H59ZM59 183H57V184H59ZM63 183H64V182H63ZM65 183H66V186H70L67 182H65ZM73 183H74V182H73ZM81 183H80L79 185H81ZM112 183H113V182H112ZM112 183H111V184H112ZM120 183H122V182H120ZM120 183H119V185H120ZM142 183H143V182H142ZM156 183H160V182L158 181V182H156ZM161 183H160V184H161ZM193 183H194V182H193ZM210 183H211V182H210ZM2 184H1V185H2ZM28 184H29V183H28ZM48 184H50V183L48 182ZM48 184H47V185H48ZM57 184H56V185H57ZM67 184H68V185H67ZM91 184H92V183H91ZM94 184H95V183H94ZM94 184H93V188H94V186H95ZM105 184H106V183H105ZM105 184H103V185L105 186ZM122 184H123V183H122ZM133 184H134V182H133ZM143 184H144V183H143ZM143 184H141V185H143ZM152 184H151V185H152ZM170 184H171V183H170ZM186 184H187V183H186ZM188 184H189V183H188ZM188 184H187V185H188ZM212 184H213V182H212ZM19 185H20V184H19ZM30 185H32V184H30ZM41 185H42V186L45 185V180H44V183L41 184ZM52 185H53V184H52ZM52 185H51V186H52ZM59 185H60V186H58V187L65 186L64 184H59ZM61 185H62V186H61ZM75 185H76V184H75ZM79 185H77V186H79ZM99 185H100V184H98L97 186H99ZM108 185H110V184H108ZM108 185H107V186H108ZM115 185H116V183H115ZM136 185H137V184H136ZM154 185H155V184H154ZM154 185H153V186H154ZM157 185H158V184H157ZM157 185H156V186H157ZM177 185L175 184L174 187L176 188ZM183 185H185V184H183ZM190 185H191V183H190ZM190 185H189V186H190ZM195 185H196L197 188H199V189H201V191H203V190H202L203 188L198 187L197 184H195ZM213 185H214V184H213ZM220 185H221V184H220ZM255 185H256V184H255ZM7 186H8V184L6 185V187H7ZM9 186H10V185H9ZM23 186H24V185H23ZM48 186L50 187V185H48ZM48 186H47V188H48ZM54 186H55V185H53L52 187H54ZM82 186H85V187L89 188V185L86 186V183H84V185H82ZM82 186H79V187H82ZM100 186H102V185H100ZM100 186H99V187H100ZM125 186H126V185H125ZM125 186H124V189H125V192H126V188H125ZM156 186H154V187H156ZM162 186H164V185H162ZM165 186H166V185H165ZM189 186H188V187H189ZM218 186H219V184H218ZM223 186H224V185H223ZM232 186H234V183H233ZM3 187H4V184H3ZM56 187H57V186H56ZM58 187H57L56 189H55V187H54V188H52L51 190L55 189V190H56V193H57L58 190H60V188H58ZM72 187H73V186H70V187H68V188H71V190H72ZM85 187H84V188H85ZM90 187H91V189H92V186H90ZM99 187H97V188H98V189L101 188L100 190L102 191V187H103V186L100 187V188H99ZM118 187L120 188V186H118ZM126 187H131V186H130V185H127ZM144 187H147V185H145ZM144 187H142V188L144 189ZM151 187H152V186H150V188H151ZM154 187H153V188H154ZM157 187H158V186H157ZM157 187H156V188H157ZM159 187H161V186H159ZM166 187L168 188V186H166ZM172 187H173V186H172ZM172 187H171V190H172ZM177 187H178V186H177ZM181 187H180V189L182 190ZM186 187H187V186H185V189H186ZM193 187H195L194 184H193ZM201 187H203V186H201ZM204 187H205V186H204ZM209 187H210V186H209ZM220 187H221V186H220ZM227 187H226V188H227ZM255 187H256V186H255ZM255 187H254V188H255ZM15 188H16V187H15ZM19 188H20V187H19ZM24 188H25V187H24ZM26 188H27V187H26ZM32 188H33V187H32ZM39 188H40V187H39ZM42 188H44V187H42ZM66 188H67V187H66ZM68 188H67V191H65L64 193H66V192H71L70 190L68 191ZM73 188H74V187H73ZM87 188H86V190H87ZM115 188H116V186H115ZM119 188H118V189H119ZM132 188H133V186H132ZM132 188H131V189L129 188L131 192H132V190H133ZM136 188H137V187H136ZM150 188L148 187V189H150ZM163 188H164V187H163ZM191 188H192V185H191ZM197 188H196V190H194V191H193L192 189H189V188H188V189H189V190H192L193 192H197V194H198V192H200V191H197ZM231 188H232V187H231ZM254 188H251V189L253 190ZM20 189H21V188H20ZM20 189H17V190H20ZM22 189H23V188H22ZM28 189H29V187H28ZM28 189H27V190H28ZM33 189H35V187H34ZM33 189H32V190H33ZM62 189H63V190H62ZM62 189H61V190L64 191L65 188H62ZM81 189H83V188H81ZM94 189H96V188H94ZM105 189H106V188H105ZM107 189H108V188H107ZM109 189H111V187H110ZM112 189H113V188H112ZM121 189L124 190L123 188H121ZM148 189L146 188V190H148ZM151 189H152V188H151ZM154 189H155V188H154ZM154 189H152V192H153ZM157 189H158V188H157ZM159 189H160V188H159ZM168 189H169V188H168ZM188 189L186 190L187 193H185L186 191H185L184 193H183V192H182V193H183V194H188V193L190 192ZM193 189H194V188H193ZM199 189H198V190H199ZM227 189H228V188H227ZM10 190H11V188H10ZM13 190H14V189H13ZM25 190H26V189H25ZM25 190H24V191H25ZM27 190H26V192H27L26 194H28V192H30V193L32 192L30 189H29L30 191H27ZM40 190H41V188H40ZM40 190L37 189L38 193L41 194V192H39ZM51 190H50V191H51ZM61 190H60V191H61ZM78 190L81 191L80 189H78ZM84 190H85V189H84ZM84 190H83V191H84ZM88 190L90 191V188H89ZM96 190H97V189H96ZM139 190H141V187H140ZM146 190H145V191H146ZM165 190H166V189H165ZM174 190H175V189H174ZM181 190H180V192H181ZM208 190H209V189H208ZM229 190H228V191H229ZM252 190H251V191H252ZM256 190H257V188H256ZM256 190H255V192H254V190H253V193H256ZM259 190H260V189H259ZM259 190H258L259 195H257V196H260V191H259ZM15 191H16V189H15ZM22 191H23V190H22ZM34 191H35V190H34ZM34 191H33V192H34ZM41 191H43V190H41ZM62 191H61V192H62ZM89 191H88V192H89ZM98 191H99V190H98ZM117 191H118V190H117ZM130 191H129V192H130ZM134 191H135V189H134ZM143 191H144V190H143ZM145 191H144V192H145ZM157 191H158V190H157ZM157 191H156V192H157ZM183 191H184V190H183ZM205 191H206V190H205ZM231 191H232V189H231ZM33 192H32V193H33ZM35 192H36V191H35ZM35 192H34V193H35ZM48 192H49V191H48ZM52 192H53V191H52ZM54 192H55V191H54ZM54 192H53V193H54ZM61 192H60V193H61ZM75 192H76V191H75ZM91 192H92V191H91ZM91 192H89V193L91 194ZM103 192H105V190H104ZM111 192H113V191H111ZM149 192L152 194L151 191H149ZM149 192H148V193H147V191L145 192V193H147V195L149 196L148 198H146L147 195L145 196V195L143 194V192H141V195L143 194V195L145 196V198H146L147 201H148V199L151 197V196L149 195V194H150ZM154 192H155V190H154ZM159 192H161V194L163 195L165 191H164L163 193H162V191H159ZM167 192H171V191L167 190ZM178 192H179V191H178ZM180 192H179V193H180ZM207 192H208V191H207ZM258 192H257V194H258ZM17 193H18V191H16V194H17ZM22 193H23V192H22ZM44 193H45V192H44ZM58 193H59V192H58ZM58 193H57V194H58ZM60 193H59V194H60ZM64 193H61V194H64ZM71 193H72V192H71ZM76 193L78 194V192H76ZM81 193H84V194H85V192H81ZM81 193H80V194H81ZM86 193H87V192H86ZM95 193H96V192H95ZM99 193H101V192L99 191ZM106 193H107V190H106ZM122 193H123V192H122ZM134 193H135V192H134ZM157 193H158V192H157ZM173 193H174V191H173ZM176 193H177V192H176ZM179 193H178V194H179ZM190 193H191V192H190ZM190 193H189V194H190ZM263 193H264V192H263ZM35 194L37 195V193H35ZM42 194H43V193H42ZM45 194H48V193H45ZM54 194H55V193H54ZM57 194H55V195H57ZM59 194H58V195H59ZM73 194H75V193L73 192ZM73 194H71L72 197H73ZM87 194H88V193H87ZM87 194H85V195H87ZM90 194H89V195H90ZM93 194H94V193H93ZM97 194H98V193H97ZM116 194H117V192H116ZM116 194H115V196H116ZM139 194H140V191H139ZM139 194H138L137 196H140ZM158 194H159V193H158ZM158 194H156V195H158ZM167 194H170V193H167ZM174 194H175V193H174ZM174 194L169 195V196H172V197H169V196H168V199L166 198V200H171V199H169V198H173ZM178 194H177V196H179ZM180 194H181V193H180ZM183 194H182V195H183ZM199 194H201V193H199ZM199 194H198V195H199ZM17 195H18V194H17ZM21 195H22V197H23V196L25 195V192H24V195H23V194H21ZM32 195L34 196V194H32ZM71 195H66V196H71ZM75 195H76V194H75ZM89 195H88V196H89ZM99 195H100V194H99ZM99 195H98V196H99ZM103 195H104V194H103ZM105 195L107 196V194H105ZM126 195H127V194H126ZM143 195H142V196H143ZM164 195H165V194H164ZM164 195H163V196H164ZM175 195H176V194H175ZM182 195H180V196L182 197ZM192 195H193V193H192ZM28 196H30V195H28ZM38 196H39V195H38ZM49 196H50V195H49ZM78 196H79V195H78ZM81 196H83V195H81ZM96 196H97V195H96ZM96 196H95V194H94V196L91 195V197H94V198H95V199L93 198L94 200H96V198L98 197V196H97V197H96ZM106 196H105V197H106ZM110 196H111V194H110ZM121 196H122V195H121ZM124 196H125V195H124ZM159 196H160V194H159ZM166 196H167V195H166ZM180 196H179V197H180ZM195 196H197V195H195ZM202 196H203V195H202ZM202 196H201V197H202ZM263 196H264V194H263ZM20 197H21V196H20ZM35 197H36V196H35ZM41 197H42V195H41ZM41 197H40V198H41ZM43 197H44V195H43ZM52 197H53V196H52ZM52 197H51V198H52ZM101 197H103V196H101ZM105 197H104V198H105ZM108 197H109V195H108ZM108 197H107V198H108ZM111 197H112V196H111ZM111 197H110V198H111ZM117 197H118V196H117ZM128 197H129V196H128ZM134 197H135V196H134ZM179 197H178V198H179ZM185 197H186V196L183 195V198H182V199L184 200ZM188 197H189V196H188ZM198 197H199V196H198ZM201 197H200V198H201ZM204 197L207 199V195L204 196ZM204 197H203V198H204ZM228 197H229V196H228ZM261 197H262V196H261ZM261 197H260V198H261ZM17 198H19V196H18ZM30 198H31V197H30ZM37 198H38V197H37ZM48 198L50 199V197H48ZM48 198L46 197V200H47ZM57 198H58V197L55 198V201H56ZM61 198H62V197H61ZM63 198H64V197H63ZM76 198H77V196H76ZM78 198H79V197H78ZM81 198H82V197H81ZM81 198H80V200H81ZM84 198H85V197H84ZM84 198H83V199H84ZM87 198H88V197H87ZM89 198H90V197H89ZM112 198H113V197H112ZM145 198H144V199H145ZM151 198L159 199L160 197L158 198V197H153V196H152ZM164 198H165V197H164ZM176 198H177V197H176ZM186 198H187V197H186ZM196 198H197V197H196ZM200 198H198L197 201L194 199V201L199 202V200H200L199 203H201L202 200H201ZM205 198H204V199H205ZM221 198H222V197H221ZM221 198H220V199H221ZM257 198H258V197H257ZM262 198H263V197H262ZM25 199H27V197H26ZM25 199H24V200H25ZM31 199H32V198H31ZM31 199H29V200H31ZM52 199H53V198H52ZM65 199H66V198H65ZM70 199L72 200V198H70ZM73 199H74V197H73ZM90 199H91V198H90ZM90 199H89L88 201H90ZM93 199H92V200H93ZM101 199H102V198H101ZM114 199H115V198H114ZM120 199H121V198H120ZM122 199H123V198H122ZM122 199H121V202L123 203ZM126 199H127V198H126ZM128 199H129V198H128ZM130 199H133V198L130 197ZM130 199H129V200H130ZM155 199H153V200H154V203H152V204H155V201H156ZM173 199H175V196H174ZM182 199H181V200H182ZM189 199H191V198H189ZM189 199H188V201H189ZM204 199H203V200H204ZM227 199H229V198H227ZM230 199H231V198H230ZM258 199H259V198H258ZM14 200L18 201V200L16 199V197L14 198ZM14 200H13V198H12L11 201H12L13 204L15 205ZM19 200H20V202H21L22 204H25V203H24L25 201L23 202V199H20V198H19ZM32 200H33V199H32ZM32 200H31V202H32ZM34 200H36V199H34ZM34 200H33V201H34ZM61 200H62V199H61ZM67 200H69V199H67ZM86 200H87V199H86ZM86 200H85L84 205H83V206H85V207L88 206L87 204L85 205V203H87ZM98 200H100V197H98ZM103 200H104V199H103ZM108 200H109V199H108ZM117 200H118V199H117ZM133 200H134V199H133ZM135 200H136V199H135ZM146 200H145V202H147ZM151 200H152V199H151ZM151 200H150V201H151ZM161 200H162V199H161ZM166 200H164V201H162V202L164 203ZM210 200H211V198H210ZM223 200H224V198H223ZM223 200H222V201H223ZM225 200H226V198H225ZM250 200H251V199H250ZM263 200H264V199H263ZM26 201H27V200H26ZM50 201H52V200L50 199ZM58 201H59V200H58ZM62 201H64V200H62ZM65 201H66V200H65ZM74 201H75V200H74ZM100 201H101V200H100ZM109 201H110V200H109ZM140 201H141V199H140ZM158 201H160V199H159ZM173 201H174V200H173ZM173 201H172V202H173ZM176 201H177V199H176ZM176 201H175V203H176ZM184 201H185V200H184ZM190 201H191V200H190ZM204 201H206V200H204ZM204 201H203V202H204ZM229 201H230V200H229ZM251 201H252V200H251ZM251 201H250L249 203L251 204V206H254V205H252V204H254V203H251ZM261 201H262V199H261ZM2 202H3V201H1L0 203H2ZM27 202H28V201H27ZM34 202L36 203V202H38V200H37V201H34ZM42 202L45 203V202H47V201L43 200ZM56 202H57V201H56ZM60 202H61V201H60ZM66 202H67V201H66ZM76 202H77L76 205H73V207H72L71 202H70V206H71L72 208H75L74 206H76V210H77V206H78V204H80V202L78 203L77 199H76ZM97 202H98V204H99V201H96V203H97ZM110 202H112V200H111ZM143 202H144V201H143ZM148 202H149V201H148ZM148 202H147V203H148ZM151 202H153V201H151ZM166 202H167V201H166ZM166 202H165V205H169V204H167ZM169 202H171V201H169ZM181 202H182V201H181ZM185 202H186V201H185ZM192 202H193V199H192ZM196 202H194V204H195ZM203 202H202V203H203ZM223 202H224V201H223ZM252 202H253V201H252ZM18 203H19V202H18ZM52 203L55 204L54 202H52ZM52 203H51V204H52ZM67 203L69 204V202H67ZM67 203H66V204H67ZM72 203L74 204L75 202H72ZM96 203H94V204L96 205ZM103 203H104V202H101V205H102ZM107 203H108V202H107ZM115 203H116V202H115ZM117 203H118V202H117ZM147 203H146V204H147ZM177 203L179 204V202H177ZM202 203H201V204H202ZM226 203H227V202H226ZM262 203H263V205H264V202H262ZM22 204H21V205H22ZM26 204H28V203H26ZM29 204L32 205L31 203H29ZM29 204H28V205H24V207H17V209H18V210H17L18 213H17V211H16V213L18 214V216L16 215V219L18 218V220L15 221V223H14L15 226L13 225L14 227H11L10 224H9L10 227L8 228V227H6V225H1L2 222H0V243H3L4 241H7L6 243H9V241H11L12 244H11V243H10V244L13 245V242H16V241H17L16 243H18V249L22 246L21 244H24V247H21L22 251H20V249H19V251H20V253H19V258L22 260L21 263H23V264H25V263H26V264H76V262L72 263V260L75 261L74 259H76V258L79 260V261L76 260V261H77V264H93V263H94V262H92V261L89 260V259H90V256L94 255V256H92V257H93V258L95 257L96 252H95V254H94V251H93V248H94L93 246H94V244H93L92 247H91L90 244H89V242L92 241L93 239L90 240V239H91V236H92V233H90V231H92V230H91V229L89 230L88 228H91V227H92L94 224H96V223L94 222L93 225L90 224V223H93V222L90 221L91 218H89V219H90V220H89L90 223H88V224H90L91 227H89V226L87 227V223H85V222H83V221L88 220V219H85V220L82 219V217H83L82 215L84 214L83 211L87 210L88 212H87V211H86V212H87L88 214H89V212H91V211H89L87 208L85 209V208L83 207L85 210H83V211H79V212H82L83 214L80 213V214H81V215H80V218H79V215H78V216H77V217H78L77 220H72L70 215H69V216H70V218H69V216L67 215V212H68V211H67V212L65 211L66 215L68 216L69 219H71L72 222H69V220L66 219V218H67L66 216H65L66 218H65L64 216H63V217H60V216H59L60 218H56V217H55V218H52V219H50V220H49V218L47 219V216H46L44 219H47L46 221L49 220L48 223H49L50 225H49V227L47 226V228H48L47 230L43 228L42 231L47 232V233H49V234H45L44 236H42V235H40V233H39L38 235H36L35 233L31 232V231L28 230V229H27L26 231H24L25 227L22 226V223H23V220H24L25 216H26V217H29V216L27 215V214H29V212H28L29 210H27V208H30V207H31ZM38 204H39V203H38ZM42 204H43V203H41L40 205H42ZM58 204H59V205H58ZM66 204H64L63 206H65ZM68 204H67V205H68ZM88 204H90V203H88ZM92 204H93V203H92ZM108 204H109V203H108ZM149 204H150V206L152 205L151 203H149ZM149 204H148V205H149ZM157 204H158V205H157V208L153 206V207H154V210H155V208L158 209V208L161 207V205H162V203H161L160 206H159V202H158ZM178 204H176V205H178ZM184 204L187 206L186 203H184ZM206 204H208V203H206ZM206 204H205V205H206ZM216 204H218V203H216ZM33 205H34V204H33ZM47 205H48V204H47ZM57 205L60 206L61 203H57ZM99 205H100V204H99ZM104 205H105V204H104ZM123 205H124V204H123ZM138 205H139V204H138ZM143 205H145V204H143ZM148 205H147V206H148ZM173 205H174V202H173ZM179 205H181V204H179ZM179 205H178V207H179ZM191 205H192V204H191ZM221 205H222V202H221ZM225 205H226V204H225ZM28 206H30V207H28ZM42 206H43V205H42ZM42 206H39V207H41L40 209H42ZM48 206H50V205H48ZM54 206H55V205H54ZM58 206H57V207H58ZM63 206H62V209L64 208ZM79 206H80L79 209H80V208L82 209L81 204H80ZM117 206H118V205H117ZM125 206H126V205H124V207H125ZM141 206H142V205H140V207H141ZM155 206H156V205H155ZM170 206H172V205H170ZM170 206H169V210H170ZM186 206H185V207H186ZM195 206H197V205H195ZM199 206H200V204L197 206V208H198ZM209 206H210V204H209ZM209 206H208V207H209ZM211 206H212V205H211ZM217 206H218V205H216V209H217ZM13 207H14V206H13ZM32 207H33L34 209H35L36 207L38 208L37 205H35V207H34V206H32ZM32 207L30 208V212H31L32 210H34V209H32ZM52 207H53V206H51L50 208H52ZM90 207H91V206H90ZM92 207H93V206H92ZM97 207H98V206H97ZM101 207H102V206H101ZM112 207H113V206H112ZM115 207H116V205H115ZM115 207H114V208H115ZM151 207H152V206H151ZM151 207H150V208H151ZM164 207H165V206H164ZM166 207H167V206H166ZM206 207H207V205H206ZM206 207H205V208H206ZM208 207H207V208H208ZM218 207L220 208V206H218ZM225 207H227V206H225ZM1 208H2V207H1ZM4 208H5V207H4ZM11 208H12V206H11ZM37 208H36V209H37ZM45 208H47V207H45ZM45 208H44V209H45ZM48 208H49V207H48ZM50 208H49V211L52 210V209H50ZM59 208H60V207H59ZM88 208H89V207H88ZM114 208H113V209H114ZM117 208H118V207H117ZM144 208H145V207H144ZM171 208L173 209V207H171ZM176 208H177V206H175V209H176ZM182 208H184V207H182ZM197 208H196V212L199 211V210H197ZM199 208L201 209V207H199ZM207 208H206V209H207ZM210 208H211V207H210ZM210 208H209V209H210ZM253 208H254V207H253ZM12 209H13V208H12ZM14 209H15V208H14ZM38 209H39V208H38ZM38 209H37V210H38ZM44 209H43V210H44ZM53 209H55V208L53 207ZM64 209H65V208H64ZM66 209H68V208H66ZM70 209H71V208H70ZM81 209H80V210H81ZM98 209L101 210L102 208L99 207ZM106 209H107V208H106ZM115 209H116V208H115ZM122 209H123V208H122ZM132 209H133V208H132ZM132 209H131V210H132ZM138 209H139V208H138ZM141 209H142V211L144 210L143 207H142ZM162 209H163V208H162ZM172 209H171V210H172ZM184 209L186 210V208H184ZM213 209H214V206H213ZM227 209H228V207H227ZM240 209H241V208H240ZM1 210H2V209H1ZM37 210H36V211H37ZM55 210H59V209L57 208V209H55ZM60 210H61V209H60ZM60 210H59V212H61ZM76 210L74 209V211H76ZM90 210H91V209H90ZM102 210H103V209H102ZM104 210H105V209H104ZM104 210L101 211V213H103ZM108 210H110V209H108ZM152 210H153V209H152ZM152 210L149 209V211H151V212H152ZM173 210H174V209H173ZM185 210H184V212L186 213ZM194 210H195V209H194ZM201 210H202V209H201ZM204 210H205V209H204ZM207 210H208V209H207ZM217 210H219V209H217ZM252 210H253V209H252ZM252 210H250L251 213H252ZM3 211H5V210H3ZM3 211H1L0 213L3 214V213H2ZM6 211H7V210H6ZM39 211H42V210H39ZM44 211H46V210H44ZM49 211H47V214L49 213ZM62 211H63V214H64V210H62ZM71 211L73 212L72 209H71ZM92 211H93V209H92ZM94 211H95V210H94ZM94 211H93V212H94ZM96 211H98V210H96ZM106 211H107V210H106ZM127 211H128V213L130 212L129 209H127ZM149 211H148V213H149ZM155 211H156V210H155ZM155 211H153L154 214H153V212H152V213L150 212V214L155 215ZM163 211H165V210H163ZM181 211H182V210H181ZM191 211H192V210H191ZM210 211H211V210H210ZM214 211H215V209L213 210V212H214ZM227 211H228V210H227ZM227 211H226V212H227ZM256 211H257V210L255 209V213H256V215H257V212H256ZM259 211H260V210H258V214H259ZM7 212H8V211H7ZM7 212H6V213L4 212V213L7 214ZM10 212H11V211H10ZM53 212H54V210H53ZM57 212H58V211H56V213H57ZM69 212H70V211H69ZM76 212H78V210H77ZM76 212H75V214H76ZM79 212H78V213H79ZM93 212L90 213V214H93ZM99 212H100V211H99ZM99 212H98V214H99ZM112 212H113V211H112ZM112 212H110L109 214H111ZM121 212H122V211H121ZM132 212H134V210H133ZM137 212H138V211H137ZM143 212H144V211H143ZM157 212H158V210H157ZM167 212H168V211H167ZM172 212H173V211H171V214H172ZM175 212H176V210H175ZM178 212H179V211H178ZM189 212H190V211H189ZM196 212H195V213H196ZM224 212H225V210H224ZM226 212H225V213H226ZM240 212H241V211H240ZM240 212H238V213H240ZM40 213H41V212H40ZM45 213H46V212H45ZM61 213H62V212H61ZM95 213H97V212H95ZM101 213H100V214H101ZM105 213H106V212H105ZM118 213H119V212H118ZM138 213H140V212H138ZM144 213H147V212H144ZM159 213H160V209H159ZM161 213H164V212L161 211ZM165 213H166V212H165ZM169 213H170V212H169ZM180 213H181V212H180ZM187 213H188V211H187ZM190 213H192V212H190ZM193 213H194V212H193ZM201 213H202V212H200V214H201ZM203 213L205 214L206 212L203 211ZM207 213H208V212H207ZM214 213H216V212H214ZM214 213L212 214V212H211L212 216L214 215ZM220 213H222V211H220ZM227 213H229V212H227ZM242 213H243V211H242ZM242 213H241V214H238V215L241 216ZM245 213H246V212H245ZM245 213H243V214L245 215ZM247 213H248V211H247ZM253 213H254V212H253ZM253 213H252V215H253ZM255 213H254V215H255ZM1 214H0V215H1ZM8 214H9V213H8ZM8 214H7V215H8ZM11 214H12V213H11ZM30 214H36V213H35V210H34V212L32 211ZM50 214H51V212H50ZM50 214H48V216H49ZM59 214H60V213H59ZM59 214H58V215H59ZM72 214H73V213H72ZM90 214H89V215H86V214H85V217H84V218H86L87 216L90 217ZM115 214H116V212H115ZM115 214H114V216H115L116 219H117L118 216H116L117 214H116V215H115ZM125 214L127 215V212H124L123 215H125ZM156 214H157V213H156ZM166 214H167V213H166ZM166 214H165V215H166ZM171 214H170V216H172ZM211 214H210L209 216H211ZM236 214H237V211H236ZM58 215H57V214L55 215V212H54L53 215L51 214V217H52V216H57V217H58ZM61 215H62V214H61ZM93 215L95 216V214H93ZM96 215H97V214H96ZM103 215H104V213H103ZM106 215H108V214H106ZM111 215H112V214H111ZM119 215H120V214H119ZM133 215H134V214H133ZM140 215H141V214H140ZM152 215L150 216L151 218L153 217ZM162 215H163V214H161V216H162ZM168 215H169V214H167V216H164V217H168ZM173 215H174V217H176V216H175L176 214H173ZM197 215H198V214H197ZM197 215H196V216H197ZM219 215H220V214H219ZM238 215H236V216H238ZM244 215H242L241 217H243ZM248 215H249V214H248ZM254 215H253V216H254ZM12 216H13V214H12ZM34 216H35V215H34ZM81 216H82V217H81ZM94 216H93V217H94ZM101 216H102V215H101ZM112 216H113V215H112ZM114 216H113V217H114ZM120 216H121V217H120ZM120 216H119V218H122V215H120ZM134 216H135V215H134ZM138 216H139V215H138ZM147 216H148V214H147ZM157 216H159V215L157 214ZM161 216H159V217H161ZM170 216H169L170 219H169V218L166 219V218L162 217V218H164V219H162V220H164V223H165V221H167V223H169L168 221H171V217H170ZM185 216H186V218H184ZM185 216H183V218H184L186 221H188V223H190L191 220H188V219H187V217H189L190 215H189V216H188V215H185ZM196 216H193V217H195V218H191V217H190V218L193 219V220L195 219V220H196V222H194L195 225H196L197 227H199V228H200V227L202 228L203 226H201V225L198 226V225H199L198 223H200V222H198L197 217L200 218V216H197V217H196ZM201 216H203V215H201ZM205 216H206V215H205ZM209 216H208V217H209ZM212 216H211V218H212ZM246 216H247V215H246ZM246 216H245V217H246ZM258 216H259V215H258ZM14 217H15V216H14ZM30 217H31V216H30ZM49 217H50V216H49ZM72 217H73V216H72ZM93 217H92V218H93ZM107 217H108V216H107ZM107 217H106V218H107ZM124 217H125V216H124ZM126 217H127V216H126ZM128 217H129V216H128ZM128 217H127V219H128ZM148 217H149V216H148ZM214 217H216V216L214 215ZM228 217H229V216H228ZM250 217L252 218L251 214H250L248 217H246V219H249ZM260 217H261V216H260ZM6 218H7V217H6ZM74 218H75V217H74ZM74 218H73V219H74ZM110 218H111V217H110ZM131 218H132V217H131ZM139 218H140V217H139ZM141 218H142V217H141ZM153 218H154V217H153ZM172 218H173V216H172ZM176 218H177V217H176ZM190 218H189V219H190ZM202 218H203L204 220H205V219H208L207 217L204 218V216L201 217V219H202ZM218 218H220V217H218ZM235 218H236V217H235ZM237 218L239 219L240 217L238 216ZM243 218H244V217H243ZM243 218H241L240 220L243 221V224H245V221H244V220H246V219L243 220ZM254 218H255V217H254ZM254 218H253V219H254ZM256 218H257V217H256ZM258 218H259V217H258ZM258 218H257V219H258ZM4 219H5V217H4ZM10 219H11L12 221H14V219H12L11 217H10ZM81 219H82L83 221H82ZM101 219H103V217H101ZM108 219H109V218H108ZM133 219H134V217H133ZM159 219H160L159 221H161V218H159ZM165 219H166V220H165ZM184 219H183V220H184ZM201 219H200V220H201ZM215 219H217V217H216ZM238 219H237V220H238ZM253 219H252V220H253ZM11 220H10V222H12ZM93 220H94V219H93ZM96 220H97V219H96ZM106 220H107V219H106ZM113 220L115 221V219H113V218H112V220H110V222H109L108 220H107V221H108L109 223H111V225H112V222H111V221H113ZM119 220L122 221L121 219H119ZM150 220H151V219H150ZM152 220H153V219H152ZM155 220L158 221V217H157V219L155 218L154 221H155ZM173 220H174V219H173ZM177 220H178V219H177ZM193 220H192V221H193ZM195 220H194V221H195ZM204 220H203V222H204ZM212 220H213V219H212ZM217 220H218V219H217ZM217 220H215V221H217ZM226 220H227V219H226ZM237 220H236V221H237ZM252 220H250V221L252 222ZM254 220H255V219H254ZM254 220H253V222H254ZM4 221H5V220H4ZM8 221H9V220H8ZM99 221H100V220H99ZM107 221H106V222H107ZM116 221L118 222V220H116ZM123 221H124V220H123ZM123 221H122V222H123ZM130 221H131V220H130ZM154 221H153V222H154ZM174 221H175V220H174ZM174 221H173V222H174ZM179 221H180V218H179L178 222H179ZM189 221H190V222H189ZM213 221H214V220H213ZM215 221H214V222H215ZM219 221L221 222V219H220ZM219 221H218V222H219ZM222 221H223V220H222ZM247 221H248V220H247ZM247 221H246V222H247ZM256 221H257V220H256ZM256 221H255V222H256ZM96 222L98 223V221H96ZM108 222H107V223H108ZM117 222H115V224H116ZM151 222H152V221H151ZM153 222H152V224H153ZM207 222H208V221H207ZM214 222H213L214 226H213V224H212V226H213L214 229H215V225H217V224H216V222H215V223H214ZM227 222H228V220H227ZM230 222H231V219H230ZM230 222H229V223H230ZM248 222H249V221H248ZM251 222H249V224H250ZM101 223H102V221H101ZM107 223L104 224V225L108 226ZM113 223H114V222H113ZM159 223H161V222H159ZM159 223L156 222V225L158 224V226L161 228L162 226H160ZM167 223H165L166 226H168ZM171 223H172V222H170V224H171ZM196 223H197L198 225H197ZM204 223H205V222H204ZM225 223H226V221H225ZM225 223H224V224H225ZM231 223H232V222H231ZM239 223H241V222H239ZM2 224H3V223H2ZM117 224H118V223H117ZM117 224H116V225H117ZM119 224L122 225L123 223H120V222H119ZM165 224H164V225H165ZM173 224H175V223H173ZM192 224H193V223H192ZM227 224H228V223H227ZM247 224H248V223H247ZM96 225H97V224H96ZM98 225H99V224H98ZM102 225H103V224H102ZM153 225H154V227H153L154 229H155V227H158V226H155V224H153ZM175 225H176V224H175ZM175 225H174V226H175ZM181 225H182V224H181ZM195 225L193 224V226H195ZM253 225H254V224H253ZM94 226H95V225H94ZM109 226H110V224H109ZM109 226H108V230H107V231H108V234H109V232H111V230L109 231V229H111V228H109ZM117 226H119V225H117ZM179 226H180V225H179ZM179 226H178V227H179ZM196 226H195L194 228H197ZM207 226H208V225H207ZM209 226H210V225H209ZM212 226H211V227H212ZM218 226H219V228L221 227V226L219 225V223H218ZM223 226H224V225H223ZM223 226H222V227H223ZM225 226H226V225H225ZM250 226H251V225H250ZM256 226H257V225H256ZM256 226H255V227H256ZM64 227H66V228H64ZM100 227H101V226H100ZM100 227H99V228H100ZM120 227H123V226H120ZM134 227H135V226H134ZM159 227H158V228H159ZM185 227L188 228L187 224L185 225ZM190 227H191V225H189V228H190ZM222 227H221V229H222ZM232 227H233V226H232ZM252 227H253V226H252ZM252 227H251V228H252ZM258 227H259V225H258ZM93 228H94V227H93ZM96 228H97V227H96ZM104 228H105V227H104ZM117 228H118V227H117ZM165 228H166V227H165ZM169 228H170V227H169ZM180 228H181V227H180ZM180 228L177 229V228L175 227L176 230H175V229H174V230H175V231H178V230H180ZM203 228H204V227H203ZM203 228H202V232H203V230H204ZM206 228H207V227H206ZM208 228H209V227H208ZM216 228H217V226H216ZM219 228H217V230H218ZM223 228H226V227H223ZM239 228H241V227H239ZM246 228H247V227H246ZM50 229H51V230H50ZM64 229H65V231H64ZM102 229H103V226H102L101 230H102ZM118 229H119V228H118ZM118 229H116V231H117ZM126 229H127V228H126ZM126 229L124 228V230H123V228H121V231H122V230L124 231L123 235L125 234V232L127 233L128 230H126ZM154 229H153V231H154ZM183 229H184V228H183ZM211 229H212V228H211ZM226 229H227V228H226ZM236 229H237V228H236ZM236 229H234V231H235ZM242 229H243V227H242ZM242 229H241V231H243ZM253 229H254V228H253ZM258 229H259V228H258ZM263 229H264V227H263ZM14 230H15L16 232L13 233V234H15V235H14V238H13V237L11 236V233H12V231H14ZM88 230H89V231H88ZM98 230H99V229H98ZM98 230H94V231H97V232H98ZM101 230H100V231H101ZM125 230H126V231H125ZM129 230H130L129 232H132V229H129ZM134 230H135V228H134ZM134 230H133V231H134ZM137 230H138V229H137ZM137 230H136V231H137ZM156 230H157V229H155L154 232H156ZM159 230H161V229H159ZM174 230H172V231L175 232ZM187 230H188V229H187ZM212 230H213V229H212ZM212 230H211V231H212ZM229 230H230V229H229ZM231 230H232V228H231ZM245 230H246V229H245ZM247 230H248V229H247ZM19 231H20V232H19ZM100 231L98 232V233H100V234H98V235H101V232L104 233V230H102L101 232H100ZM107 231H106V234H107ZM114 231H115V230H114ZM153 231H152V232H153ZM157 231H158V230H157ZM165 231H167V229H166ZM168 231H169V230H168ZM168 231H167V232H168ZM181 231H183V230H181ZM184 231H185V230H184ZM188 231H189V230H188ZM190 231H192V230H190ZM190 231H189V232H190ZM204 231H207V229L204 230ZM218 231H220V230H218ZM227 231H228V230H227ZM255 231H256V230H255ZM257 231H258V230H257ZM257 231H256V232H257ZM260 231H261V230H260ZM260 231H259V232H260ZM263 231H264V230H263ZM70 232H71V234H72L71 236H70ZM112 232H113V231H112ZM129 232H128V233H129ZM140 232H141V230H140ZM140 232H139V233H140ZM167 232H164V234H163V232H159V233H160V234L162 233V234L165 236V233H167ZM173 232L171 233V230H170V233H171V234H173ZM198 232H199V231H198ZM207 232H208V231H207ZM214 232H215V231H214ZM214 232H213V233H214ZM216 232H217V231H216ZM223 232H224V231H223ZM230 232H231V231H230ZM230 232H229V233H230ZM235 232H236V231H235ZM235 232H234V233H235ZM243 232H244V231H243ZM259 232H258V233H259ZM93 233H94V232H93ZM115 233H116V232H114V236H115ZM136 233L139 234L138 231H137ZM141 233H142V232H141ZM159 233H157V234L153 233V235L155 234V236H156V235H158ZM168 233H169V232H168ZM176 233H177V232H176ZM178 233H180V232L178 231ZM178 233H177V235H176L177 238L179 237ZM182 233H183V232H182ZM182 233H181V234H182ZM186 233H187V232H186ZM186 233H185V234H182L183 237H184V235H186ZM191 233H192V232H191ZM204 233H205L204 235H207L206 232H204ZM209 233H210V232H209ZM211 233H212V232H211ZM220 233H221V232H220ZM224 233H226V232H224ZM224 233H223V234H224ZM231 233H233V231H232ZM236 233H237V232H236ZM245 233H246V231H245ZM245 233H244V234H245ZM260 233H261V232H260ZM20 234H21V235H20ZM96 234H97V233H95L94 235L96 236ZM108 234H107V235H108ZM112 234H113V233H112ZM117 234H118V233H117ZM117 234H116V235H117ZM160 234H159V237H161ZM189 234H190V233H189ZM189 234L187 233V235H189ZM196 234H197V233H196ZM202 234H203V233H202ZM217 234H219V232H218ZM226 234H227V233H226ZM263 234H264V233H263ZM81 235H82V236H81ZM94 235H93V237H94ZM110 235H111V233H110ZM119 235H120V234H119ZM119 235H118V236H119ZM143 235H144V234L142 233V236H143ZM163 235H162V238H160V239H163V240L168 239V240H169V238H166V237H170V239H173V237H175V233H174V235H173L172 238H171V235H169V236H166L165 239H164V236H163ZM166 235H167V234H166ZM198 235H199V234H198ZM210 235H211V234H210ZM220 235H221V234H220ZM238 235H240V234H238ZM245 235H246V238H245V236L243 237V238H245V243H246V244H248V243L250 244V241H251V240L247 243V242H246V239H249V238L247 237V234H245ZM249 235L251 236V233H250V232H249ZM108 236H109V235H108ZM114 236H113V238H115ZM121 236H122V234H121ZM121 236H119V237H120V238H123L122 240H124V236H123V237H121ZM133 236H135V234H134ZM137 236L139 237V235H137ZM137 236H136L135 238H138ZM140 236H141V235H140ZM144 236H145V235H144ZM151 236H152V234L150 235V237H151ZM192 236H193V235H192ZM199 236H202V235H199ZM207 236H208V235H207ZM213 236L215 237V235H213ZM213 236H211V237H213ZM216 236H217V235H216ZM229 236H230V235H229ZM232 236H234V235H231V238H232ZM236 236H237V235H236ZM240 236H242V235H240ZM250 236H249V237H250ZM253 236H255V235H253ZM253 236H252V237H253ZM16 237H18V239H16ZM93 237H92V238H93ZM103 237H105V236L103 235ZM103 237H101V238H103ZM109 237H110V236H109ZM116 237H117V236H116ZM119 237H118V238H119ZM129 237H131V236H129ZM156 237H157V236H156ZM197 237H198V236H197ZM220 237H221V236H220ZM223 237H226V236H223ZM94 238H95V240H96V237H94ZM98 238H100V237H98ZM111 238H112V235H111ZM111 238H110V239H111ZM142 238L144 239V237H142ZM145 238H146V236H145ZM147 238H148V237H147ZM147 238H146V239H147ZM157 238H158V237H157ZM179 238H181V236H180ZM179 238H178V239H179ZM186 238H188V237H186ZM186 238H185V239H186ZM205 238H207V237H205ZM209 238H210V236H209ZM217 238H218V237H217ZM217 238H216V239H217ZM226 238H227V237H226ZM231 238H230V240H231V242H232V239H234V237H233L232 239H231ZM240 238L242 239V237H240ZM240 238H239V240H241ZM255 238H256V237H255ZM257 238H259V237H257ZM257 238H256V239H257ZM81 239H82L83 243H82ZM103 239H104V238H103ZM110 239H109V240H110ZM126 239H127V238H126ZM126 239H125V242L123 241L125 244L127 243ZM146 239H144L145 242H146ZM150 239H151V238H150ZM198 239L201 240L202 237H200V238H198ZM213 239H214V238H213ZM219 239H220V238H219ZM235 239H237V238L235 237ZM256 239H255V240H256ZM259 239H262V237L259 238ZM12 240H13V241H12ZM97 240H99V239H97ZM109 240H108V242H109ZM117 240H118V239H117ZM128 240H130V239H128ZM132 240H133V239H132ZM136 240H137V239H136ZM138 240H140V239H138ZM148 240H149V239H148ZM158 240H159V238H158ZM175 240H177V239H173L172 242H176ZM180 240H181V239H180ZM180 240H179V242H181ZM186 240H188V239H186ZM202 240H205L204 237H203ZM202 240H201V241H202ZM207 240H208V239H207ZM207 240H206V241H207ZM226 240H227V239H226ZM239 240H237V243H236V244H238V241H239ZM243 240H244V239H242V241H243ZM93 241H94V240H93ZM93 241H92L91 243H94ZM103 241H105V239H104ZM113 241H114V239L111 241V243H112ZM115 241H116V240H115ZM130 241H131V240H130ZM150 241H151V240H150ZM152 241H153V240H152ZM165 241H166V240H165ZM169 241H170V240H169ZM169 241H166V242H169ZM182 241H183V240H182ZM206 241H204V242H206ZM216 241H218V240H216ZM216 241H215V242H216ZM228 241H229V237H228ZM233 241H235V240H233ZM242 241H241V242H242ZM252 241H254V239H253ZM257 241H258V240H257ZM259 241H260V240H259ZM259 241H258V242H259ZM96 242H98V241H96ZM96 242H95V243H96ZM105 242H106V241H105ZM128 242H129V241H128ZM131 242H132V241H131ZM136 242H137V241H136ZM145 242H144V243H145ZM161 242H162V241H161ZM163 242H164V241H163ZM166 242H165V243H166ZM195 242H196V241H195ZM202 242H203V241H202ZM207 242H208V241H207ZM209 242H210V241H209ZM209 242H208V244H210ZM239 242H240V241H239ZM243 242H244V241H243ZM16 243H14V244H16ZM25 243L27 244V246L25 245ZM98 243H99V242H98ZM100 243H101V245H102V240H100ZM100 243H99V244H100ZM111 243H110V244H111ZM114 243L117 244L116 242H114ZM119 243H120V242H119ZM141 243H142V245H143V242H142V241H141ZM146 243H147V242H146ZM148 243L150 244V242H148ZM148 243H147V244H148ZM159 243H160V242H159ZM165 243H163V244H165ZM176 243H177V242H176ZM182 243H183V242H182ZM185 243H186V241H185ZM225 243H226V242H225ZM227 243H228V242H227ZM260 243H261V242H259V244H260ZM96 244H97V243H96ZM110 244H109V247H110V249H112L113 247L110 246ZM115 244H113V245L115 246ZM127 244H128V243H127ZM129 244H130V242H129ZM147 244H144V245L147 247ZM149 244H148V247H149ZM154 244H155V242H154ZM154 244H153V245H154ZM167 244H168V243H167ZM177 244H178V243H177ZM190 244H191V243H190ZM193 244H194V243H193ZM200 244H201V243H200ZM234 244H235V243H234ZM236 244H235V245H236ZM239 244H240V243H239ZM239 244H238V247L241 245V244H240V245H239ZM246 244H243V245H245V247H247ZM249 244H248V247H250ZM252 244H253V246H251V247L254 248L255 243H252ZM0 245H1V244H0ZM2 245H3V244H2ZM19 245H20V247H19ZM103 245H104V244H103ZM111 245H112V244H111ZM131 245H132V244H131ZM131 245H130V246H131ZM133 245H135V244L133 243ZM150 245H151V244H150ZM155 245H156V244H155ZM155 245H154V246H155ZM165 245H166V244H165ZM174 245H176V244H174ZM179 245H183V244H179ZM228 245H230V244H228ZM235 245L232 246V247H236ZM256 245H257V244H256ZM261 245H262V244H261ZM6 246L9 247V244L6 245ZM6 246H5V247H6ZM13 246H14V248L16 247V245H13ZM13 246H11V250H12ZM104 246H105V245H104ZM117 246H118V245H117ZM140 246H141V244H140ZM154 246H152V247H154ZM157 246H158V245H157ZM166 246L168 247V245H166ZM166 246H165V247H166ZM169 246H173V245H170V244H169ZM184 246H186V244H184ZM202 246H203V244H202ZM205 246H206V243H205ZM258 246H259V245H258ZM258 246H257V249L259 250L260 248H258ZM95 247H96V246H95ZM97 247H98V246H97ZM109 247L107 246V248H109ZM111 247H112V248H111ZM115 247H116V246H115ZM125 247H127V245H126ZM134 247H135V246H134ZM136 247H139V245L136 246ZM136 247H135V248H136ZM148 247H147V248H148ZM163 247H164V246H163ZM178 247H179V246H178ZM181 247H182V246H181ZM191 247H193V246H191ZM208 247H209V249H210L211 244H210V246L208 245ZM229 247H231V246H229ZM243 247H244V246H243ZM243 247H242V248H243ZM251 247H250L251 252L249 251V253L253 254L252 252H254V251H252V248H251ZM263 247H264V246H263ZM263 247H262V248H263ZM0 248H1V246H0ZM2 248H3V246H2ZM9 248H10V247H9ZM14 248H13V250L16 251ZM16 248H17V247H16ZM101 248L103 249V247H101ZM107 248H106V249H107ZM127 248H128V247H127ZM129 248H130V247H129ZM129 248H128V249H129ZM142 248H144V247L141 246V250H143V252H144V249H142ZM149 248H150V247H149ZM149 248H148V249H149ZM154 248H157V247H154ZM168 248H169V250H170L171 247H168ZM176 248H177V247H176ZM193 248H194V247H193ZM193 248H192V250H193ZM224 248H226V247H224ZM239 248H241V246H240ZM255 248H256V247H255ZM4 249H6V248H4ZM4 249H3V250H4ZM125 249H126V248H125ZM128 249H127V251H128ZM148 249H146V250H148ZM151 249H152V248H151ZM151 249H150V250H151ZM157 249H158V248H157ZM160 249H163L162 246H161ZM164 249H165V248H164ZM166 249H167V248H166ZM166 249H165V250H166ZM172 249L174 250L175 253H176V251H178V250H176L175 248H172ZM204 249H205V247H204ZM222 249H223V247H222ZM236 249H237V247H236ZM236 249H235V250H236ZM243 249H244V248H243ZM247 249H248V248H247ZM3 250H0V251H2V252H3L2 254L5 255L4 253H5L6 251L4 252ZM9 250H10V249H9ZM113 250L115 251V249H113ZM113 250H111V251H113ZM135 250H137V249H135ZM135 250H134L133 252H135ZM146 250H145L144 254L146 253ZM169 250H166L165 252L167 253V251H168V253L170 254ZM173 250H172V251H173ZM182 250H183V249H182ZM194 250H195V248H194ZM196 250H198V249H196ZM196 250H195V251H196ZM205 250H206V249H205ZM230 250H231V249H230ZM233 250H234V249H233ZM235 250H234V252H235ZM239 250H240V249H239ZM248 250H249V249H248ZM254 250H255V249H254ZM14 251H13V252H14ZM104 251H105V248H104ZM129 251H131V250H129ZM138 251H139V250H138ZM148 251H149V250H148ZM158 251H159V249H158ZM162 251H163V250H162ZM224 251H225V250H224ZM109 252H110V251H109ZM131 252H132V251H131ZM141 252H142V251H141ZM143 252H142V253H143ZM159 252H160V251H159ZM163 252H164V251H163ZM180 252H181V249H180L179 253H180ZM186 252H187V251H186ZM196 252H197V251H196ZM198 252H199V251H198ZM198 252H197V254H200V253H198ZM217 252H218V251H217ZM222 252H223V251H222ZM225 252H226V251H225ZM227 252H228V251H227ZM231 252H232V251H231ZM238 252H239V253L241 252L240 255L242 256V253H243V252H242V251H238ZM244 252H245V250H244ZM8 253H11V251L8 252ZM17 253H18V252H16L15 254H17ZM105 253H107V251H105ZM110 253H111V252H110ZM115 253H116V251H115ZM118 253H119V251H118ZM137 253H138V252H137ZM142 253H141V254H142ZM150 253H151V252H150ZM192 253L194 254V251L191 252V254H192ZM206 253H207V251H206ZM210 253H212V252H210ZM232 253H233V252H232ZM235 253H236V252H235ZM247 253H248V252H247ZM247 253L245 252V255H247ZM258 253L260 254V253H261V250H259ZM86 254H88V255H90V256H89L87 259H85V261H82V262H81V258H80V256H84V257H86V256H87ZM98 254H99V253H98ZM98 254H97V255H98ZM103 254H104V253H103ZM112 254H113V253H112ZM133 254H136V253H133ZM133 254H132L131 256H133ZM144 254H143V255H144ZM171 254H172V252H171ZM197 254H196V255H197ZM202 254H204V253H202ZM208 254H209V253H208ZM218 254H219V256L221 257L222 254L219 253V252H218ZM220 254H221V255H220ZM229 254H230V253H229ZM0 255H1V254H0ZM3 255H1V256H3ZM10 255H11V254H10ZM12 255H13V254H12ZM85 255H86V256H85ZM106 255H109V254H106ZM113 255H114V254H113ZM116 255H117V254H116ZM138 255H140V254H137V256H138ZM143 255H142V256H143ZM146 255H147V254H146ZM146 255H144L143 258H145ZM150 255H152V254H150ZM172 255H173V254H172ZM174 255H175V254H174ZM178 255H180V254H178ZM185 255H186V254H185ZM200 255H201V254H200ZM204 255H205V254H204ZM210 255L213 256L214 254H210ZM210 255H209V256H210ZM233 255H234V254H233ZM249 255H250V254H249ZM253 255H254V254H253ZM262 255H263V254H262ZM1 256H0V257H1ZM8 256H9V254H8ZM15 256H16V255H15ZM17 256H18V254H17ZM74 256H76V258H75ZM98 256H99V255H98ZM98 256H97V257H98ZM101 256H103V255L100 253V257H101ZM119 256H120V255H119ZM126 256H127V258H128V255L126 254L125 257H123V259H125ZM135 256H136V255H135ZM135 256H133V257H135ZM137 256H136V257H137ZM148 256H149V255H148ZM182 256H183V254L181 255L180 258H181V259H182V258L184 259V257H182ZM216 256H217V255H216ZM225 256H226V255H225ZM234 256L238 257L237 254H235ZM250 256H251V255H250ZM258 256H259V255H258ZM258 256H257V258H258V260H259V259L261 258V255H260V258H259ZM11 257H12V256H11ZM84 257H83V258H84ZM103 257H105V255H104ZM103 257H102V258H103ZM107 257H108V256H106V258H107ZM129 257H130V256H129ZM136 257H135V259H136ZM140 257H141V255H140ZM169 257L173 259L174 256H169V255H168V258H169ZM175 257H176V256H175ZM178 257H179V256H177V258H178ZM239 257H240V256H239ZM246 257H248V256H246ZM246 257H243V258H245V259H244V262H245V260H246ZM8 258H9V257H8ZM13 258H14V257H13ZM19 258H18V259H17V258L14 259V261H15V260H19ZM70 258H72V259H70ZM102 258H101V260H102ZM108 258H109V257H108ZM108 258H107V259H108ZM114 258H115V257H114ZM143 258H140V259H143ZM150 258H151V257H149V259H150ZM153 258H154V257L152 256V261H153ZM194 258H195V257H194ZM202 258H204V257H202ZM206 258H207V257H206ZM218 258H219V257H218ZM222 258H223V257H222ZM222 258H220V259L222 260ZM229 258H230V257H229ZM229 258H228V260H229ZM240 258H242V257H240ZM240 258H239V259H240ZM110 259H111V257H110ZM110 259H108V260H110ZM120 259H121L120 261H122V258H120ZM140 259H139V260H140ZM172 259H171L170 261H174L175 258H174L173 260H172ZM181 259H180V260H181ZM197 259H198V258H197ZM247 259H248V258H247ZM251 259H253V258L250 257L249 262L251 261ZM263 259H264V258H263ZM2 260H4V259H2ZM8 260H9V259H8ZM11 260H12V259H10L9 261H11ZM82 260H83V259H82ZM86 260H87V261H86ZM95 260H97V258L93 259V261H95ZM99 260H100V259H99ZM130 260H131V259H130ZM136 260H137V259H136ZM145 260H147V259H145ZM150 260H151V259H150ZM150 260H149V262H150ZM198 260H199V259H198ZM200 260H201V258H200ZM205 260H206V259H205ZM207 260H208V258H207ZM226 260H227V258H226ZM236 260H237V259H236ZM258 260H257V261H258ZM260 260H261V259H260ZM5 261H6V260H5ZM105 261H106V260H105ZM117 261H118V260H117ZM137 261H138V260H137ZM152 261H151V262H152ZM175 261H176V260H175ZM178 261H179V260H178ZM184 261H185V259H184ZM184 261H183V263H184ZM203 261H204V260H203ZM238 261H239V260H238ZM238 261H237V262H238ZM253 261H254V259L252 260L251 263H253ZM6 262H7V261H6ZM18 262L20 263V260H19ZM96 262H97V264H99L98 261H96ZM108 262H109V261H108ZM110 262H111V261H110ZM114 262H115V261H114ZM129 262H130V261H129ZM135 262H136V261H135ZM141 262H142V261H141ZM156 262H158V261H156ZM181 262H182V261H181ZM196 262H197V261H196ZM227 262L230 263V261H227ZM249 262H246V264H248ZM258 262H259V261H258ZM262 262H263V260H262ZM0 263H1V261H0ZM3 263L5 264L4 261H3ZM10 263H12V264L15 263V264H17L16 262H10ZM100 263H101V262H100ZM103 263H104V262H103ZM112 263H113V262H112ZM116 263H119V261L116 262ZM120 263H124V260H123L122 262H120ZM131 263H133V262H130L129 264H131ZM137 263H139V262H137ZM142 263H144V261H143ZM147 263H148V261L145 262V264H147ZM174 263H176V262H174ZM224 263H225V262H224ZM229 263H228V264H229ZM106 264H109V263L106 262ZM110 264H111V263H110ZM114 264H115V263H114ZM124 264H126V261H125ZM127 264H128V263H127ZM151 264H153V263H151ZM156 264H158V263H156ZM193 264H196V263H193ZM199 264H200V262H199ZM215 264H216V263H215ZM233 264H234V263H233ZM240 264H244V263L241 262ZM249 264H250V263H249ZM253 264H254V263H253ZM255 264H257L256 261H255ZM258 264H259V263H258ZM261 264H262V263H261ZM263 264H264V263H263Z\"/></svg>",
  "mask_w": 264,
  "mask_h": 264
}]
</instances>
